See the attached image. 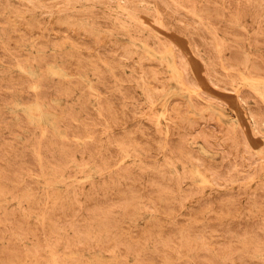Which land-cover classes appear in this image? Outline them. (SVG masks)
<instances>
[{
	"label": "rangeland",
	"instance_id": "1",
	"mask_svg": "<svg viewBox=\"0 0 264 264\" xmlns=\"http://www.w3.org/2000/svg\"><path fill=\"white\" fill-rule=\"evenodd\" d=\"M4 1V2H3ZM9 1H11V2H9ZM31 1V2H30ZM35 1V2H34ZM37 1V2H36ZM46 3H49V4H47L46 5V3L45 2H43V0H0V7H2V8H0V15H1V18H0V45L1 46H4V47H2L1 48V46H0V58H6L4 61L1 59L0 60V62H1V64H0V77L2 78V79H0V80H3V81H1V82H3V83H1L0 82V85H2V86H0L1 87V89H0V91L2 92V90H3V92H2V94H1V92H0V114H1V116H4V117H2V118H0V123H2V124H0L1 126H0V155L2 154V153H4V154H2L1 156H0V169H2V171H0V191L2 190V192H0V219H5V220H0V231L2 232V234H1V232H0V246H3V247H0V255H1V253H2V257L0 256V261H2V263L3 264H33L34 262V264H83V262H84V264H124V262L122 261V260H124V261H126L127 262V264H141V263H143V262H140V261H144V262H146V260H148V262L147 263H145V264H151V263H153V264H160V263H162L163 261V264H171L172 263V261H173V263L172 264H184V262H185V260H186V262H185V264H208V262L210 261V263H215V261H216V263L215 264H227L228 262V264H243L244 262V264H247L248 262L251 264V263H253V260H255V262L253 263V264H257V262H258V264H261V263H263L264 262V250H262V248L264 249V215H261L262 213L261 212H263L264 211V197H262V196H264L263 194H264V98H262V97H264V0H254V1H251V0H230V1H232V2H230L229 0H217V2H216V0L215 1H212V0H170V2H169V0H167V2H166V0L164 1V0H162L163 2H165V3H163L161 0H148V3H147V0H141V1H137L136 0V3H135V0H72V2L70 1V0H53V1H51V0H44ZM59 2V3H57V2ZM61 1V2H60ZM102 1H103V3H102ZM113 1H114V3H113ZM158 1V2H157ZM159 1H161L160 3H162V4H164L163 6H165V4H167L168 2H169V4H167V6H165V7H167V11L164 9L163 10V6H160V3H159ZM228 1V2H227ZM237 1V2H236ZM246 3H245V2ZM9 2V3H8ZM12 2H16L15 4L17 5V4H20V5H17V6H20V7H17L16 5H14V3L11 5V3ZM24 3V4H22V3ZM90 2V3H89ZM101 2V3H100ZM110 2V3H109ZM127 2V3H126ZM140 2V3H139ZM146 2V3H145ZM150 2V3H149ZM185 2V4H187L186 6L183 4ZM190 2V3H189ZM214 2V3H213ZM234 2H235V4H234ZM240 2L242 3V4H240ZM251 2V3H250ZM5 3H8L7 5L8 6H6L5 5ZM30 3V4H29ZM32 3H36V4H38L39 5V7H38V5H36V4H32ZM41 3V4H40ZM63 3V4H62ZM82 3V4H81ZM123 3H125V4H123ZM128 3H129V5H128ZM131 3V4H130ZM152 3V4H151ZM159 3V4H158ZM200 3V4H199ZM227 3V4H226ZM230 3H232V4H230ZM244 3V4H243ZM256 3V4H255ZM43 4V5H42ZM57 4V5H56ZM133 4H135L134 6V10H135V12L133 11ZM149 4H150V6H149ZM161 4V5H162ZM173 5V6H171V5ZM179 4V5H178ZM184 5V7H183V5ZM203 4V5H202ZM210 4V6H208ZM217 4V6H215ZM255 4V5H254ZM24 5V6H23ZM48 5H50V6H48ZM126 5V6H125ZM128 5V6H127ZM132 5V6H131ZM182 5V6H181ZM213 5V6H212ZM227 5H228V7H227ZM232 5V6H231ZM233 5H234V7H233ZM238 5V6H237ZM242 5V6H241ZM263 5V6H262ZM16 6V9L14 8ZM23 6V7H22ZM26 6L27 7H29V11H28V8H27V10H26ZM43 6V7H42ZM57 6V7H56ZM158 6L160 7V8H158ZM169 6V7H168ZM171 6V7H170ZM189 8H188V7ZM233 8V9H230L231 7ZM5 7V8H4ZM25 7V8H24ZM50 7V8H49ZM141 7L143 8L142 10H141ZM163 7V8H162ZM200 7H202V9H200ZM213 7H216V9H215V11L214 12H212L213 10H214V8ZM242 7V8H241ZM6 8H8V9H6ZM18 8H21V9H18ZM130 8V9H129ZM132 8V9H131ZM139 8H140V10L141 11H143V12H139V11H137L136 12V9H138L139 10ZM146 8V9H145ZM171 8H174V9H171ZM176 8H177V10H176ZM179 8V9H178ZM202 10L203 12H201L200 10ZM212 8V9H211ZM228 8V9H227ZM261 8V9H260ZM4 9H6V11L4 10ZM15 9V10H14ZM17 9L18 10H20V12H19V14H18V11H17ZM32 9V10H31ZM144 9H145V11H144ZM169 9H171V13H170V11L168 12V10ZM208 9V10H207ZM211 9V10H210ZM244 9V10H243ZM23 10V11H22ZM59 10H62L61 12H59ZM150 10V11H149ZM3 11H5V14L3 13ZM27 11V12H26ZM64 11V12H63ZM93 12V16H91V14H90V12ZM147 11H149L150 13H149V15L148 14H146L147 13ZM152 11H154V12H152ZM163 11V12H162ZM166 11V12H165ZM176 11H179V12H176ZM182 12V14H180L181 12ZM191 11H193V13L191 12ZM12 13V14H10V13ZM14 12V13H13ZM31 12L32 13H34V15L33 14H31ZM84 12V14L85 13H87V15H83L82 13ZM95 12V13H94ZM100 12V13H99ZM129 12H130V14H129ZM152 12V13H151ZM185 12V13H184ZM200 12H201V14H203V16L204 17H201L202 15L200 14ZM204 12H205V15L207 14V17H205V15H204ZM220 12V13H219ZM258 12V13H257ZM260 12V13H259ZM2 13V14H1ZM9 13V14H8ZM16 13V14H15ZM27 13H29L28 15H27ZM35 13H36V15H35ZM46 13V14H45ZM50 13V14H49ZM58 13V14H57ZM76 13L78 14V13H80V14H78V15H80L79 17L78 16H76V18L74 17L75 15H76ZM102 13V14H101ZM143 13V14H142ZM164 13V14H163ZM170 13V14H169ZM213 14V16H212V14ZM216 13V14H215ZM225 13H227L228 14V16H227V14H225ZM257 13V14H256ZM4 14V15H3ZM15 14V15H14ZM18 14V15H17ZM24 14V15H23ZM46 16H45V15ZM55 14H57V15H55ZM63 14V15H62ZM68 14V15H67ZM74 16H73V15ZM89 14H90V16H89ZM97 14H99V16L97 15ZM151 14H152V16H151ZM164 16H163V15ZM166 14V15H165ZM176 14H178V15H176ZM180 14V15H179ZM183 14H184V18H186V19H184L183 18ZM189 15V16H187V15ZM223 14H225L227 17H229L228 19H226L227 17L225 16V15H223ZM246 14V15H245ZM248 14V15H247ZM17 15V16H16ZM21 15V16H20ZM42 15V16H41ZM69 15H71V16H69ZM96 15H97V17H99V18H97L96 17ZM101 15V16H100ZM134 15V16H133ZM137 15V16H136ZM168 15V16H167ZM171 15H173V18H172V16H171V18H170V16ZM209 15V16H208ZM211 15V16H210ZM219 15V16H218ZM221 15L223 16V17H221ZM4 18H3V17ZM6 16H8V17H6ZM12 16V17H11ZM32 16V17H31ZM58 16V17H57ZM70 18H69V17ZM108 16H110V17H108ZM114 16V17H113ZM178 16H180V17H178ZM191 16V17H190ZM224 16L226 17V18H224ZM14 17V18H13ZM17 17L19 18V19H17ZM37 17H39L38 19H37ZM45 17V18H44ZM60 17H61V19H60ZM64 17H68V18H64ZM84 17V18H83ZM106 17V18H105ZM136 17H139V19L138 18H136ZM175 17H177V18H181L183 21L185 20H188V23H187V21H186V23L185 22H183L181 19L179 20V19H177L176 20V18ZM209 17H211V18H209ZM10 18H12L11 20H10ZM22 18V19H21ZM44 18V19H43ZM50 18V19H49ZM57 18V19H56ZM73 18V19H72ZM75 18V19H74ZM101 18V19H100ZM107 18H109L110 20H108ZM161 20H160V19ZM165 18H166V20H165ZM171 19L172 20V22H170L171 20H169V19ZM193 21V22H190V19ZM204 18V19H203ZM213 18V19H212ZM216 20H215V19ZM218 18H219V20H218ZM3 21H2V20ZM31 19V20H30ZM36 19H37V23H36ZM58 19H60L61 21H63V22H61L60 20H58ZM65 19L66 20H68L67 22H65ZM70 19V20H69ZM80 20V23H79V20ZM96 19H99L98 20V22L100 21V23H98V22H95V20ZM195 19V20H194ZM6 20H10L11 22H10V24L12 23V25H10V24H8L7 22L8 21H6ZM17 20L18 21H20V23H16L17 22ZM23 20V21H22ZM25 20H26V22H25ZM114 20V21H113ZM6 21V22H5ZM39 21H40V23H43V24H41V25H39L40 23H39ZM70 21V22H69ZM72 21V22H71ZM91 21V22H90ZM97 21V20H96ZM122 21H123V23H125V25H127V26H125L124 24L122 25ZM169 21V22H168ZM174 21V22H173ZM178 21H179V23H178ZM196 21L198 22V23H196ZM211 21V22H210ZM212 21H214L213 23H214V25H213V23H212ZM25 24H24V23ZM58 22V23H57ZM76 24V25H73L74 23ZM101 22H105L104 24L102 23V25H101ZM108 22H110L111 23V26L112 27H108V25H110V23H108ZM114 22V23H113ZM143 22H145V23H143ZM181 22V23H180ZM190 22V23H189ZM195 22V23H194ZM217 22V23H216ZM220 23V25L218 26H215L216 24H219ZM227 22V23H226ZM246 22V23H245ZM27 23V24H26ZM56 23V24H55ZM64 25L65 23H67V25L65 24L64 26H62V24ZM68 23L70 24H72V25H70V28L68 27ZM79 23V24H78ZM91 23V24H90ZM93 23L95 24V25H93ZM147 23V24H146ZM166 25H165V24ZM171 23H172V25H171ZM192 23H193V25H192ZM202 23H203V25H204V23H206V25H204L203 27H201V25H202ZM4 26H3V25ZM6 24H8V26L10 27H8V26H6ZM13 24L14 25H16L15 26V28L13 27ZM35 24H36V27L38 28H35ZM47 24V25H46ZM83 24V25H82ZM101 25V26H97V25ZM108 24V25H107ZM117 25L118 26V29H120V30H118V29H116L117 28V26L115 27V25ZM135 24H137V25H135ZM170 24V25H169ZM181 24V25H180ZM201 24V25H200ZM1 25H2V27H1ZM18 25V26H17ZM43 25V26H42ZM46 25V26H45ZM55 25H58V26H55ZM77 25H79V27L77 26ZM93 25V26H92ZM151 25V26H150ZM175 25H177V27L175 26ZM208 25V27H205V26H207ZM222 25H227L226 27H228V28H226V29H229V30H227V31H225L226 29L224 28V26H222ZM249 25V26H248ZM12 26V27H11ZM34 26V27H33ZM50 26V27H49ZM67 26V27H66ZM73 26H74V28H73ZM85 27V28H87V29H85V28H83V27ZM119 26H120V28H119ZM135 26V27H134ZM169 26V27H168ZM173 26L175 29H173V27L171 28V27ZM180 27V29H179V27ZM183 26H185L186 27V31H183V30H185L184 28H183ZM196 26H197V28H196ZM199 26V27H198ZM252 26H253V28H252ZM19 27V28H18ZM25 27V28H24ZM33 27V28H32ZM42 27V28H41ZM53 27H54V29H53ZM59 27V28H58ZM62 27V28H61ZM77 28V30H79L78 31V33H77V30H76V28ZM89 27H91V28H89ZM97 27H99V28H97ZM103 27V28H102ZM104 27H106V28H104ZM130 27V28H129ZM140 27V28H139ZM141 27H142V29H141ZM168 27V28H167ZM183 29H182V28ZM192 27V28H191ZM219 27V28H218ZM232 28V30H231V28ZM248 27V28H247ZM2 28H3V31H2ZM14 28V30L17 28V30H15V32H17V35H15L14 33H13V31L14 30H12V29ZM24 28V29H23ZM31 30H29V29ZM57 28H58V30H60V32H59V34H58V31H57ZM63 28H65V29H63ZM111 28H112V30H111ZM139 28V29H138ZM146 28H147V30L149 29V30H151L152 32H149V31H147L146 30ZM176 28H177V30H176ZM195 28V29H194ZM203 28V30H204V32H203V34H202V32L201 33H199L200 31H202L201 29ZM10 29V30H9ZM22 29V30H21ZM35 29V30H34ZM44 29V30H43ZM46 29L49 31L50 30V32L51 33H49L48 34V31H46ZM71 29V30H70ZM95 29V30H94ZM102 31V32H100V30ZM105 29V30H104ZM106 29H109V30H106ZM187 29H188V31H187ZM195 31H193V30ZM198 29H199V31H198ZM208 29V30H207ZM209 29H211L210 31H209ZM218 29H219V31H221V32H219L218 31ZM224 29V30H223ZM235 29V31H238L237 33L235 32V31H233ZM237 29V30H236ZM4 30H5V32H4ZM22 31L21 32V34H20V31ZM25 30V31H24ZM37 30V31H36ZM65 31V33H66V35L69 37L70 36V38H68L69 40H70V42L68 41V39L66 38V36H64L65 35V33L63 32V31ZM87 30V31H86ZM116 30V31H115ZM122 30V31H121ZM131 30V31H130ZM132 30L134 31L133 33H132ZM136 30V31H135ZM140 30V31H139ZM145 30V31H144ZM231 30V31H230ZM12 32V33H10V32ZM30 31V32H29ZM36 31V32H35ZM39 31V32H38ZM67 31V32H66ZM95 31V32H94ZM111 31V32H110ZM118 31V32H117ZM127 31V32H126ZM129 31H130V33H129ZM144 31V32H143ZM165 31V32H164ZM181 31L182 32H185V33H181ZM190 31H192L193 33L190 35ZM198 31V32H197ZM208 31V32H211L213 35V38H212V40H210V38H211V35H209V33H208V35H205L204 36V34H207L206 32ZM218 31V32H217ZM222 31H223V33H222ZM229 31V32H228ZM233 31V33H232V35H231V33L230 32H232ZM3 32H4V34H3ZM7 32V33H6ZM38 32V33H37ZM43 32H47L45 35L43 34ZM61 32H63L64 33V35H63V33H61ZM99 33L100 35H99V37H98V34L97 33ZM113 32V33H112ZM117 32V33H116ZM135 32H136V34H135ZM143 32V33H142ZM160 32V33H159ZM178 32V33H177ZM190 32V33H189ZM224 32H226V33H224ZM241 32V33H240ZM6 33V34H5ZM19 33V34H18ZM27 33V34H26ZM31 33H33L32 35H31ZM37 33V34H36ZM40 33H41V35H40ZM68 33V34H67ZM71 33V34H70ZM90 33V34H89ZM92 33H95V34H92ZM106 33V34H105ZM142 33V34H141ZM154 33V34H153ZM199 33V34H198ZM210 33V34H211ZM220 33H222V34H220ZM230 33V34H229ZM238 33H240V35L238 34ZM9 34H10V36H9ZM12 34V35H11ZM24 34H25V36H24ZM36 34V35H35ZM60 34H62V35H60ZM82 34V35H81ZM85 36H89L90 35V37H85ZM87 34H89V35H87ZM141 34V35H140ZM151 34V35H150ZM199 36H198V35ZM204 36H202V35ZM229 34V35H228ZM235 34V35H234ZM241 34L243 35V36H241ZM246 34V35H245ZM9 36L10 37V40L9 41H11V42H9V41H6L7 40V38L8 37H6V36ZM26 35L28 36V38L26 37ZM44 35V36H43ZM46 35H47V37H48V39L46 38ZM53 35H54V37H53ZM80 35V36H79ZM109 35H111V36H109ZM135 35V36H134ZM149 35V36H148ZM158 35V36H157ZM186 35H187V37H186ZM194 35V36H193ZM225 35H227V36H225ZM236 35H237V37H236ZM14 36V37H13ZM31 38H30V37ZM33 36L35 37H37V39H36V37H35V39L34 40H32L33 39ZM40 36V37H39ZM53 39V41H55V39H59V40H56L55 42H54V44L56 45V46H54V48H52V45H54L53 44V41H52V39L50 38V37ZM58 36V37H57ZM60 36H62L63 37V39L62 38H60ZM73 38H72V37ZM84 36V37H83ZM92 36V37H91ZM94 36H96V39H95V37ZM101 36V37H100ZM113 36V37H112ZM134 36V37H133ZM145 38H144V37ZM167 36V37H166ZM192 36V37H191ZM198 36V37H197ZM209 37V38H205V37ZM230 36H231V38H232V41H230L231 39H229L230 38ZM6 37V38H5ZM12 37V38H11ZM25 37V38H24ZM42 37H45V38H42ZM76 39H75V38ZM80 37H82V39H80ZM112 37V38H111ZM154 37H156V38H154ZM159 37V38H158ZM200 37L203 39V40H201L200 39ZM227 37H229V38H227ZM239 37H240V40H242V41H240L239 40ZM14 38V39H13ZM27 38V39H26ZM64 38H66L65 40H64ZM97 38H98V41H97ZM115 38H117V39H115ZM140 38H141V40H140ZM146 38H148V41L149 42H146ZM191 38H194V39H191ZM206 40H205V39ZM218 38V39H217ZM235 38H236V41H235ZM244 40H243V39ZM9 39V38H8ZM16 39V40H15ZM22 39H24V40H22ZM26 39V40H25ZM41 39H43L42 41H40ZM47 39V40H46ZM49 39H50V41H49ZM74 39V41L73 42H75L76 41V43H78V44H76V43H74L73 44V42H72V40ZM90 39V40H89ZM93 39V41H91ZM160 39V40H159ZM163 39H164V41L165 42H167L164 46H165V48L164 47H161L160 48V46H163V44H164V41H163ZM190 39V40H189ZM210 41H209V40ZM234 39V40H233ZM259 39V40H258ZM260 39H263V40H260ZM22 40V41H21ZM27 40H29L27 43H26V41ZM47 42H46V41ZM60 40H61V42H60ZM118 40V41H117ZM122 40V41H121ZM156 40V41H155ZM159 42H158V41ZM173 40V41H172ZM192 40V41H191ZM194 40V41H193ZM196 40H197V43H201L200 45L202 46V47H200V45H195V43H196ZM201 40V41H200ZM215 40V41H214ZM217 40H219V41H217ZM240 42H239V41ZM258 40V41H257ZM13 41V42H12ZM15 41V42H14ZM30 41H33V42H30ZM66 41H67V43H66ZM79 41V42H78ZM84 41H85V43H84ZM87 41V42H86ZM95 41V42H94ZM120 41V42H119ZM163 41V42H162ZM171 42V44H173V45H171L169 42ZM206 41H207V43H206ZM209 41V42H208ZM213 41V42H212ZM217 41V42H216ZM245 41V42H244ZM17 42H20V44H18ZM22 42V43H21ZM39 44H38V43ZM41 42V43H40ZM48 42H52V45L50 44V43H48ZM58 42H59V44H58ZM91 44H90V43ZM97 42H98V44H97ZM113 42V43H112ZM114 42H115V44H114ZM120 44H119V43ZM191 42V43H190ZM203 42H205L206 44H204ZM210 42H211V44H210ZM219 42V43H218ZM18 44V46H17V44ZM30 43V44H29ZM35 43H37V44H35ZM43 43V44H42ZM44 43H45V45H49V46H51V47H48V49L46 50V48H45V45H44ZM59 45H57V44ZM60 43H62V45L60 44ZM72 43V44H71ZM80 43V44H79ZM81 43H82V47L84 46V44L86 45V44H88L87 45V47L86 46H84L83 47V49L84 48H86V49H82V47H81ZM84 43V44H83ZM118 45H117V44ZM130 43V44H129ZM169 43V44H168ZM192 45H190V44ZM196 43V44H197ZM221 43V44H220ZM263 43V44H262ZM9 44V45H8ZM63 44L65 45V47L63 46ZM105 44H107L106 46H105ZM111 46H110V45ZM154 44V45H153ZM160 44V45H159ZM162 44V45H161ZM203 44V45H202ZM212 44H214L213 46H212ZM229 44H231L230 45V47H229ZM236 46H235V45ZM260 44L263 46H261L260 47ZM8 45V46H7ZM33 45H34V47H33ZM37 46V49L38 50H35L36 48V46ZM38 45L40 46V45H44L43 46V48H45L44 50H43V48H42V46H41V48H42V50H40L39 48H38ZM63 46V47H61V46ZM70 45H71V47H70ZM73 45H75V46H73ZM78 45V46H77ZM112 45H114V46H112ZM115 45H116V50H118V51H116L115 50ZM122 45V47H120ZM126 45H128L127 47H128V50H129V53L128 52H126V51H128V50H126ZM151 46V47H148V46ZM157 45V46H156ZM195 45V46H194ZM210 46V48L211 49H209V46ZM234 45V46H233ZM7 46V47H6ZM46 46V47H47ZM58 46V47H57ZM93 46H95L94 48H93ZM96 46H98V47H96ZM118 46V47H117ZM137 48H136V47ZM168 46V47H167ZM176 46V47H175ZM208 46V49L206 48ZM212 46V47H211ZM8 47H9V51H8ZM59 47H60V53L61 54H58L59 53ZM108 47H110V48H108ZM111 47H113L114 48V50H113V48H111ZM197 47L198 48H200V49H197ZM214 47V48H213ZM219 47V48H218ZM232 47H238V49L236 50V48L234 49V48H232ZM15 49L14 50V52H12V53H10V51H13V49ZM21 49L19 52H18V49ZM35 48V49H34ZM63 50H62V49ZM67 48V50H64V49H66ZM73 48V49H72ZM76 48V49H75ZM77 48H80V50H77ZM89 48H92V49H89ZM103 48H104V50H103ZM106 48V49H105ZM132 48V49H131ZM153 48V49H152ZM192 48V49H191ZM224 48H225V50H224ZM229 48H231V49H229ZM4 49V50H3ZM12 49V50H11ZM34 49V50H33ZM70 49V51H68ZM72 49V50H71ZM83 50V53L81 54V52H82V50ZM88 49V50H87ZM95 49H98V50H95ZM112 51H110V50ZM123 51H122V50ZM174 49H176L175 50V53H174ZM196 49V50H195ZM207 49V51H204V50H206ZM214 49V50H213ZM234 49V50H233ZM46 50V51H45ZM86 50V51H85ZM91 52H90V51ZM108 50H109V52H108ZM124 50H125V52H124ZM155 50V51H154ZM164 50V51H163ZM184 50V51H183ZM195 50V51H194ZM211 50V51H210ZM227 50V51H226ZM230 50V51H229ZM4 52L3 53V56L1 55L2 53L1 52ZM45 51V52H44ZM62 51H64L63 53H62ZM68 51V52H67ZM97 51V52H96ZM103 51V52H102ZM105 51V52H104ZM160 51H161V53H160ZM163 51V52H162ZM176 51H180V53L179 54H177L178 52H176ZM212 51H213V54H214V52L216 53V54H214V55H210V54H212ZM219 51V52H218ZM22 52V53H21ZM25 52V54L27 53L29 56L31 55V56H33L32 58H33V60L31 59L30 60V58L31 57H29L28 56V58H26V59H24L26 56H27V54L26 55H24L23 53ZM80 52V53H79ZM87 52V53H86ZM99 52V53H98ZM101 52V53H100ZM111 52V54H109ZM116 52V53H115ZM123 53V54H125L126 55V58H124V57H122L123 56V54H120V53ZM130 52H131V54H130ZM194 52V53H193ZM196 52V53H195ZM224 52V53H223ZM234 52H236V53H234ZM22 54L21 55V57H23L22 58V60H21V57H20V55H19V57L20 58H18V56L16 55V54ZM35 53V54H34ZM52 54V56H50L51 54ZM65 53V54H64ZM94 53V55H97V58L98 57H100L101 59L103 58V60L106 58L107 59V55H108V60H95L94 61V59L96 58L95 56V58L93 57V54ZM103 53V54H102ZM104 53H106V54H104ZM108 53V54H107ZM112 53L114 54V55H112ZM127 53V54H126ZM132 53H135V54H132ZM208 53V54H207ZM17 56H15V55ZM33 54V55H32ZM39 54V56H37ZM42 54H44V58H43V55ZM46 54V55H45ZM50 54V55H49ZM54 54H58V56L57 55H54ZM66 54H67V57H66ZM87 54V55H86ZM102 54V56H100V55ZM116 54H119V55H121V56H119V55H116ZM142 54L143 55V57L144 58H146L145 60L146 61H144V58H142L143 60H141V61H143V62H140L139 60L141 59V58H138L137 56H140V55ZM176 54V55H175ZM198 55H200V58H199V56H198V58H197V56ZM223 54L225 55V56H223ZM230 54V55H229ZM10 55V56H9ZM35 55V56H34ZM55 57H54V56ZM83 55V56H82ZM91 55H92V57L93 58H91ZM111 55H112V58H111ZM124 55V56H125ZM128 55H129V57H128ZM133 56V59H132V57H130V56ZM179 55V56H178ZM208 56V57H206V56ZM5 56V57H4ZM61 56H63V57H61ZM64 56H65V58H64ZM69 56V57H68ZM73 56V57H72ZM76 56V57H75ZM83 58H82V57ZM87 56V57H86ZM117 56H119V57H117ZM177 56V57H176ZM183 58H182V57ZM213 57V59H214V62L212 61V57ZM216 56V57H215ZM222 56H223V58H222ZM234 56V57H233ZM13 58V60H15V61H13L12 60V58ZM39 57L42 59V61L44 62V63H41L40 61L41 60H38L39 59ZM59 57V58H58ZM80 57V58H79ZM114 57V58H113ZM115 57H117V58H121V59H115ZM128 57V58H127ZM179 57V58H178ZM180 57L182 58V59H180ZM210 57V58H209ZM218 57V58H217ZM224 57H227L226 58V61H225V59H224ZM229 57H231V58H233V62L234 63H231V61H232V59L231 58H229ZM8 58H11V59H8ZM46 58H48V60L46 59ZM63 59V61H62V59ZM75 59V58H77L76 60H70V59ZM82 58V59H81ZM90 58V59H89ZM96 58V59H97ZM100 58H98V59H100ZM109 58H111L112 60H115V61H113L112 62V60H110L111 62L109 63ZM180 60H178V59ZM185 58V59H184ZM207 58H209V59H207ZM215 58H217V59H219V60H217V59H215ZM235 58V59H234ZM18 59H20V60H18ZM49 59H51V60H49ZM67 59V60H66ZM79 59V60H78ZM81 59V60H80ZM87 59H89V60H87ZM91 59L93 60V61H91ZM126 59V60H125ZM127 59H130V60H128L127 61ZM175 59H177V60H175ZM202 61H201V60ZM224 59V60H223ZM231 59V60H230ZM255 61H254V60ZM12 60V61H11ZM26 60V61H25ZM52 60H54L55 62L57 61V64H55L54 63V61H52ZM59 60V61H58ZM64 60H66L67 61V63L64 61ZM70 60V61H69ZM85 60H87V64H86V66H85V64L84 63H86V62H84L83 63V61ZM118 60V61H117ZM124 60H125V63H124ZM132 60H136L135 62H134V64H132ZM151 60H156L157 62H153V64H154V67L152 66L153 64H151L152 62H151ZM181 60H183V63H181ZM184 60H185V62H184ZM216 60H217V62H218V65H216L217 64V62H216ZM227 60H229V61H227ZM252 60L254 61V64L252 63ZM2 61H3V63H6L7 65H3L2 64ZM20 61V62H19ZM25 61V63L27 62V64H24L23 62ZM32 61V62H31ZM35 61H36V63H38V64H36L35 63ZM38 61V62H37ZM45 61H46V63H45ZM74 61V62H73ZM78 61H80V63H79V65L81 66H78ZM97 61V62H96ZM100 61V62H99ZM105 61H106V63L108 64L109 63V65L111 64V65H113V67H114V69H113V67L110 65V67L109 66H106L107 68H105V65H106V63H105ZM116 61H117V63H116ZM120 61H122V62H120ZM127 61V62H126ZM137 61H138V64H137ZM151 62L150 64L149 63H147L146 64V62ZM174 61V62H173ZM176 61H178V62H176ZM211 62V63H213L214 64V66H213V64H212V66H210L211 65V63H209V62ZM225 63H228V66L226 67V65L227 64H225ZM236 61V62H235ZM259 61V62H258ZM260 61H261V63H260ZM13 62V63H12ZM16 62V63H15ZM19 62V63H18ZM68 62H70V63H68ZM71 62H73L72 64H71ZM77 62V63H76ZM101 62H103L102 64H101ZM163 62V63H162ZM182 64V65H185L186 63H188L187 65H188V68H187V65H185L186 66V68H187V72H186V68H185V66H182L180 63ZM208 62V63H207ZM239 62V64H237ZM240 62H241V64H240ZM257 62V63H256ZM33 63V64H32ZM44 64V65H41V64ZM48 63H50V64H48ZM54 63V64H53ZM66 65H65V64ZM77 65H76V64ZM90 63H92V64H90ZM95 63V64H94ZM98 63V64H97ZM116 63V64H115ZM118 63L120 64L119 66H118ZM126 64V63H130L129 64V66H128V64H126V65H123V64ZM136 63V64H135ZM143 65L142 67H141V64ZM146 65H145V64ZM174 63H176L177 64V66H176V64H174ZM219 63H220V65H219ZM224 63V64H223ZM259 63V64H258ZM22 64V65H21ZM23 64L25 65V67H23ZM29 64V65H28ZM31 64V65H30ZM39 64H40V66H39ZM60 66H59V65ZM61 64H64V65H61ZM70 64H71V66H70ZM83 64V65H82ZM90 64V65H89ZM101 64V65H100ZM123 66H122V65ZM140 64V65H139ZM157 64V65H156ZM159 64V65H158ZM180 64V65H179ZM230 64V65H229ZM234 64V65H233ZM236 64V65H235ZM243 64V65H242ZM13 65V66H12ZM16 65V66H15ZM69 65V66H68ZM75 65H76V68H74L75 67ZM88 65H89V67H88ZM94 65H95V67H94ZM96 65L98 66V67H96ZM115 65V66H114ZM134 65V66H133ZM137 65H139L138 66V68L136 67ZM175 65V66H174ZM208 65L210 66V67H208ZM225 65V66H224ZM252 65V66H251ZM6 66H8V67H6ZM20 66V67H19ZM42 66V67H41ZM46 66V67H45ZM62 66V67H61ZM68 66V67H67ZM72 66H73V68H72ZM101 68H100V67ZM125 66V67H124ZM131 66H133V67H131ZM156 66V67H155ZM158 66V67H157ZM162 66V67H161ZM178 66H181V67H179L178 68ZM216 66V67H215ZM218 66V67H217ZM231 66V67H230ZM232 66H235L238 70H236V68L234 69ZM239 66V67H238ZM241 66V67H240ZM261 66H262V69H261ZM33 67V68H32ZM45 67V68H44ZM71 67V68H70ZM91 67H93V68H91ZM103 67H104V69H103ZM127 67V68H126ZM135 67V68H134ZM142 69H140V68ZM150 69H149V68ZM159 67H161V68H159ZM206 67V68H205ZM214 67L217 69V70H215L214 69ZM246 69H245V68ZM32 68V69H31ZM64 70H63V69ZM69 68V69H68ZM79 68V69H78ZM81 68H85L86 70H85V72H84V70H81L80 71V69ZM98 69L99 71H101V72H103L102 74L100 73V72H98L96 69ZM121 68H122V70H124L123 72H122V70H121ZM129 68V70H127ZM132 68H134V69H132ZM137 68V69H136ZM151 68H155L156 69V71H158L159 69V71L155 74H151L150 72H152V70H155V69H151ZM165 68V69H164ZM185 68V69H184ZM208 68V69H207ZM4 69V70H3ZM7 69V71H5ZM70 70L69 72H71L73 75L71 76V74L69 73V72H67L66 70ZM76 69V70H75ZM89 69H91V70H89ZM92 69H95V71L93 70V74H95V76L92 74ZM109 69H111V70H115L114 72L113 71H111V70H109ZM118 69H119V72H120V74H121V78L120 77H118V75H119V72H116V71H118ZM139 69V70H138ZM144 69V70H143ZM148 69V70H147ZM163 69V70H162ZM181 69H184L183 71L181 70ZM200 69V70H199ZM207 69V70H206ZM220 69V70H219ZM75 72H74V71ZM89 72H88V71ZM121 70V71H120ZM133 70V71H132ZM213 70H214V73H215V75H213ZM219 70V71H218ZM4 71V72H3ZM73 71V72H72ZM79 71V75H77L78 72ZM87 71V72H86ZM104 71H106V72H104ZM111 71V72H110ZM135 71H138V72H135ZM140 71H142V73L140 72ZM143 71H144V73L146 74V72H147V76L149 77H147L144 73H143ZM149 71V72H148ZM164 71H166V72H163ZM217 71V72H216ZM222 71V72H221ZM224 71V72H223ZM251 71H253L252 73H251ZM44 72H45V74L46 75H44ZM83 72V73H82ZM94 72H96V73H94ZM134 72V73H133ZM140 72V75L138 74ZM154 72V71H153ZM152 72V73H153ZM186 72V73H185ZM190 72V73H189ZM202 72V73H201ZM221 72V73H220ZM6 73V74H5ZM82 73V74H81ZM113 75H112V74ZM123 73H124V75H123ZM136 73V74H135ZM150 73V74H149ZM158 73L161 75H158ZM165 73H167V74H165ZM185 73V74H184ZM211 74V75H209V74ZM223 73V74H222ZM231 73L232 74H234L235 75V77L232 75L231 76ZM240 73V74H239ZM253 73H254V75H253ZM259 73V74H258ZM3 74V75H2ZM43 74V75H42ZM85 74H86V77H85ZM99 74V75H98ZM102 76H101V75ZM106 74V75H105ZM110 74V75H109ZM114 74H116L117 75V77H116V75H114ZM128 76H127V75ZM130 74V75H129ZM163 74H164V76H163ZM170 74V75H169ZM186 74H189V76L188 75H186ZM208 74V75H207ZM225 74H226V76H225ZM227 74H230V75H227ZM242 74V75H241ZM255 74L257 75V76H259L260 74H262V75H260V76H263V77H257V76H255ZM8 75V76H7ZM11 75V76H10ZM12 75H13V77H12ZM14 75H16L15 77H19L18 79L19 80H17V78H15L14 77ZM21 75H23L22 77H21ZM28 77H27V76ZM42 76V78H41V76ZM77 75V76H76ZM132 75V76H131ZM140 77H139V76ZM143 75H145V76H143ZM150 75L153 77L152 79L150 78ZM219 75H221V76H219ZM222 75L223 76H225V77H222ZM236 75L238 76L237 78H236ZM6 76V78H4ZM45 78H44V77ZM77 78H76V77ZM88 76V77H87ZM94 76V77H93ZM98 76V77H97ZM99 76H101V77H99ZM110 76V77H109ZM113 76L115 77V78H113ZM122 76L124 77L125 76V78H123L122 79ZM130 76V77H129ZM141 76H143L144 77V79L141 77ZM163 77V78H165V79H163V80H167L166 82L165 81H163L160 77V79H161V81H163L162 83H161V81H160V79L159 78H155V77ZM184 76H188V78L190 79L189 81L187 80V78L186 77H184ZM210 76V77H209ZM215 76V77H214ZM229 78H231V79H229ZM9 77V78H8ZM27 77V78H26ZM145 77L146 78H148V79H145ZM167 77V78H166ZM169 77H171V78H169ZM209 77V78H208ZM219 77V78H218ZM220 77H221V79H220ZM232 77H233V79H232ZM243 77V78H242ZM244 77H254L256 80H257V82H258V84H257V82L256 83H251L252 81H247L246 79H244ZM13 79V81H12V79ZM23 78V79H22ZM31 79V81L29 82L28 80H30ZM44 78V79H43ZM79 78V79H78ZM86 78V79H85ZM101 78H103L102 80H101ZM109 78H112L111 80L109 79ZM118 78H119V81H118ZM140 78V79H139ZM142 78V79H141ZM216 78V79H215ZM235 78V79H234ZM4 79H5V82H4ZM9 81V83H13V82H16V80H17V82H18V84H16V83H13L14 84V87H13V89H11L12 88V86H13V84L11 83V84H9L8 83V81ZM16 79V80H15ZM39 79V81L37 82V80ZM46 79V80H45ZM52 79V80H51ZM75 81H74V80ZM88 79H90V80H88ZM99 79V80H98ZM127 79V80H126ZM136 79H139V81L140 82H138V80H136ZM153 79H154V82H153ZM155 79H156V81H155ZM180 79V80H179ZM184 79L186 80V82L184 81ZM191 79H193V80H191ZM206 79V80H205ZM240 79V80H239ZM241 79H243V80H241ZM263 80L262 82L263 83H261V82H259V81H261V80ZM15 80V81H14ZM34 81V83H33V81ZM40 80L41 81H44V82H40ZM57 80V81H56ZM58 80H60V81H58ZM72 80V81H71ZM101 80V81H100ZM106 80V81H105ZM121 80H122V82L124 81L125 83V85L124 84H121L122 82H121ZM134 80H136V83L138 82V85L134 82ZM143 80V81H142ZM145 80V81H144ZM151 80H152V82H151ZM157 80H159V81H157ZM210 82H209V81ZM220 80H222V81H220ZM227 80H228V83H227ZM28 83H27V82ZM50 81H52V82H50ZM62 81V82H61ZM78 81H79V84H78ZM81 81H83V83L81 82ZM96 81V82H95ZM105 81V83H104V86H102L103 87V89H102V87H100L101 85H99V84H103L102 82H104ZM109 81H111V82H113L114 81V85L113 84H111V82L110 83H106V82H109ZM115 81H117V83L115 82ZM129 82V84L127 83V82ZM147 81H149V82H151V83H149V85H148V82ZM192 81H193V83H192ZM197 82V86H195V82ZM216 83H215V82ZM229 81H230V83L231 84H229ZM247 81V82H246ZM24 82V83H23ZM26 82V83H25ZM37 82V84H35ZM40 82V85L38 84ZM58 82V83H57ZM62 83V85L60 86V84ZM81 82V83H80ZM92 82H95L97 85H96V87H98V88H95V83H92ZM101 82V83H100ZM144 82H146L147 84H145ZM160 83L159 85L157 84V83ZM182 82V83H181ZM190 84H189V83ZM225 82V83H224ZM31 84V85H28V84ZM43 83V84H42ZM47 83V84H46ZM60 83V84H59ZM71 83V84H70ZM72 83H77L78 84V86H77V84H72ZM115 83H116V85H115ZM127 83V84H126ZM131 83V84H130ZM152 83L153 84H155V85H152ZM185 83V84H184ZM195 83V84H194ZM7 84H9V85H7ZM22 84H23V87L24 88H21L22 87ZM33 84V85H32ZM49 84V85H48ZM58 84H59V86H58ZM84 84V85H83ZM117 84H119V86L117 85ZM157 84V85H156ZM165 84V85H164ZM182 84V85H181ZM186 84H189V85H187V87H186ZM192 84H194V87H192L193 85ZM214 84H216V85H214ZM220 84H222V85H220ZM250 84V85H249ZM4 85V86H3ZM12 85V86H11ZM53 86V88H50V87H52ZM55 85V86H54ZM74 85V86H73ZM81 85V86H80ZM122 85V86H121ZM140 85H142L143 87H145V88H143L142 86L140 87ZM160 85H162V86H165L166 87V90H165V87L163 88L162 86H160ZM192 85V86H191ZM218 85H220V87L222 86V88H223V90H221V88L218 86ZM225 85V86H224ZM249 85V86H248ZM254 85V86H253ZM7 86V87H6ZM17 88H16V87ZM21 88V89H19V87ZM27 86H29V87H27ZM42 86H43V88H42ZM50 86V87H49ZM58 86V87H57ZM70 86V87H69ZM84 86H86L85 88L87 89H84ZM94 86V87H93ZM113 86V87H112ZM114 86H118V87H114ZM124 86V87H123ZM127 86H129V87H127ZM146 86H148L149 87V89H148V87H147V89L149 90V92H148V90L147 91H145V90H143V89H146ZM151 86V87H150ZM154 86V87H153ZM160 86V87H159ZM189 86V87H188ZM214 86V87H213ZM218 86V87H217ZM233 86V87H232ZM3 87V88H2ZM33 87V88H32ZM44 87H46V88H44ZM59 87H61L62 89L64 88V89H66V90H64V91H62V92H65V93H62V92H60L61 90L59 89ZM73 87H75L74 89H73ZM79 87H80V89H79ZM83 87V88H82ZM110 87V88H109ZM120 87V88H119ZM132 87V88H131ZM140 87V88H139ZM185 87V88H184ZM196 87V88H195ZM201 87H202V89H201ZM216 87V88H215ZM238 87V88H237ZM8 88V89H7ZM26 88H27V94H29V95H26ZM54 88H56V91H58V90H60V91H58L59 93H60V96H59V94H57L58 92H56L55 90H54ZM57 88H58V90H57ZM72 88V90L73 91H71L70 92V89ZM82 88V89H81ZM108 88V89H107ZM112 88V89H111ZM120 90V92H119V90ZM123 89V91H122V89ZM128 88V89H127ZM130 88V89H129ZM135 89V91H133L134 89ZM142 88V89H141ZM154 88H158L157 90L156 89H154ZM160 88V89H159ZM190 88H192V90L190 89ZM256 88V89H255ZM15 89H16V91L17 92H19V93H17L16 91H15ZM24 89V90H23ZM37 89V90H36ZM48 89V90H47ZM67 89H69V91L67 90ZM78 89V90H77ZM90 89V90H89ZM95 89H96V91H95ZM97 89L99 90V93H97L98 91H97ZM109 89H110V92H108L109 91ZM113 89H114V91H115V89H116V91L114 92L113 91ZM126 89H127V91H126ZM133 89V90H132ZM138 89V90H137ZM151 89V90H150ZM197 89V90H196ZM220 89V90H219ZM227 91H226V90ZM5 90V91H4ZM19 90V91H18ZM36 91V93L34 94V92ZM42 90V92H39V91H41ZM45 90H47V91H45ZM79 90H81V93H80V91ZM83 90H85V91H83ZM89 90V91H88ZM101 90V91H100ZM105 90V91H104ZM106 90H108V91H106ZM129 90V91H128ZM143 90V91H142ZM231 90V91H230ZM9 91L11 92V93H9ZM12 91H14V92H12ZM23 91V92H22ZM24 91H25V93H24ZM34 91V92H33ZM49 91V92H48ZM66 91H68V93L66 92ZM77 91H79V92H77ZM89 93H88V92ZM93 93V95H92V93ZM111 91L113 92V93H111ZM141 91V92H140ZM153 91V92H152ZM161 91L163 92V93H161ZM243 91V92H242ZM246 91L248 92L249 91V93L251 94V95H253V99L255 100V99H258L259 100V102H257L256 104L254 103V102H256V101H254L253 99H252V97H250V94L249 93H246ZM257 91V92H256ZM9 94H8V93ZM33 92V93H32ZM38 92V93H37ZM51 92V94H49ZM84 92V93H83ZM104 92H108V93H105L104 94ZM122 92V93H121ZM134 92V93H133ZM144 92V93H143ZM147 92L150 94L151 92V96L149 97L148 95H147ZM154 92H155V94H154ZM158 92V93H157ZM193 92V93H192ZM202 92V93H201ZM220 92V93H219ZM14 93V94H13ZM23 93H24V95H23ZM33 95H32V94ZM41 93V94H40ZM47 93V94H46ZM55 93V94H54ZM62 93V94H61ZM70 93V94H69ZM72 93V94H71ZM83 93V94H82ZM96 93V94H95ZM102 93V94H101ZM120 93V94H119ZM138 93V94H137ZM143 93V94H142ZM146 93V94H145ZM160 93V94H159ZM198 93L200 94V95H198ZM204 93V94H203ZM235 93H237V94H235ZM241 93L243 94V95H241ZM255 93H257V94H255ZM5 95V97L7 96V95H9V96H11V98L9 97V96H7L6 97V99L4 98V95ZM22 94V95H21ZM36 94H38V95H36ZM65 94V95H64ZM81 94V95H80ZM89 94V95H88ZM90 94H91V97H90ZM98 94V95H97ZM104 94V95H103ZM108 94V95H107ZM116 94V95H115ZM132 94H133V96H132ZM156 95V96H153L154 97V99H153V97H152V95ZM157 94H159V95H157ZM162 94V95H161ZM201 94H203L204 95V97H203V99H202V97L201 96H203V95H201ZM32 95V96H31ZM35 95H36V98L34 99H32V97H35ZM47 95V96H46ZM54 95V96H53ZM56 95V96H55ZM64 97H62V96ZM66 95L68 96V97H66ZM72 95V96H71ZM110 95V96H109ZM114 95V96H113ZM118 95V96H117ZM122 95V96H121ZM125 95V96H124ZM147 95V96H146ZM257 95V96H256ZM26 98H25V97ZM29 96V97H28ZM38 96H39V98H38ZM42 96V97H41ZM57 97V98H53V97ZM58 96L60 97V98H58ZM80 96H81V98H80ZM88 96H89V98H88ZM192 96V97H191ZM197 96V97H196ZM206 96H208V97H210L209 99H214L213 101L212 100H208V98H206ZM243 96H244V98H243ZM245 96H247L248 97V99H246L245 98ZM1 97H3V98H1ZM9 97V98H8ZM17 97V98H16ZM23 97V98H22ZM31 97V98H30ZM45 97V98H44ZM48 97V98H47ZM70 97V98H69ZM79 97V98H78ZM83 97V98H82ZM85 97V98H84ZM100 97H101V99L103 98V100L101 101V99H100ZM106 97V98H105ZM120 98V99H118V98ZM131 97V98H130ZM138 97V98H137ZM147 97V98H146ZM152 97V98H151ZM194 97V98H193ZM20 98H21V100H20ZM42 98H44V100L42 99ZM67 100H66V99ZM69 98V99H68ZM77 98V99H76ZM113 98V99H112ZM117 98V99H116ZM135 98V99H134ZM140 98V100H138ZM150 99V101H149V99ZM1 99H3V100H1ZM22 99H23V103H22ZM27 99V100H26ZM48 101V102H46V100ZM49 99V100H48ZM81 99L82 100H84V101H81ZM106 99V100H105ZM124 99V100H123ZM131 99V100H130ZM136 100V101H138V102H134V100ZM152 99V100H151ZM191 99H193V100H191ZM196 101H195V100ZM205 99H207L206 101H205ZM244 99H245V101H244ZM5 100V101H4ZM6 100L8 101V102H10L9 104H8V102H6ZM32 100V101H31ZM78 100H80V102L78 101ZM98 100H99V102H98ZM112 100H118L119 102H114V101H112ZM126 100H128V101H130L129 103H128V101L126 102ZM132 100H133V102H132ZM181 102H180V101ZM241 100V101H240ZM257 100V101H258ZM13 103H12V102ZM35 101V102H34ZM43 101V102H42ZM73 101V102H72ZM78 101V102H77ZM125 103H123V102ZM142 101V102H141ZM177 101V102H176ZM183 101V102H182ZM193 101H195V102H193ZM202 101H204L205 103H208L207 105L204 103V102H202ZM210 101H212V102H210ZM5 104H3V103ZM31 102V103H30ZM102 102V103H101ZM114 102V103H113ZM132 102V103H131ZM172 102V103H171ZM175 102V103H174ZM199 102H201L200 104L202 105H199ZM238 102V103H237ZM24 103H26V104H24ZM40 103V104H39ZM45 103V104H44ZM47 103H49V104H47ZM66 103V104H65ZM68 103V104H67ZM77 103V105H78V103H79V105L81 106V107H77L75 104ZM85 103V106L83 107V104ZM86 103H88V105L86 104ZM116 103H119L117 106H118V108L117 107H115L116 106ZM121 103V104H120ZM135 103V104H134ZM138 103V104H137ZM150 103V104H149ZM177 103H179L178 104V106L176 107L175 105H177ZM204 103V104H203ZM214 103V104H213ZM216 103V104H215ZM219 103V104H218ZM247 103V104H246ZM3 104V105H2ZM22 104H24V105H22ZM70 104V105H69ZM101 104V105H100ZM115 104V106H113ZM123 104V105H122ZM172 104V106H170ZM180 104H182V106L180 105ZM184 104V105H183ZM195 104V105H194ZM260 104H262V105H260ZM67 105H69V106H71L72 107V111L71 110H69V109H71V107H69V106H67ZM73 105V106H72ZM78 105V106H79ZM98 105L99 106H101L100 107V109H98L99 107H98ZM110 105V106H109ZM122 105L123 107H120V106ZM130 105V107H128ZM134 105H135V108L137 107H139L138 109L136 108V109H134L133 110V108H134ZM142 105V106H141ZM153 105V106H152ZM175 107H174V106ZM180 105V106H179ZM187 105V106H186ZM205 107H204V106ZM219 105V106H218ZM242 105V106H241ZM255 105H257V106H255ZM37 108H36V107ZM49 106H53L52 108L51 107H49ZM64 106V107H63ZM152 106V107H151ZM184 106H186L184 109H185V111H184V109H183V107ZM199 106H200V109H199ZM224 106V107H223ZM253 106H255L256 108H254ZM260 106H261V108H260ZM263 106V107H262ZM68 107H69V109H68ZM103 107V108H102ZM110 107V108H109ZM129 109H131V110H129ZM169 107V108H168ZM179 107V108H178ZM195 107V108H194ZM204 107V108H203ZM252 109H251V108ZM52 110H51V109ZM54 108H55V110H54ZM80 108H82V110L80 109ZM87 108V109H86ZM93 108V109H92ZM114 108H115V110H114ZM125 108H127L128 110H124ZM172 108H174V109H172ZM178 108V109H177ZM198 108V110H200V111H198V110H196ZM260 108V109H259ZM263 108V109H262ZM38 109V110H37ZM68 109V110H67ZM81 111H80V110ZM88 109H90V111L88 110ZM92 109V110H91ZM102 109V110H101ZM116 109H117V111H116ZM121 109L123 112H120L119 110ZM140 109V110H139ZM170 109L172 110V111H170ZM175 109H176V111H175ZM181 109H183V110H181ZM257 109V110H256ZM262 109V110H261ZM46 110H47V112H46ZM50 110V111H49ZM85 110H87V111H85ZM136 110V111H135ZM181 110V112H179ZM255 110V111H254ZM31 111V112H30ZM49 111V112H48ZM53 111V112H52ZM68 111H69V113H68ZM82 111H83V113H82ZM93 113H95V114H92V112ZM100 111H102V113L100 112ZM138 111V112H137ZM173 111H175L174 113H173ZM187 111V112H186ZM4 112V113H3ZM35 112V113H34ZM75 112H77V113H75ZM88 112H91V113H88ZM117 112V113H116ZM121 114H120V113ZM129 112H131V113H129ZM134 112V113H133ZM154 112H158V113H154ZM250 112H253V113H250ZM67 113H68V115H67ZM71 113H73L72 114V116H71ZM80 113V114H79ZM86 113H88V114H90V115H88V114H86ZM120 115H119V114ZM122 113H124V118H123V114ZM168 113V114H167ZM172 113V114H171ZM182 114V115H180V114ZM256 113V114H255ZM260 113V114H259ZM8 114V115H7ZM76 114H78V116L76 115ZM97 114V115H96ZM101 114L102 115H104V116H101ZM136 114V115H135ZM156 114V115H155ZM177 115V116H174L173 117V115ZM22 115V116H21ZM65 115H67V116H65ZM87 116V118H86V116ZM96 115V116H95ZM119 115V116H118ZM122 115V116H121ZM128 115V116H127ZM138 115V116H137ZM165 116V117H163V116ZM186 115H188L187 117H186ZM251 117H250V116ZM256 116V119L254 118V116ZM261 115H263L262 117L259 116ZM0 116V117H1ZM7 116H9L8 118H10L9 119V121H8V119H7ZM19 116H21L20 118H19ZM74 116V117H73ZM118 118H117V117ZM169 116V117H168ZM179 116V118L180 119H178L177 117ZM183 116V119L181 118ZM185 116V117H184ZM257 116L259 117V118H257ZM5 117H6V119H5ZM26 117V118H25ZM40 119H39V118ZM68 118V121L66 120L67 118ZM90 117V118H89ZM97 117H100V118H102V119H99V118H97ZM133 117H135V118H133ZM70 118V119H69ZM95 118H97V119H95ZM107 118V119H106ZM159 118V119H158ZM172 118V119H171ZM253 118V119H252ZM3 119V120H2ZM20 119H22V120H20ZM26 119V120H25ZM95 119V121H93ZM105 119V120H104ZM122 119V120H121ZM124 119V120H123ZM133 119V120H132ZM141 119H142V121H141ZM167 119V120H166ZM174 119V120H173ZM255 119V120H254ZM257 119L259 120V121H257ZM2 120V121H1ZM5 120V121H4ZM6 120H7V122H6ZM29 120V121H28ZM62 121V122H60V121ZM82 120H87V122H85V121H82ZM89 120V121H88ZM91 120H92V123L94 122V125H92V123H91ZM97 120H99V121H97ZM110 120V121H109ZM169 120H171V121H169ZM173 120V121H172ZM183 122V123H181V121ZM184 120V121H183ZM203 120V121H202ZM205 120H206V122L208 123H206L205 122ZM249 120H250V122H249ZM262 122H261V121ZM21 121V122H20ZM27 121V122H26ZM35 121V122H34ZM85 123L86 125H84L83 123ZM105 121V122H104ZM112 121V122H111ZM137 121V122H136ZM141 121V122H140ZM158 121V122H157ZM177 123H176V122ZM189 121H191L193 124H195L197 121H199V122H197V123H199V124H195V125H193L191 122H190V124H189ZM201 121V122H200ZM254 121V122H253ZM32 122V123H31ZM40 122V123H39ZM66 122V123H65ZM75 124H74V123ZM81 122V123H80ZM107 122H109V123H107ZM145 122V123H144ZM172 122H174L175 123V125H178L177 126V129H180L179 131L176 129V126L174 125V123L172 124ZM204 122V123H203ZM216 122V123H215ZM258 122V123H257ZM20 123V124H19ZM63 123V124H62ZM72 125H71V124ZM81 124V126H80V124ZM88 123V124H87ZM97 123V124H96ZM105 125H104V124ZM141 123V124H140ZM149 123V124H148ZM158 123V124H157ZM201 123H203V124H201ZM239 123H240V125H239ZM251 123V124H250ZM253 123V124H252ZM7 124H8V126H7ZM23 124H26V126H28L27 128H26V126H24ZM28 124V125H27ZM39 124H40V126H39ZM56 124H58V125H56ZM67 126H65V125ZM114 124V125H113ZM125 124H127V125H125ZM132 124V125H131ZM143 124V125H142ZM171 124V125H170ZM181 124V125H180ZM184 126H183V125ZM186 124V125H185ZM232 124V125H231ZM238 124V125H237ZM64 125V126H63ZM69 125V126H68ZM71 125V126H70ZM76 125H77V127H76ZM79 125V126H78ZM82 125H84L83 127H82ZM90 125L92 126V127H94V128H92L91 127V129L89 128L90 127ZM96 125H98L99 127H96ZM110 125V126H109ZM117 125H119V126H117ZM158 125V126H157ZM188 125H189V127H190V129H192V133L194 134H192L193 136H194V138H192V135H191V132H189L188 130H190V129H188L189 127H188ZM195 127V129H194V127ZM207 125V126H206ZM10 126V127H9ZM24 126V127H23ZM59 126V127H58ZM74 126V127H73ZM113 126V127H112ZM120 126H123L122 128L120 127ZM138 126V127H137ZM140 126V127H139ZM142 126V127H141ZM149 126V127H148ZM152 126V127H151ZM183 126V128H181ZM238 126H240V127H242L241 129H239L240 127H238ZM257 126V127H256ZM22 127V128H21ZM41 127V128H40ZM71 127L74 129V130H72L71 129ZM81 127V128H80ZM107 127V128H106ZM114 128V129H112V128ZM121 129H120V128ZM172 127H175V129L173 130V128ZM179 127V128H178ZM185 127H186V129H188L187 131H185ZM251 127H253V128H251ZM30 128V129H29ZM33 128V129H32ZM35 128V129H34ZM47 128V129H46ZM70 128V129H69ZM75 128H77V129H75ZM98 128V129H97ZM136 128V129H135ZM138 128H139V130H138ZM151 130H150V129ZM172 128V129H171ZM220 128H221V130H220ZM256 128V129H255ZM258 128V129H257ZM11 129V130H10ZM13 129V130H12ZM41 129V131H39ZM64 129H66V130H64ZM80 129V130H79ZM81 129L83 130V131H81ZM85 129H86V131H85ZM90 129V130H89ZM97 129V130H96ZM116 129V130H115ZM153 129H155V130H153ZM184 129V130H183ZM193 129H194V131H193ZM203 129V130H202ZM205 129V130H204ZM228 129V130H227ZM240 130V131H238V130ZM17 130V131H16ZM28 130V131H27ZM37 130V131H36ZM44 130V131H43ZM49 130H50V132H49ZM68 130V131H67ZM77 131V132H73L74 134L72 135V132L71 131ZM89 130V132L91 133H93L94 134V132H95V134L93 135L92 133V135L90 134V133H88L87 131ZM92 130V131H91ZM121 132H120V131ZM126 131V134H125V131ZM130 130V131H129ZM138 130V131H137ZM150 130V131H149ZM176 130V131H175ZM183 130V131H182ZM220 130V131H219ZM237 130V131H236ZM244 132H243V131ZM259 130V131H258ZM13 131H14V133H13ZM30 131V132H29ZM34 131V132H33ZM70 131V132H69ZM79 131V132H78ZM100 133H99V132ZM102 131V132H101ZM107 131V132H106ZM124 131V133H122ZM144 132V133H142V132ZM149 131V132H148ZM174 131V132H173ZM191 131V130H190ZM203 131V132H202ZM221 131H223V132H221ZM20 132V133H19ZM42 132V134H40ZM67 132V133H66ZM97 132V133H96ZM175 132H177V133H175ZM181 132H182V135H183V138H182V135H181ZM204 134V132H206L204 135H201L202 133ZM230 132H231V134H230ZM238 132V133H237ZM11 133H13L12 135H11ZM31 133V134H30ZM49 133H51L50 135H49ZM79 133H81V134H79ZM115 133V134H114ZM123 135H122V134ZM129 133H132V135L134 136H132L131 134H129ZM138 133V134H137ZM140 133H142V134H140ZM156 134V135H158L157 137H156V135H154V134ZM166 133V134H165ZM173 135H172V134ZM175 133V134H174ZM180 133V134H179ZM187 134V136L189 137V138H186L187 136H186V134ZM190 135H189V134ZM212 133V134H211ZM242 133V134H241ZM245 133V134H244ZM248 133V134H247ZM258 133V134H257ZM34 134V135H33ZM53 134V135H52ZM68 134V135H67ZM77 134H79V136L77 135ZM86 134V135H85ZM98 134V135H97ZM128 134L129 135H131V137L132 138H130V136H128ZM168 134V135H167ZM185 134V135H184ZM198 134V135H197ZM200 134V135H199ZM220 134V135H219ZM238 136H237V135ZM25 135V136H24ZM28 135V136H27ZM43 135V136H42ZM52 135V136H51ZM77 135V136H76ZM83 135H85V136H83ZM112 135V136H111ZM135 135H136V137H135ZM140 135H141V137H140ZM153 135V137H151ZM166 135V136H165ZM171 135H172V138H171ZM197 135V136H196ZM207 135H208V137H207ZM209 135H211V136H209ZM2 136H3V138H2ZM9 136H11V142H10V137ZM13 136V137H12ZM32 136H34V137H32ZM40 136V137H39ZM54 136V137H53ZM67 136H68V138H67ZM82 138H81V137ZM118 136V137H117ZM126 136H128L129 137V140H127V137ZM143 136V137H142ZM145 136V137H144ZM160 136H161V138H160ZM174 136V137H173ZM180 136H181V138H180ZM201 136V137H200ZM221 136V137H220ZM263 136V137H262ZM6 138V142H4V140H5V138ZM9 137V138H8ZM38 137H39V139H38ZM63 137V138H62ZM84 137V138H83ZM99 139H98V138ZM101 137V138H100ZM110 137V138H109ZM115 137H116V139H115ZM120 137V138H119ZM123 137V138H122ZM126 138V140H127V142H126V140H124L125 138ZM142 138L141 139V141H140V138ZM148 137H149V139H148ZM155 137V138H154ZM165 137V138H164ZM184 137H185V139H184ZM192 139H194V140H192ZM199 137V138H198ZM219 137V138H218ZM225 137V138H224ZM235 137V138H234ZM240 138V141H239V138ZM244 137L245 138V140L244 139H242V138ZM247 137V138H246ZM27 140H26V139ZM31 138V139H30ZM35 138V139H34ZM37 138V139H36ZM54 139V138H56L55 139V141L54 140H51V139ZM61 138V139H60ZM109 138V139H108ZM118 138V139H117ZM172 140V142H171V140ZM196 138V139H195ZM200 138H201V140H200ZM204 138L206 139V140H204ZM208 138V139H207ZM212 139V140H209V139ZM223 138H224V140H223ZM14 139H15V141H14ZM29 139V140H28ZM87 139V140H86ZM94 139H97V140H95L94 142H93V140ZM112 139H113V142H112ZM135 139V140H134ZM159 139H160V141H159ZM175 139V140H174ZM188 140V141H185V140ZM198 139V140H197ZM217 139H218V143L216 142L217 141ZM226 139V140H225ZM242 139V140H241ZM7 140H9V141H7ZM16 140H18V142H16ZM34 140V141H33ZM36 140V141H35ZM46 140V141H45ZM70 140H71V142H70ZM76 140V141H75ZM100 140V141H99ZM102 140V141H101ZM121 140V141H120ZM123 140V141H122ZM135 142V144H134V142ZM164 140V141H163ZM170 140V141H169ZM174 140V141H173ZM197 140V141H196ZM200 140V141H199ZM223 142H222V141ZM13 141V142H12ZM29 141V142H28ZM48 141H49V143H48ZM58 141V142H57ZM73 141V142H72ZM99 141V142H98ZM109 141V142H108ZM152 141V142H151ZM155 141H156V143H155ZM194 141V142H193ZM208 141H210L208 144H207V142ZM215 141V142H214ZM16 142V143H15ZM19 142L21 143V145L19 144ZM43 142V143H42ZM56 142V143H55ZM66 142H68L69 143V146H67L66 145ZM112 142V143H111ZM116 142L117 143H119L118 145L116 144ZM121 142V143H120ZM126 144V147H123L124 146V143ZM129 142H131L130 144H134V145H131L132 146V148H131V146L129 147L128 146V143ZM139 142H141V143H139ZM145 142V143H144ZM163 142V143H162ZM184 142V143H183ZM226 143V145H225V143ZM242 142H244V143H242ZM12 143V144H11ZM45 143V144H44ZM47 143V144H46ZM59 143H61V144H59ZM63 143V144H62ZM64 143H65V145H64ZM70 143L72 144V145H70ZM75 143V144H74ZM91 144V147L90 146H88V144ZM100 143V144H99ZM123 143V144H122ZM138 143V144H137ZM152 143V144H151ZM158 143V144H157ZM160 143V144H159ZM170 143H171V145H170ZM175 143V144H174ZM188 144V145H186V147H185V144ZM192 143H194V145L192 144ZM212 143V144H211ZM215 145H214V144ZM216 143H217V146H216ZM238 143V144H237ZM1 144H2V146H1ZM17 144H19V145H17ZM43 144H44V146H43ZM56 144L58 145V147L56 146ZM85 144V145H84ZM87 144V145H86ZM89 144V145H90ZM94 144H95V146H97V147H99L98 145H100L101 147H100V149L99 148H97V147H95L94 146ZM103 146H102V145ZM110 144H112V145H110ZM139 145V144H142V146H144V147H140L141 145H139V148H138V146L137 145ZM162 144V145H161ZM197 144H199L198 146H197ZM212 146H211V145ZM220 144V145H219ZM7 145V146H6ZM38 145V147H36ZM47 145V146H46ZM57 147H55V146ZM65 146L64 147V149H63V147L62 148H59V146ZM119 145H121V147L119 146ZM135 145H136V149H135ZM147 145V146H146ZM154 145H155V147H156V145L158 146V148L159 149H157L156 150V148L154 147ZM184 145V146H183ZM210 145V146H209ZM4 146L6 147V149H3L4 148ZM13 147V149L15 150V151H17V152H15L11 147ZM27 148H26V147ZM49 146H51V149H50V147ZM53 146V147H52ZM60 146V147H61ZM72 146V147H71ZM74 146V147H73ZM84 146H86L85 148H84ZM88 146V147H87ZM94 146V147H93ZM127 146H128V148H127ZM153 146V147H152ZM162 146V147H161ZM170 148H169V147ZM220 147V149H219V147ZM226 146V147H225ZM3 147V148H2ZM9 147V148H8ZM25 147V148H24ZM31 147V148H30ZM44 147V148H43ZM78 147V148H77ZM83 147V148H82ZM111 147V148H110ZM152 147V148H151ZM183 147V148H182ZM188 147V148H187ZM199 147V148H198ZM18 148V149H17ZM50 150H49V149ZM53 148V149H52ZM90 149V151H88V149ZM108 148V149H107ZM118 148V149H117ZM126 148H127V150H126ZM129 148H131V149H129ZM134 148V149H133ZM142 148V149H141ZM144 148V149H143ZM153 148H155V150L153 149ZM160 148H162V150H160ZM170 150H168V149ZM206 148V149H205ZM213 148V149H212ZM216 148V149H215ZM221 148H222V150H221ZM225 148H226V150L227 149H230V150H225ZM11 149V150H10ZM27 149V150H26ZM38 149V151H36ZM56 149V150H55ZM69 149H71L72 151L74 150V152H72L73 154H74V156H73V154L70 152V150ZM85 149V150H84ZM107 149V150H106ZM139 149H141V150H139ZM152 149H153V151H152ZM164 149V150H163ZM167 149V150H166ZM186 149H188V151L186 152ZM193 150L194 151V153H193V151H190V150ZM198 149V150H197ZM200 149V150H199ZM202 149H203V151H202ZM208 149V150H207ZM213 151L214 149H215V151L216 152H212L211 150ZM6 150V151H5ZM45 150H47V152L45 151ZM53 150V151H52ZM54 150H55V152H54ZM65 150V151H64ZM81 150H83V151H81ZM94 150H95V152H94ZM118 150V151H117ZM132 150H133V153H135V154H141V155H139L138 154V156L140 157V158H138V156L136 157L135 156V154H133L132 153ZM137 150V151H136ZM159 150V151H158ZM166 150V151H165ZM174 150V151H173ZM182 150V151H181ZM225 150V151H224ZM234 150V151H233ZM247 152H246V151ZM263 150V151H262ZM9 151H11V152H9ZM22 151V152H21ZM25 151L28 153V155H27V153L25 154ZM30 151V152H29ZM44 151V152H43ZM48 151H49V155L47 154L48 153ZM64 151V152H63ZM81 151V152H80ZM100 151H101V153H100ZM107 151V152H106ZM142 151L145 153H142ZM159 153H158V152ZM161 151V152H160ZM185 151V152H184ZM199 151V152H198ZM224 151V152H223ZM231 151H232V153H231ZM14 152V153H13ZM24 152V153H23ZM42 152V153H41ZM52 152H54V153H52ZM70 154H69V153ZM79 152V153H78ZM99 152V153H98ZM104 152L106 153V154H104ZM129 152H131V153H129ZM150 152H152V153H150ZM180 152V153H179ZM192 153V155H191V153ZM197 152V153H196ZM206 152V153H205ZM221 152H222V155H221ZM239 152H241V153H239ZM256 152H258V153H256ZM7 153H10V154H7ZM17 153V154H16ZM20 153V154H19ZM30 153V154H29ZM53 155H52V154ZM58 153H59V156H58ZM61 153H62V155H61ZM90 155H89V154ZM94 153V155H92ZM96 153H98L97 155H96ZM108 153V154H107ZM147 153H149L148 155H147ZM153 153H156V155L155 154H153ZM158 153V154H157ZM177 153V154H176ZM179 153V154H178ZM183 154V156H182V154ZM186 153H188V155L186 154ZM200 154V156H201V158H198L197 159V157H200V156H197V155H199ZM202 153V154H201ZM225 153V154H224ZM243 153V154H242ZM247 153V154H246ZM15 154V155H14ZM43 156V158H45V159H43L42 158V156ZM44 154V155H43ZM50 154L52 155V156H50ZM102 154V155H101ZM169 154H170V156H169ZM193 157V160H192V157L190 156V155ZM207 154V155H206ZM223 154H224V156H223ZM226 154H227V156L229 157H227L226 156ZM229 154V155H228ZM232 154V155H231ZM247 156H246V155ZM250 154V155H249ZM252 154V155H251ZM4 155L5 156H7V157H4ZM16 157H14V156ZM21 155H23V156H21ZM32 155V156H31ZM47 155V156H46ZM72 155V156H71ZM82 155V156H81ZM89 155V156H88ZM92 155V156H91ZM128 155V156H127ZM147 155V156H146ZM159 155V156H158ZM196 155V156H195ZM240 155V156H239ZM241 155L243 156V157H241ZM18 156H19V158H18ZM26 157V159H24L25 157ZM28 156V157H27ZM36 158H35V157ZM39 156V157H38ZM45 156V157H44ZM55 156V158H53L52 159V157H54ZM66 156H67V158L68 157H70V159H67L66 158ZM96 156V157H95ZM102 156V157H101ZM117 156V158L115 159V157ZM156 156V157H155ZM175 156H177V158L175 157ZM203 156V157H202ZM205 156H207V157H205ZM226 156V157H225ZM236 156V157H235ZM250 158H249V157ZM8 157H9V159H8ZM31 157H33V159L31 158ZM48 157V158H47ZM51 157V158H50ZM72 157V158H71ZM95 157V158H94ZM100 157V158H99ZM135 157V158H134ZM146 157V158H145ZM149 157H150V160L149 161H147L148 159H149ZM167 157H169V158H167ZM178 157H179V159H178ZM181 157V158H180ZM184 158V160L182 161L183 162V164H184V166H183V164H182V162H180L179 160L180 159H183ZM189 157V158H188ZM191 157V158H190ZM221 157V158H220ZM223 157V158H222ZM248 159V161H247V159ZM252 157V158H251ZM7 158V159H6ZM12 158V159H11ZM27 158H29V159H31L32 160V162H33V165L32 164H29V163H32V162H30V160H28ZM35 158V159H34ZM59 160H58V159ZM62 158V159H61ZM65 158V159H64ZM81 158H82V160H81ZM112 158V159H111ZM138 158V159H137ZM155 158H157V159H155ZM167 158V159H166ZM205 158V159H204ZM227 158H228V160H229V162L231 161V163H229L228 162V160H227ZM240 158H243V159H240ZM15 159V160H14ZM16 159L18 160V159H20V160H18V161H16ZM40 159V160H39ZM48 159V160H47ZM54 161V159L56 160L57 159V161H52V160ZM60 159L62 160V161H60ZM109 159H111V161L109 160ZM144 159V160H143ZM186 159H188V161L186 160ZM191 159V160H190ZM195 159H196V161H195ZM200 159L202 160L201 162H200ZM222 159V160H221ZM225 159H226V161H225ZM237 159V160H236ZM239 159V160H238ZM250 159V160H249ZM2 160V161H1ZM8 160V161H7ZM22 160H24L23 161V163H22ZM27 160H28V162H27ZM75 160V161H74ZM94 160H95V162H96V164H95V162H94ZM100 160H101V162H100ZM146 160V161H145ZM152 160H154V161H152ZM168 160V161H167ZM176 160H178V161H176ZM186 160V161H185ZM203 160H204V162H203ZM208 160V161H207ZM224 160V161H223ZM241 160V161H240ZM261 160V161H260ZM12 163H11V162ZM26 161V162H25ZM35 161V162H34ZM64 161H65V163H64ZM97 161H99V163L97 162ZM107 161H110L109 163L111 164H109L108 162H107V164H106V162ZM113 161V162H112ZM198 161V162H197ZM219 161H220V163H219ZM250 161V162H249ZM252 161V162H251ZM253 161H255V162H253ZM10 162V163H9ZM16 162V163H15ZM18 162V163H17ZM37 162V163H36ZM40 162H42V163H44L43 165H42V163H40ZM49 162V163H48ZM60 165H58L57 163ZM63 164L62 166H61V164ZM76 162V163H75ZM79 162H81L80 164H79ZM104 162V163H103ZM116 162V163H115ZM121 162V163H120ZM143 162V163H142ZM146 162H149V163H147L146 164ZM156 162V164L154 165V163ZM157 162L159 163V164H157ZM162 162V163H161ZM166 162H167V164H166ZM169 162H170V164H169ZM178 162V163H177ZM185 162V163H184ZM197 162V163H196ZM211 162V163H210ZM215 162V163H214ZM224 162H226V163H224ZM228 162V163H227ZM233 162V163H232ZM242 164H241V163ZM14 163L15 164H17V165H14ZM19 163H21L22 164V167H21V164H19ZM24 163H25V165H26V163H28L26 166L24 165ZM52 163V164H51ZM54 163V164H53ZM78 163V164H77ZM101 163V164H100ZM190 163V164H189ZM199 163V164H198ZM218 163V164H217ZM222 163V164H221ZM235 163V164H234ZM237 163V164H236ZM243 163H246V164H243ZM252 163V164H251ZM7 164H9L8 166L9 167H11V166H13V167H15V169L14 168H12V170L8 167V166H6ZM11 164H13V165H11ZM19 164V165H18ZM34 164H36V168H37V170H36V168L34 169ZM51 166H50V165ZM91 164V165H90ZM99 164V165H98ZM116 164V165H115ZM138 164H140V165H138ZM163 164H164V166H163ZM171 164H175L174 165V167H173V165H171ZM182 164V165H181ZM185 164L187 165V167L185 166ZM202 164V165H201ZM210 164H212V165H210ZM215 164V165H214ZM221 164V165H220ZM223 164H224V166H223ZM241 164V165H240ZM247 164L249 165L247 168H246V166H247ZM254 164V165H253ZM26 167H24V166ZM29 165H30V167H29ZM52 165H54V166H56V168L55 167H53ZM64 165H68V166H64ZM80 165H81V167H80ZM106 165V166H105ZM141 165H143V166H141ZM148 165V166H147ZM191 165V166H190ZM205 165V166H204ZM217 165V167H215ZM221 167H220V166ZM232 165V166H231ZM236 165V166H235ZM246 165V166H245ZM251 165V166H250ZM1 166H4L3 168L1 167ZM18 166H20V168L18 167ZM28 166V167H27ZM57 166L59 167V169L57 168ZM98 166H99V168H98ZM105 166V167H104ZM115 166V167H114ZM122 166H123V168H127V169H122ZM126 166V167H125ZM137 166H139V167H137ZM141 166V167H140ZM146 166H147V168H146ZM149 166L151 167V168H149ZM160 166L162 167V168H160ZM203 166H204V168H203ZM211 166V168H209ZM230 166H231V168H232V170H231V168H230ZM235 166V167H234ZM238 166V167H237ZM240 166V167H239ZM242 166V167H241ZM244 166V167H243ZM8 168V170H7V168ZM46 167V168H45ZM61 167H66V168H62L61 169ZM99 169H97V168ZM108 167H109V170H108ZM121 167V168H120ZM145 167V168H144ZM155 167V168H154ZM156 167H158V168H156ZM164 167V168H163ZM185 167V168H184ZM213 167V168H212ZM33 169V171H32V169ZM45 168V169H44ZM68 168H69V170H71V171H69L68 170ZM71 168V169H70ZM96 168V169H95ZM104 168V169H103ZM106 168V169H105ZM110 168H112V169H110ZM147 169V171H145L144 169ZM183 168V169H182ZM205 168L206 169H208L207 170V172L205 173ZM222 168H223V170H222ZM228 168H229V172H227V170H228ZM240 168H241V170H240ZM21 170L22 172H24V173H22V172H20V170L18 171V173L16 172L17 170ZM22 169H24V170H22ZM28 171H27V170ZM39 169V170H38ZM42 169V170H41ZM57 169V170H56ZM60 169H61V172H59L60 171ZM85 169V170H84ZM115 169H116V172H115ZM143 169V170H142ZM151 169V170H150ZM161 169V170H160ZM185 169H187V170H185ZM203 169V170H202ZM209 169H211L210 171H209ZM220 169V170H219ZM224 169H226V170H224ZM5 170V171H4ZM10 170H11V177H10V175L8 174L9 172H10ZM13 170H15V171H13ZM26 170V171H25ZM30 170H31V174L33 175H31V174H29V172H30ZM44 170H46V171H44ZM100 170H102V171H100ZM104 170V171H103ZM123 170V171H122ZM190 172H189V171ZM197 170V171H196ZM233 170H235V171H233ZM254 170V171H253ZM36 171V172H35ZM54 171V172H53ZM58 173H57V172ZM94 171V172H93ZM106 171V172H105ZM120 171H122V172H120ZM126 171V172H125ZM137 171L139 172V173H141V174H139V173H137ZM210 173H209V172ZM221 171V172H220ZM230 171H233V173H235V174H233L232 172H230ZM237 171H239V172H237ZM240 171H242V172H240ZM248 172L249 173V175H252V174H254V175H252V176H250L249 178L247 177L248 176V174H245L244 172ZM258 171V172H257ZM2 172H4V174L2 173ZM7 172V173H6ZM20 172V173H19ZM56 172V173H55ZM69 172H71V173H69ZM100 172V173H99ZM117 172H119V173H121L120 175L121 176H119V173L117 174ZM130 172H131V174H132V176H134V175H136V176H134L133 178H132V176H130L129 177V175H130ZM144 172V174H142ZM186 172V173H185ZM195 172H196V175L197 176H195ZM198 172V173H197ZM213 172V173H212ZM222 173V174H220V173ZM246 172V173H247ZM12 173H15V175L16 174H18V175H16V177L14 176V174H12ZM29 174V176H28V174ZM37 173V174H36ZM60 173H62L61 175H60ZM110 173H112L111 175H113V173H114V175L112 176L113 178H115V179H113L112 177H110L111 175H110ZM117 174V178H116V174ZM124 173V174H123ZM126 173H128V174H126ZM151 173H152V175H151ZM155 173V174H154ZM169 173V174H168ZM184 173V174H183ZM204 175L203 177H202V174ZM212 173V174H211ZM215 173H216V175H215ZM226 173V174H225ZM229 173V174H228ZM236 173H237V177L235 176L236 175ZM242 173V174H241ZM255 173H258V174H255ZM19 174H20V176H19ZM22 174V175H21ZM108 174V175H107ZM138 174V175H137ZM159 176H158V175ZM180 174V175H179ZM194 176H193V175ZM209 174H211V176L209 175ZM218 174V175H217ZM5 175V176H4ZM36 175H37V177H36ZM39 175V176H38ZM69 175V176H68ZM72 177H71V176ZM77 175V176H76ZM126 175V176H125ZM142 175V176H141ZM147 175V176H146ZM149 175H151V176H149ZM155 177H157V178H155ZM161 175V176H160ZM163 175V176H162ZM190 175V176H189ZM199 175V176H198ZM233 175V176H232ZM240 175H243V176H241L240 177ZM7 176V177H6ZM8 176H9V178H8ZM14 176V177H13ZM21 176H22V178H21ZM45 176V177H44ZM122 176H123V178H122ZM137 176H139V179H141V180H139L138 179V177ZM140 176H141V178H140ZM153 176V177H152ZM166 176H167V178L168 177H170V178H168V180L169 179H172V180H169V182L170 181H175L173 184L171 183H169V182H166V181H164V180H167V178H166ZM189 176V177H188ZM200 176H201V178H200ZM216 176V177H215ZM217 176H219L218 177V181H217ZM232 176V177H231ZM235 176V177H234ZM3 177H5V178H3ZM29 177V178H28ZM118 177H121V179L119 178L118 179ZM126 177V178H125ZM136 177H137V179H136ZM162 177H164V178H162ZM173 177V178H172ZM179 177V178H178ZM187 177V178H186ZM198 177V178H197ZM214 177V178H213ZM244 177V178H243ZM248 179H247V178ZM2 178V179H1ZM14 178V179H13ZM70 178V179H69ZM104 178V179H103ZM106 178H107V180L108 181H110V182H108L107 180H106ZM109 178V179H108ZM177 178V179H176ZM186 178V179H185ZM209 178H211V181H209L210 179ZM222 178H224L223 180H221ZM228 180H227V179ZM230 178V179H229ZM233 178H235L234 180H233ZM5 181H4V180ZM8 179V180H7ZM16 179V180H15ZM20 179V180H19ZM29 179V181H26V180H28ZM32 179V180H31ZM110 179H112V180H110ZM116 179H118V180H116ZM126 179V180H125ZM132 179H133V181H132ZM134 179H135V182H134ZM142 179H144V180H142ZM152 179V180H151ZM157 179V180H156ZM163 179V181H162V184H161V180ZM175 179V180H174ZM189 179V180H188ZM191 179V180H190ZM205 179V180H204ZM216 179V180H215ZM220 179V180H219ZM225 179L228 181V183L225 181ZM7 180V181H6ZM12 180V181H11ZM21 182H19V181ZM23 182H22V181ZM62 180V181H61ZM80 180V181H79ZM103 182H102V181ZM114 180V181H113ZM128 180V181H127ZM130 180V181H129ZM150 180V181H149ZM155 180V181H154ZM160 180V181H159ZM167 180V181H168ZM177 180H178V182H177ZM213 180V181H212ZM229 180H230V183H229ZM231 180H233V183H232V181ZM238 180H240V181H238ZM247 180V181H246ZM249 180V181H248ZM260 180V181H259ZM261 180H262V183H261ZM10 181H11V183H10ZM32 181V182H31ZM34 181V182H33ZM62 183H61V182ZM94 181V182H93ZM106 182V184H105V182ZM113 183H112V182ZM118 181V182H117ZM124 181V182H123ZM139 181H140V183H139ZM181 183H180V182ZM206 181V182H205ZM222 181V182H221ZM242 181V182H241ZM245 181V182H244ZM17 184H16V183ZM28 182V183H27ZM64 182V183H63ZM93 182V183H92ZM126 182V183H125ZM128 182V183H127ZM131 182V183H130ZM135 184H133V183ZM137 182V183H136ZM151 184H150V183ZM158 182V183H157ZM166 182V183H165ZM183 182H185V184L183 183ZM215 184H214V183ZM223 182H225V183H223ZM235 182H237V183H235ZM2 183H4V185L2 184ZM15 183V184H14ZM25 183H27V184H29V185H27V184H25ZM31 183H33V184H31ZM94 183H95V185L97 186H95L94 185ZM112 183V185L110 186V184ZM169 183V184H168ZM183 183V184H182ZM220 183V184H219ZM14 184V185H13ZM23 184H25L26 186H23ZM32 186H31V185ZM37 186V188H36V186ZM46 184V185H45ZM103 184V185H102ZM124 184V185H123ZM131 184V185H130ZM134 186H133V185ZM141 184V185H140ZM154 185V187H152L153 185ZM159 184H161V185H159ZM165 184H167V185H165ZM181 184V185H180ZM201 184V185H200ZM214 184V185H213ZM218 184H219V186H221L219 189H218ZM222 184V185H221ZM227 184H228V186H227ZM232 184V185H231ZM1 185H3L4 186V190L2 189L3 188V186H1ZM91 185L92 186H94L93 188L91 187ZM107 185H109V187L107 186ZM125 185H127V186H129V188H127V186H125ZM155 185H157L156 187H155ZM159 185V186H158ZM173 185V186H172ZM177 186V188H176V186ZM190 185H191V187H190ZM199 185V186H198ZM216 185H217V187H216ZM231 185V186H230ZM33 186H35V187H33ZM65 186V187H64ZM103 188V186H104V188L107 190H105L104 189V191H103V189L101 188V187ZM118 186V187H117ZM119 186H122V187H119ZM123 186H125V187H123ZM132 186V187H131ZM138 186V187H137ZM161 186H163V187H161ZM165 186V187H164ZM182 186V187H181ZM201 186V187H200ZM226 186V187H225ZM250 186V187H249ZM256 186V187H255ZM6 187H7V189H6ZM17 187H18V189H17ZM24 187H26V188H24ZM27 187H28V190L29 189H31V190H27ZM32 187V188H31ZM75 187V188H74ZM90 187V188H89ZM96 187V188H95ZM98 187H100V188H98ZM113 187V188H112ZM134 187H136V189L135 190H137V188H138V190H137V193H134L135 191H134ZM141 187V188H140ZM149 187H150V189H149ZM225 187V188H224ZM247 187H248V189H247ZM21 188H23V189H21ZM108 188V189H107ZM115 188V189H114ZM120 188V189H119ZM140 188V189H139ZM143 188V189H142ZM153 188V189H152ZM159 188H161V189H159ZM181 188V189H180ZM186 188V189H185ZM194 188H196L195 190H194ZM209 188H211V189H209ZM221 188H222V190H221ZM13 189V190H12ZM17 189V190H16ZM20 189V191H18ZM37 190V193H36V190ZM94 189L96 190V191H94ZM122 189H124L125 191H123ZM126 189H127V193H126ZM133 189V190H132ZM149 189V190H148ZM157 191H156V190ZM164 189V190H163ZM168 189H170V190H168ZM174 189V190H173ZM190 189V190H189ZM192 189V190H191ZM197 189H199V190H197ZM6 190V191H5ZM11 190V191H10ZM100 190V191H99ZM109 190V191H108ZM111 190H113V191H111ZM130 190H132V192H129ZM139 190H141V191H139ZM152 192H151V191ZM159 190V191H158ZM160 190H161V193H162V195H161V193H160ZM163 190V191H162ZM165 190H168V192H166ZM173 190V193L172 194H170L171 192L170 191H172ZM177 191V194L175 193L176 191ZM184 190V191H183ZM194 190V191H193ZM233 190V191H232ZM243 190H245V191H243ZM249 190V191H248ZM261 191V192H259V191ZM17 191V192H16ZM26 191V192H25ZM33 191H35V193L33 192ZM55 191V192H54ZM69 191V192H68ZM73 191V192H72ZM78 191V192H77ZM106 191V192H105ZM120 193H122V191H123V194H119V192ZM145 191V192H144ZM165 191V192H164ZM186 191V193H183V192H185ZM189 191H191V192H189ZM196 191V192H195ZM233 193H232V192ZM237 191H238V194H237ZM22 192V193H21ZM28 192H31L30 194H32V196L28 193ZM66 192V193H65ZM72 192V193H71ZM91 192V193H90ZM95 192H96V194H95ZM105 192V193H104ZM108 192V193H107ZM110 192H111V194L112 195H110V198L108 197L107 199H108V203H106L107 201V199L106 200H104V199H102V198H105V196H109L108 194H110ZM116 194H114V193ZM117 192V193H116ZM148 192V193H147ZM154 192H155V194L157 193V192H159V193H157L158 195H160V196H158V197H160V198H157V194L156 195H154ZM170 192V193H169ZM187 192L190 194V196L187 194ZM197 193V194H191V193ZM200 192H201V195H200ZM216 192V193H215ZM218 192V193H217ZM231 192V193H230ZM235 192V193H234ZM241 192V193H240ZM245 193V195L244 194H242V193ZM12 193V194H11ZM22 195H21V194ZM26 194V195H24V194ZM57 195H55V194ZM75 193V194H74ZM78 193H79V195H78ZM88 193V194H87ZM90 193V194H89ZM101 193V194H100ZM102 193L104 194L103 196H102ZM130 193H134L133 195L134 196H131V194ZM140 194V196H139V194ZM144 193V194H143ZM168 193V194H167ZM219 193L221 194V195H219ZM228 193H230L229 194V196H228ZM253 193V195L252 196H250L251 194ZM255 193V194H254ZM257 193V194H256ZM262 193V195H260ZM10 194V195H9ZM15 196H14V195ZM20 194V195H19ZM27 194H29V195H27ZM55 196H54V195ZM87 194V195H86ZM91 194H93V195H91ZM98 194V195H97ZM106 194V195H105ZM117 194H118V197H117V199L116 200H114L113 198L115 197L116 198V196H117ZM124 194H125V196H124ZM128 196H127V195ZM136 194H138L137 195V198H138V200H137V198H136ZM145 194H148L150 197H148V195H145ZM165 194V195H164ZM176 194V195H175ZM180 195V196H177V195ZM184 194H187V195H184ZM223 194H225V196H223ZM232 194V195H231ZM233 194H235L234 196H235V198L236 199H233ZM242 194V195H241ZM43 195V196H42ZM91 195V196H90ZM120 195V196H119ZM142 195H143V197H142ZM168 195H170V196H168ZM172 195V196H171ZM197 195V196H196ZM217 195V196H216ZM231 195V196H230ZM247 195V196H246ZM249 195V196H248ZM261 196L260 198L258 197L257 198V196ZM2 196V197H1ZM19 196H21V197H19ZM26 196H28V197H26ZM35 196V197H34ZM73 196V197H72ZM90 196V197H89ZM93 196H96V200H97V202H100V204L99 203H96V200H95V197H93ZM99 198H98V197ZM102 196V198H100ZM113 196V198H111ZM125 197V198H127V197H130V198H127V200H125V198H124V200H122V199H120V197L121 198H123V197ZM147 197V198H145V197ZM188 198H187V197ZM192 196V197H191ZM194 196V197H193ZM210 196H211V198H210ZM215 196H216V198H215ZM241 198H240V197ZM14 197H16V198H14ZM38 197V198H37ZM42 197V198H41ZM88 198V199H86V198ZM134 199H133V198ZM156 197V198H155ZM166 197H168V198H166ZM174 197V199L172 200V198ZM177 197V198H176ZM184 197V198H183ZM186 197V198H185ZM208 199H207V198ZM226 197V198H225ZM229 197V199H227ZM239 197V198H238ZM248 197V198H247ZM22 198V199H21ZM36 198V199H35ZM48 200H47V199ZM74 198V199H73ZM133 200H132V199ZM148 198H150L149 200L153 203H151L149 200H148ZM162 198V199H161ZM164 198V199H163ZM176 198V199H175ZM191 198V199H190ZM203 198H206V199H203ZM213 198H215V199H213ZM219 198V199H218ZM223 198V199H222ZM238 198V199H237ZM253 198H255V200L253 199ZM262 198V199H261ZM14 199H16V200H14ZM24 199H26L27 200V202H25L26 200H24ZM29 199V200H28ZM54 199V200H53ZM58 200L57 202L58 203H56V201L55 200ZM68 199V200H67ZM102 199V200H101ZM111 199H113L112 201H111ZM120 201H119V200ZM131 199V200H130ZM143 199V200H142ZM157 199H159V200H161V205L158 203V202H160L159 200H157ZM168 199V200H167ZM170 199H171V202L172 203H167V202H170ZM178 199V200H177ZM181 199V200H180ZM184 200V202H183V200ZM200 199V200H199ZM205 201V200H208V201H203V200ZM221 199H222V201L223 202H225L224 204H223V202L221 201ZM230 199H231V201H230ZM243 199V200H242ZM35 200V201H34ZM76 200V201H75ZM77 200H78V202H77ZM80 200V201H79ZM87 201V202H84L83 203V201ZM89 200H95V206H94V204H93V202L94 201H89ZM99 200V201H98ZM106 201V202H104V201ZM157 200V201H156ZM218 200V201H217ZM226 200V201H225ZM229 200V201H228ZM235 200V201H234ZM252 200H254V201H252ZM29 201H31V202H29ZM42 201V202H41ZM54 203H53V202ZM111 201V204L109 203ZM114 201V202H113ZM118 201V202H117ZM122 201H125L124 203L122 202ZM140 201V202H139ZM147 201V202H146ZM164 201H165V204H167V206H165L164 205ZM179 203H178V202ZM198 201V202H197ZM200 201H202V202H200ZM210 201V202H209ZM213 201H215V202H217V203H215V204H217L218 206H216L215 204H214V202ZM232 201H234V202H239V203H237V205H236V203L234 204V202H232ZM252 203H251V202ZM263 201V202H262ZM29 202V206L27 205V203ZM60 202H61V204H60ZM76 202V203H75ZM90 202L92 203V204H90ZM116 202V203H115ZM134 202V203H133ZM135 202H136V204H135ZM197 204V203H199L198 205L200 206H198V205H194L195 203ZM222 202V203H221ZM227 202V203H226ZM232 202V203H231ZM247 202V204H245V203ZM249 202H250V204H249ZM257 202V203H256ZM259 202V203H258ZM36 203H38L37 205L39 206V208H38V206L36 205ZM51 203V204H50ZM63 203V204H62ZM73 205H72V204ZM90 205H89V204ZM120 203V205H118ZM122 203V204H121ZM125 203H126V205L127 206H129V207H127L126 205H125ZM139 203H141V204H139ZM145 203V204H144ZM146 203L147 204H150V205H146ZM182 203V204H181ZM191 203H193V204H191ZM201 203V204H200ZM208 203H209V206H208ZM219 203V204H218ZM229 203V204H228ZM241 203V204H240ZM256 203V204H255ZM21 204V205H20ZM56 204V205H55ZM72 206V209L74 208V211L73 210H70L71 209V207L69 206ZM85 204V206L83 207V205ZM100 206H98V205ZM107 204L109 205V206H107ZM115 204V205H114ZM124 204V205H123ZM129 204H133V205H131V208H130V205ZM139 204V205H138ZM155 204V205H154ZM158 204H159V206H158ZM170 206H169V205ZM174 204H176V205H174ZM178 204H180V206H182L183 208H179L180 206L178 205ZM189 204H190V206H189ZM211 204H213V205H211ZM226 204H228V206H229V208H228V206H226ZM234 204V205H233ZM244 204L246 205V206H244ZM251 204H252V208H250L251 207ZM260 204V205H259ZM262 204V205H261ZM55 205V206H54ZM61 205V206H60ZM87 205V206H86ZM97 205V206H96ZM101 205H103V206H101ZM107 206V208L105 207V206ZM122 205V206H121ZM134 205H137V207H139L140 205L142 206H140L139 207V209H140V211L138 210V208H137V210H136V208L135 207H133ZM145 205V206H144ZM157 205V206H156ZM172 205H174V206H172ZM185 205V206H184ZM192 205V206H191ZM241 205V206H240ZM247 205H248V207H247ZM257 205V206H256ZM49 206V207H48ZM78 206V207H77ZM113 206V207H112ZM115 206H119V208L118 207H116V208H114ZM123 206H125L126 207V209L123 207ZM146 206H148V207H146ZM175 206H176V208H175ZM189 207V209H188V207ZM194 206V207H193ZM214 206H216V208L214 207ZM232 208H231V207ZM244 206V207H243ZM261 206V207H260ZM3 207V208H2ZM29 207H30V209H29ZM35 207V208H34ZM75 207L77 208L76 210H75ZM90 207H92V208H90ZM109 207H111L110 209H108ZM144 207V208H143ZM156 207H158V208H156ZM162 208L161 210H159V208ZM196 207V208H195ZM210 208V209H208V208ZM214 207V208H213ZM226 207V208H225ZM235 207H237V208H235ZM4 208L6 209V211L4 210ZM48 208V209H47ZM50 208V209H49ZM61 208V209H60ZM81 208V209H80ZM86 208V210H84ZM93 208H94V210H95V208H96V211H98L96 214H97V218H95L96 216V214L94 213V210H93ZM97 208L99 209V210H97ZM104 210H103V209ZM115 209V211L113 210V209ZM121 208H122V210H121ZM124 208V209H123ZM146 208H147V210H146ZM154 208H156V209H154ZM165 208H167V209H165ZM169 208H171V210L169 209ZM191 208V209H190ZM198 208V209H197ZM205 208H207V209H205ZM222 208V209H221ZM224 208V209H223ZM228 208V209H227ZM231 208V209H230ZM234 208V209H233ZM241 208V209H240ZM244 208H246L245 210H244ZM252 210V211H250V209ZM257 208V209H256ZM260 208H262V209H260ZM11 209H12V212H11ZM38 209H40V212H39V210L37 211ZM41 209H43V210H41ZM53 209H54V211H53ZM78 209L80 210V212L78 211ZM91 209V210H90ZM130 210V211H128V210ZM136 210V211H138V212H136V211H134V210ZM150 209H152V210H150ZM156 210V212L154 211V210ZM169 209V210H168ZM172 209L174 210V212H172ZM187 209L189 210V211H187ZM204 209H205V212L207 213H204ZM214 209V210H213ZM226 209V210H225ZM236 209H240L241 211H239L238 212V210H236ZM10 210V211H9ZM36 212H35V211ZM47 210V211H46ZM59 210V211H58ZM67 210H69V211H67ZM89 210V211H88ZM100 210L101 211H103V214H104V216L105 215H107V216H105V219H104V216L101 214V212H100ZM114 211V213H116V214H114V213H112L113 211ZM123 210H124V213H123ZM132 210L134 211L133 213H132ZM143 210H144V212H143ZM157 210H159V211H157ZM164 211V213H163V211ZM176 210V211H175ZM203 210V211H202ZM207 210V211H206ZM218 210H222L221 212L220 211H218ZM224 210V211H223ZM244 210V211H243ZM259 210V211H258ZM262 210V211H261ZM34 211V212H33ZM55 211H57V212H55ZM61 211V212H60ZM64 211V212H63ZM67 211V212H66ZM77 211H78V213H77ZM92 211V212H91ZM108 211H110L109 213H107ZM153 212V214L151 213V212ZM161 211V212H160ZM170 211V215L168 214L167 216L168 217H166V215H165V213L167 214L168 212ZM181 213H180V212ZM194 211V212H193ZM211 211V212H210ZM212 211H214V213L212 212ZM231 211H232V215L230 214L231 213ZM237 211V212H236ZM10 212V213H9ZM14 212V213H13ZM32 212V213H31ZM38 212V213H37ZM53 212V213H52ZM55 212V213H54ZM71 213V215L69 214V213ZM85 212V213H84ZM88 212H89V215H88ZM119 212H121V213H119ZM126 212H128V213H126ZM130 212H131V214H130ZM176 212V214H174ZM190 214H189V213ZM215 212H217L216 213V215H215ZM223 212V213H222ZM233 212H236V213H238V215H236L235 216V214L236 213H234V216H233ZM240 212H241V215H240ZM244 213V215H242L243 213ZM257 212H258V214H259V212H260V214H259V216H258V214H257ZM12 213V214H11ZM29 213V214H28ZM54 215V219L52 218V214ZM74 213V214H73ZM87 213V214H86ZM110 213L111 214H113V215H111V216H108V214L110 215ZM157 213V214H156ZM219 213V214H218ZM226 213V214H225ZM248 213V214H247ZM13 214H14V217H13ZM40 214V215H39ZM50 214V215H49ZM55 214H57V215H55ZM64 214H66V215H64ZM69 214V215H68ZM78 214L80 215L79 217H78ZM90 214H93L92 216H93V218H91V215ZM95 214V215H94ZM100 214V215H99ZM117 214H119V216L117 215ZM121 214H122V217H121ZM125 214H127V215H130L129 217V221H128V216L127 215H125ZM136 214H138V215H136ZM139 214H140V217H139ZM160 214V215H159ZM174 214V215H173ZM181 214V215H180ZM204 214V215H203ZM210 214H214L215 215V217H214V215L213 216H211ZM263 214H264V212H263ZM15 215H17V217H15ZM39 215V216H38ZM47 215V216H46ZM59 215H60V219L61 218H63V220L65 219V221H62V219L60 220V219H57V220H60V221H55V219H56V217L57 218H59ZM81 215H82V218H80L81 217ZM83 215L85 216L86 215V217H83ZM87 215H88V217H87ZM114 215H115V217H114ZM125 215V216H124ZM176 215V217H177V219L174 217ZM180 215V216H179ZM209 215V216H208ZM221 216V218H222V216H224V215H226L225 216V219H227L226 221H225V219L224 218H222V221H221V218L219 217V216ZM229 215V216H228ZM254 215V216H253ZM256 215V216H255ZM260 215H261V217H260ZM12 217V219H10V217ZM20 216V217H19ZM69 216H71V217H69ZM126 216H127V218H126ZM133 216V217H132ZM135 216V217H134ZM152 216V217H151ZM162 216V217H161ZM181 216H183L184 217V219L183 218H179V217H181ZM197 216V217H196ZM202 216V218H200ZM238 216V217H237ZM241 217V219H240V217ZM247 218H246V217ZM250 216H253V217H258V218H253L252 217V219H254V220H252L251 219V217ZM263 216V217H262ZM2 217V218H1ZM41 219H40V218ZM45 217H46V219H45ZM49 217H50V220H48L49 219ZM64 217H66L67 218V221H66V218H64ZM69 217V218H68ZM75 217V218H74ZM100 217H102V218H100ZM121 219H119V218ZM125 217V218H124ZM159 217V218H158ZM160 217H161V219H160ZM171 217H172V219H171ZM188 217V218H187ZM228 217V218H227ZM230 217V218H229ZM233 217L235 218V217H237V219L235 218L234 220H233ZM250 217V218H249ZM7 218V219H6ZM10 219V221L12 220V222H10L9 221V219ZM14 218V219H13ZM16 218V219H15ZM19 218V219H18ZM48 218V219H47ZM75 220H74V219ZM85 218V219H84ZM87 218V219H86ZM108 220H107V219ZM109 218H111L110 220H113V222L112 221H110L109 220ZM117 219V221H116V219ZM131 218H132V222L130 221L131 220ZM151 218V219H150ZM165 218V219H164ZM194 219L193 220V222H192V220H190V219ZM205 218V219H204ZM207 218V219H206ZM209 218H211V219H209ZM245 218H246V220H245ZM25 219V220H24ZM71 219H73V220H71ZM77 219V220H76ZM115 219V220H114ZM125 219V220H124ZM127 219V220H126ZM157 219H158V221H159V219H160V221H159V223L160 224H155V223H157L158 221H157ZM163 219V220H162ZM170 219H171V221H170ZM215 219H217V220H215ZM220 219V220H219ZM238 219H240V220H238ZM247 219H251V222L249 221V220H247ZM260 219V220H259ZM16 220L19 222V220H21V224L22 223H24V222H22V221H25V225L24 224H22L23 225V228L21 229V228H19L18 229V226L19 227H22L21 225H18V224H20V223H15L16 222ZM46 220V221H45ZM47 220H48V223H47ZM82 220V221H81ZM86 220V221H85ZM91 220H94V221H96V223L94 222V221H91ZM101 220L103 221V224H105V226H106V224L108 223V221H109V223H110V225L108 226V228H106L103 224L101 225V228H103L102 230H101V228H100V223H102L101 222ZM105 220H106V222H105ZM119 220V221H118ZM168 220V221H167ZM186 220V221H185ZM197 220V221H196ZM199 220V221H198ZM200 220H201V222H200ZM208 220V221H207ZM210 220V221H209ZM230 220H232V221H230ZM238 220V221H237ZM257 220V221H256ZM258 220H259V222H258ZM10 222V223H8V222ZM15 221V222H14ZM34 221L35 222H37V223H39V224H37L36 226L37 227H39V228H36V226L34 225V224H36V223H34ZM52 221H54V222H52ZM75 221V223H73ZM80 221V222H79ZM97 221H99V223L97 222ZM124 221V222H123ZM165 221V222H164ZM167 221V222H166ZM216 221V223H214ZM228 221H230V222H228ZM243 221V222H242ZM246 223H245V222ZM247 221H248V223L249 224H247ZM3 224H2V223ZM5 222H6V224H5ZM34 224H33V223ZM59 222V223H58ZM62 222V223H61ZM67 222V224L65 225V223ZM73 224H72V223ZM83 222V223H82ZM86 222V223H85ZM116 224H115V223ZM119 222H121V223H119ZM122 222H123V224H122ZM162 222H164V224H163V227L161 228V226H162ZM196 222H197V224H196ZM232 222L233 223H235V224H232ZM236 222H237V224H236ZM240 222V223H239ZM253 222V223H252ZM256 222H258V223H256ZM261 222V223H260ZM12 223L14 224V226H13V228H11L12 227ZM33 225H32V224ZM51 223V224H50ZM53 223V224H52ZM57 223V225H56V228H55V224ZM71 223V226L69 225ZM79 223V226L77 225ZM90 223L92 224V225H90ZM95 223V224H94ZM108 223V224H109ZM130 223V224H129ZM167 223V224H166ZM189 225H188V224ZM190 223H192V224H190ZM195 223V224H194ZM200 223V224H199ZM201 223H202V225H201ZM203 223H205V224H203ZM210 223V224H209ZM229 223L230 224V226H229V224L227 225V224ZM64 224V225H63ZM81 224V225H80ZM82 224H84V225H82ZM113 225V227H112V225ZM115 224V225H114ZM124 224H125V227H124ZM126 224H127V226H126ZM129 224V225H128ZM147 224V225H146ZM151 224V225H150ZM172 224H175V225H172ZM181 224V225H180ZM206 224H208V227L206 226ZM239 224V225H238ZM242 224V225H241ZM254 224H257V225H254ZM259 224V225H258ZM49 225H53L52 226V228H50V229H52V231H51V233L49 232ZM60 225V226H59ZM75 225V226H77V227H73V226ZM90 225V226H89ZM117 225V226H116ZM144 225H146V227H150L149 229L147 228V230L145 229V227L142 226ZM153 225V226H152ZM156 225H157V227H156ZM161 225V226H160ZM171 225V226H170ZM188 226V227H186V226ZM192 227H191V226ZM194 225V226H193ZM201 225V226H200ZM236 225H238V226H236ZM247 226V228H246V226ZM249 225V226H248ZM250 225L253 227V228H255L256 226L257 227H260V229H258L257 227V233L255 234V236L257 237V234L259 233L258 231H260L261 233H259V235H258V237L256 238L255 236H254V233L256 232V230L254 231H251V229H252V227H250ZM26 226V227H25ZM35 226V227H34ZM50 226V227H51ZM58 226H59V228L61 229H58ZM70 226V227H69ZM80 226H82V227H80ZM88 227L89 226V229H86V227ZM95 226V227H94ZM98 226H99V228H98ZM102 226H104V227H102ZM120 226V227H119ZM159 226V227H158ZM165 226V227H164ZM169 226V227H168ZM173 226V227H172ZM177 226V227H176ZM191 228H190V227ZM198 226V227H197ZM203 226V227H202ZM223 226V227H222ZM225 226L229 229H225ZM229 226V227H228ZM236 229V227H237V229H239V230H235L233 227ZM241 226V227H240ZM243 226H244V228H246V229H244L243 228ZM255 226V227H254ZM262 226V227H261ZM16 227H17V229H16ZM25 227V228H24ZM29 227H31V228H29ZM34 227V228H33ZM48 227V228H47ZM53 227H54V229H53ZM64 228V230H63V228ZM68 227V228H67ZM83 227H85V230H84V228ZM92 229H91V228ZM97 227V228H96ZM112 229H111V228ZM116 227V228H115ZM140 227H142L143 229L142 230H140L141 228ZM155 227V229H157V230H155V229H153V231H150L151 233H150V235H146V234H149V230H152V228H154ZM167 227V228H166ZM175 227V228H174ZM183 227H186V228H183ZM197 227V228H196ZM220 227V228H219ZM230 227H231V229H230ZM249 227V228H248ZM5 228V229H4ZM29 228V229H28ZM35 228L37 229V233H36V230H35ZM42 230H41V229ZM72 228V229H71ZM77 228V229H76ZM78 228H80V230H81V228H82V230H81V232H80V230L78 229ZM94 228H95V230H94ZM106 228V229H105ZM112 230H110V229ZM126 228H128L127 229V231L128 232H126ZM133 228V229H132ZM136 228V229H135ZM158 228H159V230H158ZM178 228V229H177ZM183 228V229H182ZM187 228H188V230H187ZM205 228V229H204ZM14 229H16L15 231H14ZM26 230V232L24 231V230ZM38 229H40V231L38 230ZM66 229V230H65ZM98 229L99 230H101V231H103L104 229L105 230H107V231H103V233L102 232H100V231H98ZM120 229H122V230H120ZM160 229H162V230H160ZM168 229H170V230H168ZM184 230V232H188V233H184L183 234V232L182 231H180V230ZM192 231H191V230ZM196 229V230H195ZM200 229V230H199ZM203 229V230H202ZM214 229V230H213ZM241 229V230H240ZM17 230H19V231H17ZM29 230V231H28ZM33 230V231H32ZM57 230H59V231H57ZM93 230V231H92ZM118 230V231H117ZM125 230V231H124ZM136 230V231H135ZM166 230H167V232H166ZM207 230V231H206ZM225 230H227V232L228 233H226L225 232ZM244 230H246V231H243ZM248 230H249V233H248ZM21 231H23L24 233H22ZM31 231V232H30ZM35 231V233H33ZM63 231H65V232H63ZM75 233L76 232V234H73V232ZM77 231H79V233L77 234ZM86 231H87V233H86ZM89 231V232H88ZM111 231V232H110ZM123 231V232H122ZM130 231V232H129ZM135 231V232H134ZM158 231V232H157ZM161 231H163L164 232V234H163V232H161ZM176 231H177V234H176ZM180 233H179V232ZM205 231V232H204ZM211 231V232H210ZM222 233H221V232ZM229 231H231V232H229ZM241 231V232H240ZM251 231V232H250ZM262 231H263V233H262ZM8 232H10V233H8ZM16 232V233H15ZM41 233V234H39V233ZM50 234H49V233ZM57 235H55L57 238H55V236H54V233ZM57 232V233H56ZM58 232H59V234H58ZM91 232V233H90ZM93 232L95 233V234H93ZM96 232H97V234H96ZM108 232V233H107ZM126 232V233H125ZM142 232V233H141ZM145 232H147V233H145ZM152 232H154L153 234H152ZM159 232H161L160 234H162V235H160L159 234ZM190 232V233H189ZM199 232V233H198ZM215 232H217V235H216V233ZM235 232V233H234ZM236 232H237V234H239V233H241V237L239 236V235H236ZM253 232V233H252ZM6 233V234H5ZM9 235H8V234ZM33 233V234H32ZM46 233H48V234H46ZM68 233V234H67ZM102 233V234H101ZM116 233H117V238H115L116 237ZM119 233H121V234H119ZM123 233L125 234V235H123ZM134 233V235H133V237L131 236V234H133ZM135 233H137V235L140 237H138ZM144 233V234H143ZM173 233V234H172ZM179 233V234H178ZM204 233H205V235H204ZM207 233H208V235H207ZM214 234V235H211V234ZM220 233V234H219ZM223 233H225L224 235H223ZM18 234H20V236L18 235ZM22 234H24L23 236V238H22ZM38 234V235H37ZM52 234V235H51ZM81 234H83V235H81ZM87 236V237H85V235ZM105 234H106V236H105ZM118 234H119V236L121 237L122 235V238H120L119 236H118ZM157 235V234H159V235H157V236H155V235ZM171 234V235H170ZM174 234H175V236H174ZM183 234V235H182ZM189 234V235H188ZM198 234V235H197ZM222 234V235H221ZM227 234V235H226ZM230 236H229V235ZM233 234V235H232ZM246 234V235H245ZM262 234H263V236H262ZM3 235H4V237H3ZM12 237H11V236ZM35 235V237H33ZM38 237H40V239H38V240H40V241H37L36 240V238H38ZM50 235V236H49ZM77 235V236H76ZM78 235H80V236H78ZM89 235H91V236H89ZM111 236V237H108V236ZM143 235V236H142ZM156 237V240L154 239V240H152V241H157L156 243H154V242H151V240L150 239H152L154 236ZM179 235V236H178ZM204 235V236H203ZM218 235H219V237H218ZM237 237H236V236ZM248 235H249V237H248ZM252 235V236H251ZM261 235V236H260ZM43 236V237H42ZM49 237V240H48V238H46V237ZM54 236V237H53ZM60 238H59V237ZM69 236H74V240H75V242H72L71 243V241H73V239L71 238V237H69ZM84 238H83V237ZM93 236V237H92ZM95 236V237H94ZM130 236L132 237V238H130ZM142 236V237H141ZM148 236V237H147ZM149 236H152L151 238L149 237ZM159 236V237H158ZM167 236H169L168 238H167ZM183 236H185V237H183ZM210 236V237H209ZM213 236V237H212ZM232 236V237H231ZM234 236L236 237V238H234ZM245 236V237H244ZM21 237V238H20ZM33 237V238H32ZM66 237V238H65ZM103 237H105V238H103ZM119 237V238H118ZM135 237H137L136 238V240H134L135 239ZM144 237V238H143ZM146 237V238H145ZM154 237V238H155ZM158 237V238H157ZM183 237V238H182ZM188 237V238H187ZM213 238V240H212V238ZM225 237V238H224ZM247 237H248V239H247ZM255 239H254V238ZM4 238V239H3ZM8 238V239H7ZM59 238V239H58ZM72 240H71V239ZM77 238V239H76ZM82 238V239H81ZM86 238V239H85ZM111 238H115L116 240H113V239H111ZM126 238H127V240H126ZM162 238V239H161ZM191 238H193V239H191ZM204 238V239H203ZM211 238V239H210ZM218 238V239H217ZM221 238V239H220ZM234 238V239H236V240H232V239ZM239 238V239H238ZM246 238V239H245ZM251 238H253L252 240H251ZM2 239H3V241H2ZM5 239H7L6 241H5ZM10 239H11V241H10ZM20 239V240H19ZM68 239H70L69 241H68ZM80 239V240H79ZM85 240V243L83 242L84 240ZM108 239V240H107ZM110 239V240H109ZM119 239H122L121 240V242L120 241H118ZM141 240V242H140V240ZM158 239V240H157ZM161 241H160V240ZM165 239H168V240H170V241H168V240H166V241H168V242H166L165 241ZM194 239H195V241H194ZM241 239V240H240ZM250 239V240H249ZM260 240L259 241V243L261 242V244H259V243H257L258 242V240ZM14 240V241H13ZM23 240V241H22ZM31 240L32 241H34V243L33 242H31ZM35 240H36V242H35ZM52 240V241H51ZM56 240L57 241V245H55L54 243L56 242H54V241ZM58 240H60L59 242H58ZM90 240V241H89ZM124 240H125V242L127 243V244H124ZM129 240V241H128ZM139 242H138V241ZM144 240V241H143ZM162 240H164L163 242V244H162ZM173 240V241H172ZM179 240H181V241H183V242H181V241H179ZM187 242H186V241ZM193 240V241H192ZM203 240H205L206 242H207V240L210 242L211 241V243H209V242H205L206 243V245H204L205 243L204 242H201V241H203ZM226 240V241H225ZM230 240V241H229ZM257 240V242H254V241H256ZM11 243H10V242ZM16 241V242H15ZM48 241H50V242H48ZM80 241V242H82V243H78V242ZM93 241V242H92ZM114 243H113V242ZM128 241V242H127ZM136 241V242H135ZM145 241H146V243L147 244H145ZM148 241V242H147ZM190 243H189V242ZM192 241V242H191ZM228 241H229V243H228ZM232 241V242H231ZM239 243H238V242ZM244 241V242H243ZM245 241H246V244H251V245H249L248 247H250V246H252V247H250V248H248L247 247V245L245 244ZM249 241V242H248ZM250 241H252V242H250ZM21 242V243H20ZM39 242H42L41 244H43L42 246H41V244L39 243ZM69 242V243H68ZM77 242V243H76ZM91 242V243H90ZM103 242H105V243H103ZM107 242V243H106ZM112 242V243H111ZM122 242H123V244H122ZM143 242V243H142ZM171 242V243H170ZM172 242H174V247H172L173 246V243ZM180 242V243H179ZM199 242H201V244H199ZM50 243V244H49ZM59 243V244H58ZM66 243H67V245H66ZM86 243L88 244V245H86ZM90 243V244H89ZM94 243V244H93ZM98 243V244H97ZM128 243H130V244H128ZM134 243H136L135 245H134ZM140 244V245H138V244ZM186 243V244H185ZM189 243V244H188ZM195 243H196V245H195ZM204 243V244H203ZM236 243V245L235 246H237V247H235V248H233L234 247V244ZM240 244V247L238 246V244ZM241 243L243 244V245H241ZM257 243V246H255V244ZM15 244V245H14ZM17 244V245H16ZM20 246H19V245ZM32 244V245H31ZM37 244H39V245H37ZM68 244H70V245H68ZM91 244H92V246H91ZM101 244H102V247H101ZM105 244L107 245H111V246H108L107 245V247H103V246H105ZM119 244V245H118ZM144 244H145V248H143L144 247ZM166 244V247H164L163 245H165ZM167 244H171V246L170 245H167ZM176 244V245H175ZM179 244V245H178ZM182 244V245H181ZM208 244V245H207ZM219 244V246H217ZM228 244H230V246L228 245ZM233 246H232V245ZM254 244V245H253ZM36 245V246H35ZM52 245H53V247H52ZM73 245H75V247L77 248L76 250H75V248L74 247H72ZM82 247H81V246ZM95 245H96V247H95ZM97 245H99V246H97ZM114 245V246H113ZM133 245V246H132ZM157 245V246H156ZM187 246L188 247V245L190 246V245H192V246H190V249L189 248H187V247H185L186 248V250L184 249V246ZM202 246V248H201V246ZM210 245V247L211 246H213V247H209L208 248V246ZM227 245H228V247H230V248H228L227 247ZM258 245H259V247H258ZM14 246V247H13ZM18 246H19V248H18ZM29 248H28V247ZM44 246V247H43ZM70 247V249H66V247L67 248H69ZM79 246V247H78ZM87 246V247H86ZM113 246V247H112ZM120 246V248H118ZM128 248H127V247ZM136 246H138V249H137V247ZM142 246V247H141ZM160 246V247H159ZM162 246L165 248V249H163L162 248ZM170 246V247H169ZM178 246V247H177ZM182 246V247H181ZM194 246V247H193ZM197 246V247H196ZM200 246V247H199ZM214 246H215V248H214ZM244 246V247H243ZM253 246H255V247H253ZM263 246V247H262ZM20 247H22V249L24 250V251H26V252H24L22 249H20ZM51 247V248H50ZM86 247V248H85ZM88 247H90V249L88 248ZM99 247H101V248H99ZM110 247H112V249L110 248ZM123 248V250H122V248ZM157 247V248H156ZM161 248V249H159V248ZM167 247H169V248H167ZM175 247H176V249L178 250H176L175 249ZM198 248L200 251H201V254H200V252H198L199 250L197 249H193V248ZM205 249H204V248ZM239 247V248H238ZM257 247V248H256ZM4 250H3V249ZM17 248V249H16ZM27 248V249H26ZM31 248L33 249V254L31 253V251H29V250H31ZM43 248H44V250H43ZM53 248V249H52ZM63 248V249H62ZM85 248V249H84ZM93 248V250L91 251V249ZM107 248V249H106ZM114 248V249H113ZM118 248V249H117ZM169 250H167V249ZM172 248V249H171ZM191 248L195 251H193V250H191ZM201 248V249H200ZM214 248V250H212ZM225 248V249H224ZM228 248V249H227ZM242 248V250H243V252H247L248 253V255H246L245 253H243L242 254V250H240ZM248 248V249H247ZM2 249V250H1ZM7 249H8V251H7ZM19 249V250H18ZM51 249V250H50ZM55 249V250H54ZM80 249V250H79ZM88 249V250H87ZM100 249H101V251H100ZM111 249V250H110ZM128 249H130L129 251V253H128ZM134 249L136 250V251H134ZM141 249V250H140ZM155 249V250H154ZM176 250V251H174V250ZM181 249V250H180ZM186 251H184V250ZM189 249V250H188ZM203 249V250H202ZM207 249H209V251L207 250ZM233 250L232 252L234 253V256L232 257V252H231V250ZM235 249V250H234ZM251 249H254V251L253 250H251ZM256 249H257V252H256ZM262 251H261V250ZM11 250V251H10ZM14 250H15V252H14ZM66 250V251H65ZM70 250V251H69ZM90 250V251H89ZM119 250V251H118ZM124 250H125V252H124ZM140 252H139V251ZM148 251L149 253H151L152 255H153V258H152V255L150 254L149 255V253L148 252H146V251ZM161 250H163V251H161ZM164 250H166V251H164ZM171 250V251H170ZM182 250H183V252H182ZM222 250V251H221ZM227 250H229V251H227ZM236 250H238V251H236ZM253 252V253H251L250 254V252ZM260 250V251H259ZM9 251H10V253H9ZM16 251L18 252V253H20V256H19V254H17L16 253ZM21 251V252H20ZM35 251V252H34ZM45 251V252H44ZM103 251V252H102ZM105 251V252H104ZM113 252V254L111 253V252ZM120 251H123V252H120ZM157 251V252H156ZM170 252V253H168V252ZM174 251V252H173ZM191 251V252H190ZM203 251V252H202ZM206 251H208V252H206ZM216 251V252H215ZM221 251V252H220ZM225 251V252H224ZM236 251V252H235ZM259 251V252H258ZM5 254H4V253ZM13 252V253H12ZM40 252H42V253H40ZM52 252V253H51ZM108 252H110V254L108 253ZM137 252H138V255H137ZM160 252H162V253H160ZM165 252V253H164ZM176 252V253H175ZM179 252V253H178ZM180 252H182V253H180ZM185 252V253H184ZM209 252H211L212 254H218V256L219 255H221V256H219V257H217L215 254L214 255H212L211 253H209ZM223 252V253H222ZM228 252H230V253H227ZM16 253V254H15ZM34 253H36L35 255L36 256H34ZM45 253V254H44ZM54 253V254H53ZM79 253V254H78ZM108 253V255H106ZM126 255H125V254ZM127 253H128V256H127ZM139 253H140V255H139ZM146 253H148V255L146 254ZM158 253H160V254H158ZM166 253H167V255L169 256H166ZM178 253V254H177ZM187 253V254H186ZM197 253V254H196ZM205 253H207V254H205ZM242 254V256L240 255V254ZM4 254V255H3ZM9 254V255H8ZM15 254V255H14ZM25 254V258H24V256L22 257V255H24ZM29 256H28V255ZM120 254H121V256H120ZM136 254V255H135ZM144 254L146 255V256H144ZM162 254V255H161ZM165 254V255H164ZM171 254V255H170ZM172 254H173V256H172ZM175 254V255H174ZM176 254L178 255V257L176 256ZM184 254H186V255H184ZM200 254V255H199ZM225 254V255H224ZM12 255H14V256H12ZM17 255V257H15ZM31 255L33 256V257H31ZM73 255V256H72ZM76 255V256H75ZM155 255H157V256H155ZM184 255V256H183ZM197 255L199 256V257H197ZM202 255V256H201ZM226 255H227V257H226ZM237 255H238V257H239V259L237 258ZM240 255V256H239ZM12 257V259H11V257ZM42 256V257H41ZM53 256V257H52ZM56 256V257H55ZM141 256V257H140ZM144 256V257H143ZM158 256H160V257H158ZM162 256V257H161ZM171 256V257H170ZM201 256V257H200ZM204 256H205V258H204ZM208 256H212L213 257V261L211 260L212 258H210V257H208ZM231 256V257H230ZM8 258V257H10V258H8L7 260H6V258ZM14 257H15V259H14ZM28 257H30L29 259H27ZM45 257V258H44ZM55 257V258H54ZM60 257V258H59ZM125 257V258H124ZM139 257V259L138 260H140V258H142L140 261H138L137 260V258ZM165 258V260H161V258ZM173 257H175V259L173 258ZM197 258L198 259V261H197V259L195 260V262H194V259L195 258ZM225 257H226V259H225ZM229 257H230V259H229ZM244 259V261H243V259ZM252 257V258H251ZM4 258V259H3ZM20 258V259H19ZM34 258V259H33ZM40 259V260H38V261H36V259ZM43 258V259H42ZM76 258V259H75ZM87 258V259H86ZM148 258V259H147ZM160 258V259H159ZM163 258V259H164ZM168 258V259H167ZM171 260H170V259ZM173 258V259H172ZM191 258H192V260H191ZM200 258L201 259H203L204 258V261L203 260H201L200 261ZM231 258H232V260H231ZM235 258H237V259H235ZM254 258V259H253ZM2 259V260H1ZM75 261H74V260ZM205 259H207V261L205 260ZM218 260V262H217V260ZM225 259V260H224ZM235 259V260H234ZM247 259V260H246ZM251 259V260H250ZM263 259V260H262ZM24 260H25V262H24ZM30 260H34V262L33 261H30ZM60 260V261H59ZM62 260V261H61ZM82 260V261H81ZM152 260V261H151ZM229 260V261H228ZM238 260V261H237ZM4 261V262H3ZM6 261H8V262H6ZM13 261V262H12ZM19 261V262H18ZM49 261V262H48ZM138 261V263H135V262H137ZM149 261H150V263H149ZM166 261V262H165ZM170 261V262H169ZM175 261V262H174ZM240 261H242V262H240ZM248 261V262H247ZM24 262V263H23ZM33 262V263H32ZM37 262V263H36ZM40 262V263H39ZM75 262V263H74ZM82 262V263H81ZM119 262V263H118ZM123 262V263H122ZM140 262V263H139ZM181 262H183V263H181ZM199 262V263H198ZM237 262V263H236ZM1 263V262H0ZM1 263V264H2ZM209 263V264H210ZM213 263V264H214ZM126 264V263H125ZM144 264V263H143ZM264 264V263H263Z\"/></svg>",
	"mask_w": 264,
	"mask_h": 264
},
{
	"label": "bare ground",
	"instance_id": "2",
	"mask_svg": "<svg viewBox=\"0 0 264 264\" xmlns=\"http://www.w3.org/2000/svg\"><path fill=\"white\" fill-rule=\"evenodd\" d=\"M1 1H2V0H1ZM46 1H47V0H46ZM51 1H53V0H51ZM70 1L72 2V0H70ZM77 1H78V0H77ZM137 1H141V0H137ZM144 1H145V0H144ZM161 1H162V0H161ZM161 1H159V3H160ZM164 1H165V0H164ZM195 1H196V0H195ZM209 1H210V0H209ZM212 1H215V0H212ZM225 1H226V0H225ZM229 1H230V0H229ZM251 1H254V0H251ZM3 2H4V1H3ZM9 2H11V1H9ZM9 2H8V3H9ZM30 2H31V1H30ZM34 2H35V1H34ZM36 2H37V1H36ZM43 2H45V1L43 0ZM56 2H57V1H56ZM60 2H61V1H60ZM141 2H142V1H141ZM157 2H158V1H157ZM162 2H163V1H162ZM166 2H167V0H166ZM169 2H170V0H169ZM169 2H168L167 4H169ZM216 2H217V0H216ZM227 2H228V1H227ZM230 2H232V1H230ZM236 2H237V1H236ZM244 2H245V1H244ZM1 3H2V2H1ZM1 3H0V4H1ZM8 3H5V5L8 6V5H7ZM13 3H14V5H16V4H15L16 2H12L11 5H12ZM21 3H22V2H21ZM45 3H46V2H45ZM57 3H59V2H57ZM89 3H90V2H89ZM100 3H101V2H100ZM102 3H103V1H102ZM109 3H110V2H109ZM113 3H114V1H113ZM126 3H127V2H126ZM135 3H136V0H135ZM139 3H140V2H139ZM145 3H146V2H145ZM147 3H148V0H147ZM149 3H150V2H149ZM159 3H158V4H159ZM163 3H165V2H163ZM189 3H190V2H189ZM213 3H214V2H213ZM217 3H218V2H217ZM245 3H246V2H245ZM250 3H251V2H250ZM2 4H3V3H2ZM22 4H24V3H22ZM29 4H30V3H29ZM32 4H36V3H32ZM40 4H41V3H40ZM47 4H49V3H46V5H47ZM62 4H63V3H62ZM81 4H82V3H81ZM123 4H125V3H123ZM130 4H131V3H130ZM151 4H152V3H151ZM161 4H162V3H160V6H163V5H164V4H162V5H161ZM167 4H165V6H167ZM183 4H184L185 6L187 5V4H185V2H184ZM183 4H182V5H183ZM199 4H200V3H199ZM226 4H227V3H226ZM230 4H232V3H230ZM234 4H235V2H234ZM240 4H242V3L240 2ZM243 4H244V3H243ZM255 4H256V3H255ZM255 4H254V5H255ZM17 5H20V4H17ZM17 5H16V6H17ZM36 5H38V4H36ZM42 5H43V4H42ZM56 5H57V4H56ZM128 5H129V3H128ZM128 5H127V6H128ZM134 5H135V4H133V7H132V8H133V11L135 12L134 7H135L136 5H135V6H134ZM170 5H171V4H170ZM178 5H179V4H178ZM182 5H181V6H182ZM184 5H183V7H184ZM202 5H203V4H202ZM16 6L14 7L15 9H16ZM20 6H21V5H20ZM20 6H17V7H20ZM23 6H24V5H23ZM23 6H22V7H23ZM48 6H50V5H48ZM125 6H126V5H125ZM131 6H132V5H131ZM149 6H150V4H149ZM165 6H163L164 8H163V7H162V8H163V10L166 8L165 10L167 11V7H165ZM171 6H173V5H171ZM171 6H170V7H171ZM208 6H210V4H209ZM212 6H213V5H212ZM215 6H217V4H216ZM231 6H232V5H231ZM231 6H230V7H231ZM237 6H238V5H237ZM241 6H242V5H241ZM262 6H263V5H262ZM38 7H39V5H38ZM42 7H43V6H42ZM56 7H57V6H56ZM168 7H169V6H168ZM173 7H174V6H173ZM187 7H188V6H187ZM227 7H228V5H227ZM233 7H234V5H233ZM0 8H2V7H0ZM4 8H5V7H4ZM24 8H25V7H24ZM27 8H28V11H29V7L26 6V10H27ZM49 8H50V7H49ZM132 8H131V9H132ZM158 8H160V7L158 6ZM188 8H189V7H188ZM213 8H214V10H213L212 12L215 11L216 7H213ZM241 8H242V7H241ZM6 9H8V8H6ZM6 9H4V10L6 11ZM15 9H14V10H15ZM18 9H21V8H18ZM18 9H17V11H18V14H19L20 10H18ZM129 9H130V8H129ZM142 9H143V8L141 7V10H142ZM145 9H146V8H145ZM145 9H144V11H145ZM171 9H174V8H171ZM171 9H169L168 12L170 11V13H171V12H172ZM178 9H179V8H178ZM198 9H199V8H198ZM200 9H202V7H200ZM200 9H199V10H200ZM211 9H212V8H211ZM211 9H210V10H211ZM227 9H228V8H227ZM230 9H233V8L231 7ZM260 9H261V8H260ZM31 10H32V9H31ZM141 10H140V8H139V10L136 9V12H137V11L140 12ZM176 10H177V8H176ZM207 10H208V9H207ZM243 10H244V9H243ZM5 11H3L4 14H5ZM22 11H23V10H22ZM61 11H62V10H59V12H61ZM149 11H150V10H149ZM149 11H147L146 14L149 15V13H150ZM166 11H165V12H166ZM200 11L203 12L202 10H200ZM26 12H27V11H26ZM63 12H64V11H63ZM89 12H90V11H89ZM141 12H143V11H141ZM145 12H146V11H145ZM152 12H154V11H152ZM152 12H151V13H152ZM162 12H163V11H162ZM176 12H179V11H176ZM180 12H181V11H180ZM191 12L193 13V11H191ZM201 12H200V14H201ZM215 12H216V11H215ZM9 13H10V12H9ZM9 13H8V14H9ZM13 13H14V12H13ZM20 13H21V12H20ZM91 13H92V14H91ZM94 13H95V12H94ZM99 13H100V12H99ZM170 13H169V14H170ZM184 13H185V12H184ZM219 13H220V12H219ZM257 13H258V12H257ZM257 13H256V14H257ZM259 13H260V12H259ZM1 14H2V13H1ZM4 14H3V15H4ZM10 14H12V13H10ZM15 14H16V13H15ZM15 14H14V15H15ZM18 14H17V15H18ZM28 14H29V13H27V15H28ZM31 14L34 15V13H32V12H31ZM45 14H46V13H45ZM45 14H44V15H45ZM49 14H50V13H49ZM57 14H58V13H57ZM57 14H55V15H57ZM78 14H80V13H78ZM78 14L76 13L75 16H74L73 14H72V15L76 18V16H78V17L80 16V15H78ZM82 14H83V15H87V13L84 14V12H83ZM90 14H91V16H93V12H90ZM90 14H89V16H90ZM101 14H102V13H101ZM129 14H130V12H129ZM142 14H143V13H142ZM163 14H164V13H163ZM163 14H162V15H163ZM180 14H182V12H181ZM180 14H179V15H180ZM211 14H212V13H211ZM215 14H216V13H215ZM225 14H227V13H225ZM225 14H223V15H225ZM5 15H6V14H5ZM12 15H13V14H12ZM17 15H16V16H17ZM23 15H24V14H23ZM35 15H36V13H35ZM62 15H63V14H62ZM67 15H68V14H67ZM97 15L99 16V14H97ZM97 15H96V17H97ZM165 15H166V14H165ZM176 15H178V14H176ZM186 15H187V14H186ZM201 15H202L201 17H204L203 14H201ZM204 15H205V12H204ZM245 15H246V14H245ZM247 15H248V14H247ZM20 16H21V15H20ZM41 16H42V15H41ZM45 16H46V15H45ZM69 16H71V15H69ZM69 16H68V17H69ZM100 16H101V15H100ZM133 16H134V15H133ZM136 16H137V15H136ZM151 16H152V14H151ZM163 16H164V15H163ZM167 16H168V15H167ZM169 16H170V15H169ZM171 16H172V18H173V15H171ZM171 16H170V18H171ZM187 16H189V15H187ZM208 16H209V15H208ZM210 16H211V15H210ZM212 16H213V14H212ZM214 16H215V15H214ZM214 16H213V17H214ZM218 16H219V15H218ZM225 16H226V15H225ZM225 16H224V18H226V17L228 16V14H227L226 17H225ZM2 17H3V16H2ZM6 17H8V16H6ZM11 17H12V16H11ZM31 17H32V16H31ZM57 17H58V16H57ZM68 17H64V18H68ZM71 17H72V16H71ZM80 17H81V16H80ZM80 17H79V18H80ZM108 17H110V16H108ZM113 17H114V16H113ZM152 17H153V16H152ZM178 17H180V16H178ZM190 17H191V16H190ZM205 17H207V14L205 15ZM221 17H223V16L221 15ZM0 18H1V15H0ZM3 18H4V17H3ZM13 18H14V17H13ZM38 18H39V17H37V19H38ZM44 18H45V17H44ZM44 18H43V19H44ZM69 18H70V17H69ZM75 18H74V19H75ZM83 18H84V17H83ZM97 18H99V17H97ZM105 18H106V17H105ZM136 18L139 19V17H136ZM175 18H176V20L179 19V18H177V17H175ZM183 18H184V14H183ZM186 18H187V17H186ZM186 18H184V19H186ZM209 18H211V17H209ZM228 18H229V17H227L226 19H228ZM11 19H12V18H10V20H11ZM17 19H19V18L17 17ZM21 19H22V18H21ZM37 19H36V23L38 22ZM49 19H50V18H49ZM56 19H57V18H56ZM60 19H61V17H60ZM60 19H58V20H60ZM72 19H73V18H72ZM100 19H101V18H100ZM107 19L110 20L109 18H107ZM159 19H160V18H159ZM161 19H162V18H161ZM161 19H160V20H161ZM168 19H169V18H168ZM180 19H181V18H180ZM180 19H179V20H180ZM189 19H190V18H189ZM203 19H204V18H203ZM212 19H213V18H212ZM214 19H215V18H214ZM216 19H217V18H216ZM216 19H215V20H216ZM1 20H2V19H1ZM10 20H9V21L6 20V21H8V22H7L8 24H10V22H11ZM30 20H31V19H30ZM61 20H62V19H61ZM61 20H60V21H61ZM69 20H70V19H69ZM78 20H79V19H78ZM96 20H97V21H96ZM96 20H95V22H98L99 19H96ZM165 20H166V18H165ZM169 20H171V19H169ZM181 20H182V19H181ZM194 20H195V19H194ZM218 20H219V18H218ZM2 21H3V20H2ZM6 21H5V22H6ZM22 21H23V20H22ZM67 21H68V20L65 19V22H67ZM110 21H111V20H110ZM113 21H114V20H113ZM182 21H183V20H182ZM186 21H187V23H188V20H186ZM186 21L184 20L183 22L186 23ZM25 22H26V20H25ZM61 22H63V21H61ZM69 22H70V21H69ZM71 22H72V21H71ZM90 22H91V21H90ZM168 22H169V21H168ZM170 22H172V20H171ZM173 22H174V21H173ZM190 22H193V21L190 19ZM190 22H189V23H190ZM210 22H211V21H210ZM213 22H214V21H212V23H213ZM16 23H20V21L17 20ZM23 23H24V22H23ZM39 23H40V21H39ZM57 23H58V22H57ZM73 23H74V22H73ZM75 23H76V22H75ZM75 23H74L73 25H76ZM79 23H80V20H79ZM79 23H78V24H79ZM98 23H100V21H99ZM102 23H103V22H101V25H102ZM104 23H105V22H104ZM104 23H103V24H104ZM108 23H110V22H108ZM113 23H114V22H113ZM143 23H145V22H143ZM178 23H179V21H178ZM180 23H181V22H180ZM194 23H195V22H194ZM196 23H198V22L196 21ZM214 23H215V22H214ZM214 23H213V25H214ZM216 23H217V22H216ZM218 23H219V22H218ZM226 23H227V22H226ZM245 23H246V22H245ZM8 24H6V26H8ZM24 24H25V23H24ZM26 24H27V23H26ZM41 24H43V23H40L39 25H41ZM55 24H56V23H55ZM61 24H62V23H61ZM65 24L67 25V23H65ZM65 24H64V25H65ZM90 24H91V23H90ZM105 24H106V23H105ZM123 24L125 25V23H123V21H122V25H123ZM146 24H147V23H146ZM164 24H165V23H164ZM2 25H3V24H2ZM2 25H1V27H2ZM10 25H12V23H11ZM46 25H47V24H46ZM46 25H45V26H46ZM64 25L62 24V26H64ZM70 25H72V24H71V23H70V24L68 23V27H69V28H70ZM82 25H83V24H82ZM93 25H95V24L93 23ZM93 25H92V26H93ZM96 25H97V24H96ZM101 25H97V26H101ZM107 25H108V24H107ZM114 25H115V24H114ZM135 25H137V24H135ZM165 25H166V24H165ZM169 25H170V24H169ZM171 25H172V23H171ZM180 25H181V24H180ZM192 25H193V23H192ZM200 25H201V24H200ZM204 25H206V23H204ZM204 25H203V23H202L201 27H203ZM217 25L219 26L220 23H219V24H216L215 26H217ZM3 26H4V25H3ZM15 26H16V25L13 24V27H14V28H15ZM17 26H18V25H17ZM42 26H43V25H42ZM55 26H58V25H55ZM77 26L79 27V25H77ZM109 26L112 27V26H111V23H110V25H108V27H109ZM116 26H117V25H115V27H116ZM125 26H127V25H125ZM150 26H151V25H150ZM175 26L177 27V25H175ZM222 26H224V28H225L227 25H222ZM248 26H249V25H248ZM8 27H9V26H8ZM11 27H12V26H11ZM33 27H34V26H33ZM33 27H32V28H33ZM49 27H50V26H49ZM66 27H67V26H66ZM78 27H77V28H78ZM82 27H83V26H82ZM85 27H86V26H85ZM85 27H83V28H85ZM134 27H135V26H134ZM168 27H169V26H168ZM168 27H167V28H168ZM170 27H171V26H170ZM172 27H173V26H172ZM172 27H171V28H172ZM178 27H179V26H178ZM184 27H185V26H183V28H184ZM198 27H199V26H198ZM205 27H208V25L205 26ZM9 28H10V27H9ZM14 28H13V29L11 28V29L14 30ZM18 28H19V27H18ZM24 28H25V27H24ZM24 28H23V29H24ZM35 28H37V27H36V24H35ZM41 28H42V27H41ZM58 28H59V27H58ZM58 28H57V31H58V34H59L60 30H58ZM61 28H62V27H61ZM73 28H74V26H73ZM75 28H76V27H75ZM77 28H76V30H77ZM89 28H91V27H89ZM97 28H99V27H97ZM102 28H103V27H102ZM104 28H106V27H104ZM119 28H120V26H119ZM129 28H130V27H129ZM139 28H140V27H139ZM139 28H138V29H139ZM181 28H182V27H181ZM183 28H182V29H183ZM191 28H192V27H191ZM196 28H197V26H196ZM208 28H209V27H208ZM218 28H219V27H218ZM226 28H228V27H226ZM226 28H225V29H226ZM230 28H231V27H230ZM247 28H248V27H247ZM252 28H253V26H252ZM28 29H29V28H28ZM37 29H38V28H37ZM53 29H54V27H53ZM63 29H65V28H63ZM85 29H87V28H85ZM116 29H118V26H117ZM141 29H142V27H141ZM173 29H175V28L173 27ZM179 29H180V27H179ZM184 29H185V30H183V31H186V27H185ZM194 29H195V28H194ZM9 30H10V29H9ZM15 30H17V28H16ZM15 30L13 31V33L15 32ZM21 30H22V29H21ZM29 30H30V29H29ZM34 30H35V29H34ZM43 30H44V29H43ZM54 30H55V29H54ZM70 30H71V29H70ZM87 30H88V29H87ZM87 30H86V31H87ZM89 30H90V29H89ZM89 30H88V31H89ZM94 30H95V29H94ZM99 30H100V29H99ZM104 30H105V29H104ZM106 30H109V29H106ZM111 30H112V28H111ZM118 30H120V29H118ZM146 30H147V28H146ZM176 30H177V28H176ZM180 30H181V29H180ZM192 30H193V29H192ZM201 30H202V31H200L199 33L202 32V34H203V32H204L203 28H202ZM207 30H208V29H207ZM210 30H211V29H209V31H210ZM223 30H224V29H223ZM227 30H229V29H226L225 31H227ZM231 30H232V28H231ZM231 30H230V31H231ZM236 30H237V29H236ZM2 31H3V28H2ZM19 31H20V30H19ZM24 31H25V30H24ZM30 31H31V30H30ZM30 31H29V32H30ZM36 31H37V30H36ZM36 31H35V32H36ZM46 31H48V30L46 29ZM62 31H63V30H62ZM78 31H79V30H77V33H78ZM115 31H116V30H115ZM121 31H122V30H121ZM130 31H131V30H130ZM130 31H129V33H130ZM135 31H136V30H135ZM139 31H140V30H139ZM144 31H145V30H144ZM144 31H143V32H144ZM147 31L152 32V31L149 30V29H148ZM177 31H178V30H177ZM187 31H188V29H187ZM193 31H194V30H193ZM198 31H199V29H198ZM198 31H197V32H198ZM218 31H219V29H218ZM218 31H217V32H218ZM233 31H235V29H234ZM233 31L230 32L231 35H232ZM238 31H239V30H238ZM238 31H235V32L237 33ZM4 32H5V30H4ZM4 32H3V34H4ZM9 32H10V31H9ZM21 32H22V31H20V34H21ZM38 32H39V31H38ZM38 32H37V33H38ZM63 32L65 33V31H63ZM63 32H61V33H63ZM66 32H67V31H66ZM89 32H90V31H89ZM94 32H95V31H94ZM100 32H102V31L100 30ZM100 32H99V33H100ZM110 32H111V31H110ZM117 32H118V31H117ZM117 32H116V33H117ZM126 32H127V31H126ZM133 32H134V31L132 30V33H133ZM143 32H142V33H143ZM164 32H165V31H164ZM190 32H191V33H190ZM190 32H189V33H190V35H191L193 32H192V31H190ZM194 32H195V31H194ZM205 32H206V31H205ZM219 32H221V31H219ZM228 32H229V31H228ZM6 33H7V32H6ZM6 33H5V34H6ZM10 33H12V32H10ZM15 33H16V34H15ZM15 33H14V34L17 35V32H15ZM22 33H23V32H22ZM37 33H36V34H37ZM46 33H47V32H43L44 35H45ZM49 33H51L50 30L48 31V34H49ZM64 33H63V35H64ZM90 33H91V32H90ZM90 33H89V34H90ZM96 33H97V32H96ZM99 33H97V34H98V37H99V35H100ZM112 33H113V32H112ZM142 33H141V34H142ZM159 33H160V32H159ZM177 33H178V32H177ZM181 33L183 34V33H185V32H182V31H181ZM199 33H198V34H199ZM206 33H207V34H204V36H205V35H208V33H209V35H211L210 40H212V38H213L212 35H213L214 33L212 34L211 32H208V31H207ZM210 33H211V34H210ZM222 33H223V31H222ZM222 33H220V34H222ZM224 33H226V32H224ZM230 33H229V34H230ZM240 33H241V32H240ZM240 33H238V34L240 35ZM18 34H19V33H18ZM26 34H27V33H26ZM32 34H33V33H31V35H32ZM36 34H35V35H36ZM67 34H68V33H67ZM70 34H71V33H70ZM89 34H87V35H89ZM92 34H95V33H92ZM105 34H106V33H105ZM135 34H136V32H135ZM141 34H140V35H141ZM153 34H154V33H153ZM198 34H197V35H198ZM202 34H201V35H202ZM229 34H228V35H229ZM11 35H12V34H11ZM40 35H41V33H40ZM44 35H43V36H44ZM60 35H62V34H60ZM81 35H82V34H81ZM83 35H84V34H83ZM95 35H96V34H95ZM150 35H151V34H150ZM183 35H184V34H183ZM234 35H235V34H234ZM243 35H244V34H243ZM243 35L241 34V36H243ZM245 35H246V34H245ZM9 36H10V34H9ZM9 36H8V35L6 36V37L9 38V39L7 38L6 41H9V40H10V37H9ZM24 36H25V34H24ZM64 36H66L67 39L70 38V36L68 37V36L66 35V33H65ZM79 36H80V35H79ZM84 36H85V35H84ZM84 36H83V37H84ZM109 36H111V35H109ZM134 36H135V35H134ZM134 36H133V37H134ZM148 36H149V35H148ZM157 36H158V35H157ZM184 36H185V35H184ZM193 36H194V35H193ZM198 36H199V35H198ZM198 36H197V37H198ZM202 36H203V35H202ZM204 36H203V37H204ZM225 36H227V35H225ZM6 37H5V38H6ZM13 37H14V36H13ZM26 37L28 38L27 35H26ZM29 37H30V36H29ZM31 37H32V36H31ZM31 37H30V38H31ZM35 37H36V36H35ZM35 37L33 36V39H32V40H34ZM37 37H38V36H37ZM37 37H36V39H37ZM39 37H40V36H39ZM49 37H50V36H49ZM53 37H54V35H53ZM57 37H58V36H57ZM71 37H72V36H71ZM85 37H90V35H89V36H85ZM91 37H92V36H91ZM94 37H95V39H96V36H94ZM100 37H101V36H100ZM112 37H113V36H112ZM112 37H111V38H112ZM143 37H144V36H143ZM166 37H167V36H166ZM186 37H187V35H186ZM191 37H192V36H191ZM236 37H237V35H236ZM11 38H12V37H11ZM24 38H25V37H24ZM27 38H26V39H27ZM42 38H45V37H42ZM46 38L48 39L47 35H46ZM50 38H51V37H50ZM60 38L63 39L62 36H60ZM66 38H64V40H65ZM72 38H73V37H72ZM74 38H75V37H74ZM144 38H145V37H144ZM154 38H156V37H154ZM158 38H159V37H158ZM205 38L207 39V38H209V37L207 36V37H205ZM205 38H204V39H205ZM227 38H229V37H227ZM13 39H14V38H13ZM26 39H25V40H26ZM47 39H46V40H47ZM51 39H52V38H51ZM70 39H71V38H70ZM75 39H76V38H75ZM80 39H82V37H80ZM115 39H117V38H115ZM146 39H147L146 42H149V41H148V38H146ZM191 39H194V38H191ZM200 39L203 40L201 37H200ZM206 39H205V40H206ZM217 39H218V38H217ZM229 39H231L230 41H232L231 36H230ZM242 39H243V38H242ZM15 40H16V39H15ZM22 40H24V39H22ZM22 40H21V41H22ZM39 40H40V39H39ZM42 40H43V39H41L40 41H42ZM46 40H45V41H46ZM56 40H59V39L57 38V39H55V41H56ZM89 40H90V39H89ZM140 40H141V38H140ZM159 40H160V39H159ZM189 40H190V39H189ZM194 40H195V39H194ZM194 40H193V41H194ZM201 40H200V41H201ZM208 40H209V39H208ZM210 40H209V41H210ZM233 40H234V39H233ZM239 40H240V37H239ZM239 40H238V41H239ZM243 40H244V39H243ZM258 40H259V39H258ZM258 40H257V41H258ZM260 40H263V39H260ZM28 41H29V40H27L26 43H27ZM49 41H50V39H49ZM52 41H53V39H52ZM55 41H53V44H54ZM68 41L70 42L69 39H68ZM73 41H74V39L72 40V42H73ZM91 41H93V39H92ZM97 41H98V38H97ZM117 41H118V40H117ZM121 41H122V40H121ZM155 41H156V40H155ZM157 41H158V40H157ZM163 41H164V39H163ZM163 41H162V42H163ZM172 41H173V40H172ZM191 41H192V40H191ZM209 41H208V42H209ZM214 41H215V40H214ZM217 41H219V40H217ZM217 41H216V42H217ZM235 41H236V38H235ZM240 41H242V40H240ZM240 41H239V42H240ZM263 41H264V40H263ZM9 42H11V41H9ZM12 42H13V41H12ZM14 42H15V41H14ZM30 42H33V41H30ZM46 42H47V41H46ZM60 42H61V40H60ZM78 42H79V41H78ZM86 42H87V41H86ZM94 42H95V41H94ZM119 42H120V41H119ZM119 42H118V43H119ZM158 42H159V41H158ZM168 42H169V41H168ZM212 42H213V41H212ZM244 42H245V41H244ZM17 43L20 44V42H17ZM17 43H16V44H17ZM21 43H22V42H21ZM37 43H38V42H37ZM37 43H35V44H37ZM40 43H41V42H40ZM48 43H50V44L52 45V42H48ZM66 43H67V41H66ZM74 43H76V41L73 42V44H74ZM84 43H85V41H84ZM84 43H83V44H84ZM89 43H90V42H89ZM89 43H88V44H89ZM91 43H92V42H91ZM91 43H90V44H91ZM112 43H113V42H112ZM166 43H167V42L164 41L163 46H160V48H161V47H164V48H165L164 45H165ZM169 43L171 44V42H169ZM169 43H168V44H169ZM190 43H191V42H190ZM190 43H189V44H190ZM196 43H197V40H196ZM196 43H195V45H200V44H201V43H197V44H196ZM203 43L206 44L207 41H206V43H205V42H203ZM218 43H219V42H218ZM18 44H17V46H18ZM29 44H30V43H29ZM38 44H39V43H38ZM42 44H43V43H42ZM56 44H57V43H56ZM58 44H59V42H58ZM58 44H57V45H58ZM60 44L62 45V43H60ZM71 44H72V43H71ZM76 44H78V43H76ZM79 44H80V43H79ZM88 44H86V45L84 44V46L87 47ZM97 44H98V42H97ZM114 44H115V42H114ZM116 44H117V43H116ZM119 44H120V43H119ZM129 44H130V43H129ZM210 44H211V42H210ZM220 44H221V43H220ZM262 44H263V43H262ZM8 45H9V44H8ZM8 45H7V46H8ZM44 45H45V43H44ZM44 45H40V46L38 45V48H39V47L41 48V46H42V48H43ZM61 45H60V46H61ZM65 45H66V44H65ZM65 45L63 44L64 47H65ZM106 45H107V44H105V46H106ZM109 45H110V44H109ZM117 45H118V44H117ZM153 45H154V44H153ZM159 45H160V44H159ZM161 45H162V44H161ZM171 45H173V44H171ZM190 45H191V44H190ZM195 45H194V46H195ZM202 45H203V44H202ZM213 45H214V44H212V46H213ZM230 45H231V44H229V47H230ZM234 45H235V44H234ZM234 45H233V46H234ZM0 46H1V45H0ZM7 46H6V47H7ZM35 46H36V45H35ZM46 46H47V45H45L46 50L48 49V47H51V46H49V45H48L47 47H46ZM54 46H56V45H55V44L52 45V48H54ZM58 46H59V45H58ZM58 46H57V47H58ZM63 46H61V47H63ZM73 46H75V45H73ZM77 46H78V45H77ZM84 46H83V47H84ZM110 46H111V45H110ZM112 46H114V45H112ZM127 46H128V45H126V47H127ZM156 46H157V45H156ZM191 46H192V45H191ZM208 46H209V45H208ZM208 46L206 47L207 49H208ZM212 46H211V47H212ZM235 46H236V45H235ZM261 46H262V45L260 44V47H261ZM263 46H264V45H263ZM263 46H262V47H263ZM2 47H4V46H1V48H2ZM33 47H34V45H33ZM70 47H71V45H70ZM81 47H82V43H81ZM83 47H82V49H83ZM94 47H95V46H93V48H94ZM96 47H98V46H96ZM117 47H118V46H117ZM120 47H122V45H121ZM135 47H136V46H135ZM148 47H151V46L149 45ZM167 47H168V46H167ZM175 47H176V46H175ZM200 47H202V46L200 45ZM35 48H36V49H35ZM35 48H34L35 50H38V49H37V46H36ZM40 48H39V49H40ZM42 48H41L40 50H42ZM45 48H43V50H44ZM108 48H110V47H108ZM111 48H113V47H111ZM136 48H137V47H136ZM213 48H214V47H213ZM218 48H219V47H218ZM232 48L235 49L236 47H232ZM12 49H13V48H12ZM12 49H11V50H12ZM34 49H33V50H34ZM54 49H55V48H54ZM61 49H62V48H61ZM72 49H73V48H72ZM72 49H71V50H72ZM75 49H76V48H75ZM82 49H81V50H82ZM84 49H86V48H84ZM84 49H83V50H84ZM89 49H92V48H89ZM105 49H106V48H105ZM131 49H132V48H131ZM152 49H153V48H152ZM165 49H166V48H165ZM191 49H192V48H191ZM197 49H200V48L197 47ZM207 49L204 50V51H207ZM209 49H211L210 46H209ZM209 49H208V50H209ZM229 49H231V48H229ZM234 49H233V50H234ZM237 49H238V47L236 48V50H237ZM3 50H4V49H3ZM14 50H15V49H13V51H10V53L14 52ZM20 50H21V49L19 48V49H18V52H19ZM46 50H45V51H46ZM62 50H63V49H62ZM64 50H67V48L64 49ZM77 50H80V48H77ZM83 50H82L81 54L83 53ZM87 50H88V49H87ZM95 50H98V49H95ZM103 50H104V48H103ZM109 50H110V49H109ZM109 50H108V52H109ZM113 50H114V48H113ZM115 50H116V45H115ZM115 50H114V51H115ZM118 50H119V49H118ZM118 50H116V51H118ZM121 50H122V49H121ZM126 50H128V47L126 48ZM175 50H176V49L173 50L174 53H175ZM195 50H196V49H195ZM195 50H194V51H195ZM213 50H214V49H213ZM224 50H225V48H224ZM8 51H9V47H8ZM21 51H22V50H21ZM45 51H44V52H45ZM60 51H61V50H60V47H59V53H58V54H61ZM68 51H70V49H69ZM68 51H67V52H68ZM85 51H86V50H85ZM89 51H90V50H89ZM110 51H111V50H110ZM122 51H123V50H122ZM154 51H155V50H154ZM163 51H164V50H163ZM163 51H162V52H163ZM183 51H184V50H183ZM210 51H211V50H210ZM226 51H227V50H226ZM229 51H230V50H229ZM22 52H23V51H22ZM22 52H21V53H22ZM63 52H64V51H62V53H63ZM90 52H91V51H90ZM96 52H97V51H96ZM102 52H103V51H102ZM104 52H105V51H104ZM111 52H112V51H111ZM111 52H110L109 54H111ZM124 52H125V50H124ZM124 52H123V53H124ZM126 52L129 53V50L126 51ZM176 52H178L177 54L180 53V51H176ZM218 52H219V51H218ZM1 53H2L1 55L3 56V53H4V52L2 51ZM79 53H80V52H79ZM86 53H87V52H86ZM98 53H99V52H98ZM100 53H101V52H100ZM115 53H116V52H115ZM115 53H114V54H115ZM123 53L121 52L120 54H123ZM160 53H161V51H160ZM193 53H194V52H193ZM195 53H196V52H195ZM223 53H224V52H223ZM234 53H236V52H234ZM4 54H5V53H4ZM23 54L26 55L27 53L25 54V52H24ZM34 54H35V53H34ZM50 54H51V53H50ZM50 54H49V55H50ZM58 54H54V55H57V56H58ZM64 54H65V53H64ZM102 54H103V53H102ZM102 54H101V55L99 54V55L102 56ZM104 54H106V53H104ZM107 54H108V53H107ZM109 54H108V55H109ZM114 54L112 53V55H114ZM126 54H127V53H126ZM130 54H131V52H130ZM132 54H135V53H132ZM207 54H208V53H207ZM214 54H216V53L214 52ZM214 54H213V51H212V54H210V55H214ZM5 55H6V54H5ZM14 55H15V54H14ZM16 55L18 56V58H20L22 54L19 53V54H16ZM16 55H15V56H16ZM19 55H20V57H19ZM32 55H33V54H32ZM42 55H43V58H44V54H42ZM45 55H46V54H45ZM54 55H53V56H54ZM86 55H87V54H86ZM92 55H93V57L95 56V57L97 58V55H94V53H93ZM92 55H91V58H93ZM108 55L106 56L107 59L105 58L106 60H108ZM112 55H111V58H112ZM116 55H119V54H116ZM124 55H125V54H123L122 57L126 58V55H125V56H124ZM139 55H140V54H139ZM175 55H176V54H175ZM195 55H196V54H195ZM229 55H230V54H229ZM9 56H10V55H9ZM17 56H16V57H17ZM28 56H29V55L27 54V56H26L24 59L28 58ZM34 56H35V55H34ZM37 56H39V54H38ZM50 56H52V54H51ZM82 56H83V55H82ZM82 56H81V57H82ZM103 56H104V55H103ZM103 56H102V57H103ZM119 56H121V55H119ZM119 56H117V57H119ZM178 56H179V55H178ZM196 56H197V55H196ZM198 56H199V58H200V55H198ZM198 56H197V58H198ZM205 56H206V55H205ZM223 56H225V55L223 54ZM223 56H222V58H223ZM4 57H5V56H4ZM29 57H31L30 60H31V59L33 60V58H32L33 56L30 55ZM54 57H55V56H54ZM61 57H63V56H61ZM66 57H67V54H66ZM68 57H69V56H68ZM72 57H73V56H72ZM75 57H76V56H75ZM86 57H87V56H86ZM95 57H94V58H95ZM117 57H115V59H121V58H117ZM128 57H129V55H128ZM128 57H127V58H128ZM130 57H132V59H133V56H132V55H131ZM137 57H138V58H141V57L144 58L142 54H141L140 56H137ZM176 57H177V56H176ZM181 57H182V56H181ZM181 57H180V59L183 58V57H182V58H181ZM206 57H208V56H206ZM211 57H212V56H211ZM215 57H216V56H215ZM233 57H234V56H233ZM6 58H7V57H6ZM6 58H5V59H6ZM11 58H12V57H11ZM11 58H8V59H11ZM22 58H23V57H21V60H22ZM43 58H42V59H43ZM58 58H59V57H58ZM64 58H65V56H64ZM79 58H80V57H79ZM82 58H83V57H82ZM82 58H81V59H82ZM96 58L94 59V61H95V60H101V61L103 60V58L101 59L100 57H98V58H100V59H98V58L96 59ZM111 58H109V63L111 62L110 60H112ZM113 58H114V57H113ZM142 58L139 60L140 62H143V61H141V60H143ZM178 58H179V57H178ZM178 58H177V59H178ZM209 58H210V57H209ZM209 58H207V59H209ZM217 58H218V57H217ZM217 58H215V59H217ZM226 58H227V57H224L225 61H226ZM229 58H231V57H229ZM1 59H2V58H0V60H1ZM3 59H4V58H3ZM3 59H2V60H3ZM5 59H4V60H5ZM24 59H23V60H24ZM42 59L39 57L38 60H41L40 62H41V63H44V62H43L44 60L42 61ZM46 59L48 60V58H46ZM61 59H62V58H61ZM76 59H77V58H75V59L73 58V59H70V60H76ZM81 59H80V60H81ZM89 59H90V58H89ZM89 59H87V60H89ZM105 59H104V60H105ZM145 59H146V58H144V61H146ZM177 59H175V60H177ZM184 59H185V58H184ZM224 59H223V60H224ZM231 59H232L231 63H234V62H233V58H231ZM231 59H230V60H231ZM234 59H235V58H234ZM4 60H3V61H4ZM12 60H13V58H12ZM12 60H11V61H12ZM15 60H16V59H15ZM15 60H13V61H15ZM18 60H20V59H18ZM23 60H22V61H23ZM49 60H51V59H49ZM66 60H67V59H66ZM66 60H64V61L67 63ZM70 60H69V61H70ZM78 60H79V59H78ZM87 60H86V61H85V60H84V61L82 60L83 63L86 62V63H84L85 66H86V64L88 63ZM104 60H103V61H104ZM125 60H126V59H125ZM125 60H124V63H125ZM128 60H130V59H127V61H128ZM178 60H179V59H178ZM200 60H201V59H200ZM217 60H219V59H217ZM217 60H216V62H217ZM253 60H254V59H253ZM253 60H252V63L254 64V61H255V60H254V61H253ZM3 61H2V64H3L4 66L7 65L6 63H3ZM16 61H17V60H16ZM25 61H26V60H25ZM25 61H24L23 63H24V64H27V62L25 63ZM33 61H34V60H33ZM52 61H54V60H52ZM58 61H59V60H58ZM62 61H63V59H62ZM91 61H93V60L91 59ZM113 61H115V60H112V62H113ZM117 61H118V60H117ZM117 61H116V63H117ZM127 61H126V62H127ZM135 61H136V60H132V64H134ZM152 61H153V62H157L156 60H151V62H152ZM179 61H180V60H179ZM201 61H202V60H201ZM212 61L214 62L213 57H212ZM227 61H229V60H227ZM263 61H264V60H263ZM19 62H20V61H19ZM19 62H18V63H19ZM31 62H32V61H31ZM37 62H38V61H37ZM73 62H74V61H73ZM73 62H71V64H72ZM96 62H97V61H96ZM99 62H100V61H99ZM120 62H122V61H120ZM128 62H129V61H128ZM151 62L148 61V62H146V64H147V63L150 64ZM153 62H152L151 64H153ZM173 62H174V61H173ZM176 62H178V61H176ZM184 62H185V60H184ZM208 62H209V61H208ZM208 62H207V63H208ZM223 62H224V61H223ZM235 62H236V61H235ZM258 62H259V61H258ZM12 63H13V62H12ZM15 63H16V62H15ZM35 63H36V61H35ZM41 63H40V64H41ZM45 63H46V61H45ZM54 63L57 64V61H56V62L54 61ZM54 63H53V64H54ZM68 63H70V62H68ZM76 63H77V62H76ZM76 63H75V64H76ZM79 63H80V61H78V66H80ZM102 63H103V62H101V64H102ZM105 63H106V61H105ZM109 63H108V64L106 63L105 68H107L106 66H109V67H110V65H111L112 63H111L110 65H109ZM116 63H115V64H116ZM162 63H163V62H162ZM179 63H180V62H179ZM181 63H183V60H181ZM181 63H180V64H181ZM209 63H211V62H209ZM224 63H225V62H224ZM224 63H223V64H224ZM256 63H257V62H256ZM260 63H261V61H260ZM0 64H1V62H0ZM24 64H23V67H25ZM32 64H33V63H32ZM36 64H38V63H36ZM40 64H39V66H40ZM48 64H50V63H48ZM64 64H65V63H64ZM64 64H61V65H64ZM71 64H70V66H71ZM80 64H81V63H80ZM90 64H92V63H90ZM90 64H89V65H90ZM94 64H95V63H94ZM97 64H98V63H97ZM101 64H100V65H101ZM122 64H123V63H122ZM122 64H121V65H122ZM126 64H128V66H129L130 63H126ZM126 64H123V65H126ZM135 64H136V63H135ZM137 64H138V61H137ZM140 64H141V63H140ZM140 64H139V65H140ZM144 64H145V63H144ZM146 64H145V65H146ZM151 64H150V65H151ZM174 64H176V63H174ZM180 64H179V65H180ZM183 64H184V63H183ZM187 64H188V63H186L185 65H187ZM212 64H213V63H211L210 66H212ZM225 64H227V65H226V67H227V66H228V63H225ZM237 64H239V62H238ZM240 64H241V62H240ZM258 64H259V63H258ZM261 64H262V63H261ZM21 65H22V64H21ZM28 65H29V64H28ZM30 65H31V64H30ZM41 65H44V64H41ZM58 65H59V64H58ZM65 65H66V64H65ZM76 65H77V64H76ZM76 65H75L74 68H76ZM82 65H83V64H82ZM89 65H88V67H89ZM92 65H93V64H92ZM119 65H120V64L118 63V66H119ZM123 65H122V66H123ZM130 65H131V64H130ZM139 65H137L136 67L138 68ZM156 65H157V64H156ZM158 65H159V64H158ZM181 65H182V64H181ZM185 65H182V66H185ZM188 65H189V64H188ZM188 65H187V68H188ZM216 65H218V62H217ZM219 65H220V63H219ZM229 65H230V64H229ZM233 65H234V64H233ZM235 65H236V64H235ZM242 65H243V64H242ZM263 65H264V64H263ZM12 66H13V65H12ZM15 66H16V65H15ZM59 66H60V65H59ZM68 66H69V65H68ZM68 66H67V67H68ZM111 66L113 67V65H111ZM114 66H115V65H114ZM133 66H134V65H133ZM133 66H131V67H133ZM142 66H143V65L141 64V67H142ZM152 66L154 67V64H153ZM174 66H175V65H174ZM176 66H177V64H176ZM210 66L208 65V67H210ZM213 66H214V64H213ZM213 66H212V67H213ZM224 66H225V65H224ZM251 66H252V65H251ZM6 67H8V66H6ZM19 67H20V66H19ZM41 67H42V66H41ZM45 67H46V66H45ZM45 67H44V68H45ZM61 67H62V66H61ZM80 67H81V66H80ZM94 67H95V65H94ZM96 67H98V66L96 65ZM99 67H100V66H99ZM124 67H125V66H124ZM155 67H156V66H155ZM157 67H158V66H157ZM161 67H162V66H161ZM161 67H159V68H161ZM179 67H181V66H178V68H179ZM215 67H216V66H215ZM215 67H214V69L217 70ZM217 67H218V66H217ZM230 67H231V66H230ZM232 67L234 68L235 66H232ZM238 67H239V66H238ZM240 67H241V66H240ZM32 68H33V67H32ZM32 68H31V69H32ZM70 68H71V67H70ZM72 68H73V66H72ZM91 68H93V67H91ZM100 68H101V67H100ZM126 68H127V67H126ZM134 68H135V67H134ZM134 68H132V69H134ZM137 68H136V69H137ZM139 68H140V67H139ZM148 68H149V67H148ZM185 68H186V66H185ZM185 68H184V69H185ZM187 68L185 69L186 72L188 71ZM205 68H206V67H205ZM235 68H236V67H235ZM235 68H234V69H235ZM244 68H245V67H244ZM62 69H63V68H62ZM68 69H69V68H68ZM76 69H77V68H76ZM76 69H75V70H76ZM78 69H79V68H78ZM95 69H96V68H95ZM95 69H92V74H93V70L95 71ZM103 69H104V67H103ZM113 69H114V67H113ZM140 69H141V68H140ZM149 69H150V68H149ZM151 69H155V68H151ZM164 69H165V68H164ZM184 69H181V70L183 71ZM207 69H208V68H207ZM207 69H206V70H207ZM245 69H246V68H245ZM261 69H262V66H261ZM3 70H4V69H3ZM63 70H64V69H63ZM65 70H66V69H65ZM70 70H71V69H70ZM70 70H69V71H70ZM81 70H84V72H85L86 69H85V68H84V69L81 68L80 71H81ZM89 70H91V69H89ZM96 70H97L98 72H100L101 74L103 73V72L99 71L98 69H96ZM109 70H111V69H109ZM121 70H122V68H121ZM121 70H120V71H121ZM127 70H129V68H128ZM138 70H139V69H138ZM141 70H142V69H141ZM143 70H144V69H143ZM147 70H148V69H147ZM159 70H160V69H159ZM159 70H158V71H159ZM162 70H163V69H162ZM185 70H184V71H185ZM199 70H200V69H199ZM219 70H220V69H219ZM219 70H218V71H219ZM236 70H238V69L236 68ZM5 71H7V69H6ZM8 71H9V70H8ZM8 71H7V72H8ZM66 71L69 72L68 70H66ZM73 71H74V70H73ZM73 71H72V72H73ZM87 71H88V70H87ZM87 71H86V72H87ZM111 71L114 72L115 70H111ZM111 71H110V72H111ZM123 71H124V70H122V72H123ZM129 71H130V70H129ZM132 71H133V70H132ZM153 71H154V72H153ZM158 71H156V69H155V70H152L153 73H152V72H150V73L153 75L155 72L157 73ZM184 71H183V72H184ZM0 72H1V71H0ZM3 72H4V71H3ZM74 72H75V71H74ZM88 72H89V71H88ZM104 72H106V71H104ZM116 72H119V69H118V71H116ZM135 72H138V71H135ZM140 72L142 73V71H140ZM140 72L138 73L139 75H140ZM148 72H149V71H148ZM162 72H163V71H162ZM164 72H166V71H164ZM164 72H163V73H164ZM186 72H185V73H186ZM216 72H217V71H216ZM221 72H222V71H221ZM221 72H220V73H221ZM223 72H224V71H223ZM252 72H253V71H251V73H252ZM69 73L71 74V76L73 75L71 72H69ZM77 73H78L77 75H79V71H78ZM82 73H83V72H82ZM82 73H81V74H82ZM94 73H96V72H94ZM133 73H134V72H133ZM143 73H144V71H143ZM150 73H149V74H150ZM156 73H155V74H156ZM185 73H184V74H185ZM189 73H190V72H189ZM201 73H202V72H201ZM5 74H6V73H5ZM96 74H97V73H96ZM101 74H100V75H101ZM111 74H112V73H111ZM121 74H122V73H121ZM121 74H120V72H119L118 77L121 78ZM135 74H136V73H135ZM144 74H145V73H144ZM165 74H167V73H165ZM208 74H209V73H208ZM208 74H207V75H208ZM222 74H223V73H222ZM239 74H240V73H239ZM258 74H259V73H258ZM0 75H1V74H0ZM2 75H3V74H2ZM42 75H43V74H42ZM44 75H46L45 72H44ZM74 75H75V74H74ZM74 75H73V76H74ZM77 75H76V76H77ZM93 75L95 76V74H93ZM98 75H99V74H98ZM105 75H106V74H105ZM109 75H110V74H109ZM112 75H113V74H112ZM114 75H116V74H114ZM123 75H124V73H123ZM126 75H127V74H126ZM129 75H130V74H129ZM139 75H138V76H139ZM145 75L147 76V72H146ZM145 75H143V76H145ZM158 75H160V74L158 73ZM169 75H170V74H169ZM186 75L189 76V74H186ZM209 75H211V74H209ZM213 75H215L214 70H213ZM227 75H230V74H227ZM232 75L235 77V75L231 73V76H232ZM241 75H242V74H241ZM253 75H254V73H253ZM260 75H262V74H260ZM260 75H259V76H260ZM7 76H8V75H7ZM10 76H11V75H10ZM15 76H16V75H14V77H15ZM22 76H23V75H21V77H22ZM26 76H27V75H26ZM40 76H41V75H40ZM76 76H75V77H76ZM94 76H93V77H94ZM101 76H102V75H101ZM101 76H99V77H101ZM127 76H128V75H127ZM131 76H132V75H131ZM143 76H141V77L144 79ZM148 76H149V75H148ZM148 76H147V77H148ZM160 76H161V75H160ZM160 76H159V77H160ZM163 76H164V74H163ZM188 76H184V77H186L187 80L189 81L190 79L188 78ZM219 76H221V75H219ZM225 76H226V74H225ZM225 76L222 75V77H225ZM255 76H257V75L255 74ZM259 76H257V77H259ZM12 77H13V75H12ZM19 77H20V76H19ZM19 77H18V78H19ZM23 77H24V76H23ZM27 77H28V76H27ZM27 77H26V78H27ZM43 77H44V76H43ZM45 77H46V76H45ZM45 77H44V78H45ZM85 77H86V74H85ZM87 77H88V76H87ZM97 77H98V76H97ZM109 77H110V76H109ZM116 77H117V75H116ZM129 77H130V76H129ZM139 77H140V76H139ZM159 77L156 76L155 78L157 79V78H159ZM189 77H190V76H189ZM209 77H210V76H209ZM209 77H208V78H209ZM214 77H215V76H214ZM227 77H228V76H227ZM237 77H238V76L236 75V78H237ZM260 77H263V76H260ZM4 78H6V76H5ZM8 78H9V77H8ZM15 78H17V77H15ZM18 78H17V80H19ZM41 78H42V76H41ZM44 78H43V79H44ZM76 78H77V77H76ZM113 78H115V77L113 76ZM123 78H125V76H124V77L122 76V79H123ZM142 78H141V79H142ZM148 78H149V77H148ZM148 78L145 77V79H148ZM150 78L152 79L153 77L150 75ZM160 78H161V77H160ZM160 78H159V79H160ZM166 78H167V77H166ZM169 78H171V77H169ZM218 78H219V77H218ZM228 78H229V77H228ZM242 78H243V77H242ZM0 79H2V78L0 77ZM11 79H12V78H11ZM22 79H23V78H22ZM29 79H30V78H29ZM78 79H79V78H78ZM85 79H86V78H85ZM102 79H103V78H101V80H102ZM109 79L111 80L112 78H109ZM139 79H140V78H139ZM139 79H136V80H138V82H140ZM156 79H155V81H156ZM161 79L163 80V79H165V78L162 77ZM161 79H160V81H161ZM215 79H216V78H215ZM220 79H221V77H220ZM229 79H231V78H229ZM232 79H233V77H232ZM234 79H235V78H234ZM244 79H246L247 81H252L251 83H256V82H257V80H256L254 77H244ZM6 80H7V79H6ZM15 80H16V79H15ZM15 80H14V81H15ZM17 80H16V82H17ZM45 80H46V79H45ZM51 80H52V79H51ZM73 80H74V79H73ZM88 80H90V79H88ZM98 80H99V79H98ZM101 80H100V81H101ZM103 80H104V79H103ZM123 80H124V79H123ZM126 80H127V79H126ZM136 80H134L135 83H136ZM179 80H180V79H179ZM191 80H193V79H191ZM205 80H206V79H205ZM239 80H240V79H239ZM241 80H243V79H241ZM260 80H261V79H260ZM1 81H3V80H0V82H1ZM7 81H8V80H7ZM12 81H13V79H12ZM28 81L30 82L31 79L28 80ZM32 81H33V80H32ZM38 81H39V79L37 80V82H38ZM56 81H57V80H56ZM58 81H60V80H58ZM71 81H72V80H71ZM74 81H75V80H74ZM105 81H106V80H105ZM105 81L102 82L103 84H99V85H101L100 87L104 86ZM118 81H119V78H118ZM142 81H143V80H142ZM144 81H145V80H144ZM157 81H159V80H157ZM160 81H159V82H160ZM163 81H165V80H163ZM163 81H161V83H162ZM166 81H167V80H166ZM166 81H165V82H166ZM184 81L186 82L185 79H184ZM208 81H209V80H208ZM210 81H211V80H210ZM210 81H209V82H210ZM220 81H222V80H220ZM243 81H244V80H243ZM247 81H246V82H247ZM262 81H263V80H261V81H259V82L263 83ZM4 82H5V79H4ZM16 82H13V83H16ZM26 82H27V81H26ZM26 82H25V83H26ZM37 82H36L35 84H37ZM40 82H44V81H41V80H40ZM40 82L38 83L39 85H40ZM50 82H52V81H50ZM61 82H62V81H61ZM61 82H60V83H61ZM81 82L83 83V81H81ZM81 82H80V83H81ZM95 82H96V81H95ZM95 82H92V83H95ZM110 82H111V81L106 82V83H110ZM115 82L117 83V81H115ZM119 82H120V81H119ZM121 82H122V80H121ZM126 82H127V81H126ZM129 82H130V81H129ZM129 82H127V83L129 84ZM138 82L136 83L137 85H138ZM147 82H148V85H149V83H151L152 80H151V82H149V81H147ZM153 82H154V79H153ZM194 82H195V81H194ZM214 82H215V81H214ZM244 82H245V81H244ZM1 83H3V82H1ZM8 83H9V81H8ZM11 83H12V82H11ZM11 83H9V84H11ZM13 83H12V84H13ZM23 83H24V82H23ZM27 83H28V82H27ZM33 83H34V81H33ZM52 83H53V82H52ZM54 83H55V82H54ZM54 83H53V84H54ZM57 83H58V82H57ZM60 83H59V84H60ZM100 83H101V82H100ZM116 83H115V85H116ZM124 83H125V82L123 81L121 84H124ZM127 83H126V84H127ZM144 83L147 84L146 82H144ZM154 83H155V82H154ZM156 83H157V82H156ZM163 83H164V82H163ZM181 83H182V82H181ZM186 83H187V82H186ZM188 83H189V82H188ZM192 83H193V81H192ZM195 83H196V84H195ZM195 83H194L195 86H197V82H195ZM215 83H216V82H215ZM224 83H225V82H224ZM227 83H228V80H227ZM9 84H7V85H9ZM16 84H18V82H17ZM42 84H43V83H42ZM46 84H47V83H46ZM55 84H56V83H55ZM59 84H58V86H59ZM70 84H71V83H70ZM72 84H74V83H72ZM75 84H77V83H75ZM75 84H74V85H75ZM78 84H79V81H78ZM78 84H77V86H78ZM111 84L114 85V81L111 82ZM130 84H131V83H130ZM157 84L159 85L160 83H157ZM157 84H156V85H157ZM184 84H185V83H184ZM189 84H190V83H189ZM189 84H186V87H187V85H189ZM194 84H192L193 86H192V85H191V86L194 87ZM229 84H231L230 81H229ZM257 84H258V82H257ZM263 84H264V83H263ZM28 85H31V84L29 83ZM32 85H33V84H32ZM48 85H49V84H48ZM61 85H62V83L60 84V86H61ZM74 85H73V86H74ZM83 85H84V84H83ZM96 85H97V84L95 83V88H98V87H96ZM117 85L119 86V84H117ZM124 85H125V84H124ZM152 85H155V84L152 83ZM164 85H165V84H164ZM181 85H182V84H181ZM214 85H216V84H214ZM220 85H222V84H220ZM220 85H218V86L220 87ZM249 85H250V84H249ZM249 85H248V86H249ZM258 85H259V84H258ZM0 86H2V85H0ZM3 86H4V85H3ZM11 86H12V85H11ZM51 86H52V85H51ZM54 86H55V85H54ZM58 86H57V87H58ZM80 86H81V85H80ZM118 86H114V87H118ZM121 86H122V85H121ZM141 86H142V85H140V87H141ZM160 86H162V85H160ZM160 86H159V87H160ZM189 86H190V85H189ZM189 86H188V87H189ZM218 86H217V87H218ZM222 86H223V85H222ZM222 86L220 87L221 90H223ZM224 86H225V85H224ZM253 86H254V85H253ZM6 87H7V86H6ZM13 87H14V84H13V86H12L11 89H13ZM15 87H16V86H15ZM18 87H19V86H18ZM24 87H25V86H24ZM24 87H23V84H22V87H21V88H24ZM27 87H29V86H27ZM49 87H50V86H49ZM69 87H70V86H69ZM85 87H86V86H84V89H86ZM93 87H94V86H93ZM112 87H113V86H112ZM123 87H124V86H123ZM127 87H129V86H127ZM140 87H139V88H140ZM142 87H143V86H142ZM147 87H148V86H146V89H143V90L147 91V90L149 89V87H148V89H147ZM150 87H151V86H150ZM153 87H154V86H153ZM162 87L164 88L165 86H162ZM213 87H214V86H213ZM232 87H233V86H232ZM2 88H3V87H2ZM16 88H17V87H16ZM21 88L19 87V89H21ZM32 88H33V87H32ZM42 88H43V86H42ZM44 88H46V87H44ZM50 88H53V86L50 87ZM60 88H61V87H59V89H60ZM74 88H75V87H73V89H74ZM82 88H83V87H82ZM82 88H81V89H82ZM109 88H110V87H109ZM119 88H120V87H119ZM131 88H132V87H131ZM143 88H145V87H143ZM184 88H185V87H184ZM195 88H196V87H195ZM215 88H216V87H215ZM237 88H238V87H237ZM0 89H1V87H0ZM7 89H8V88H7ZM61 89H62V88H61ZM61 89H60V90H61ZM63 89H64V88H63ZM63 89L60 91V90H58V88H57V90L60 91V92L66 90V89H64V90H63ZM69 89H70V88H69ZM69 89H67V90L69 91ZM79 89H80V87H79ZM102 89H103V87H102ZM107 89H108V88H107ZM111 89H112V88H111ZM117 89H118V88H117ZM121 89H122V88H121ZM123 89H124V88H123ZM123 89H122V91H123ZM127 89H128V88H127ZM127 89H126V91H127ZM129 89H130V88H129ZM133 89H134V88H133ZM133 89H132V90H133ZM141 89H142V88H141ZM154 89H156V88H154ZM157 89H158V88H157ZM157 89H156V90H157ZM159 89H160V88H159ZM190 89L192 90V88H190ZM201 89H202V87H201ZM255 89H256V88H255ZM23 90H24V89H23ZM36 90H37V89H36ZM47 90H48V89H47ZM47 90H45V91H47ZM54 90L56 91V88H54ZM77 90H78V89H77ZM86 90H87V89H86ZM89 90H90V89H89ZM89 90H88V91H89ZM118 90H119V89H118ZM137 90H138V89H137ZM143 90H142V91H143ZM150 90H151V89H150ZM165 90H166V87H165ZM196 90H197V89H196ZM219 90H220V89H219ZM225 90H226V89H225ZM4 91H5V90H4ZM15 91H16V89H15ZM18 91H19V90H18ZM34 91H35V90H34ZM34 91H33V92H34ZM58 91H56V92H58ZM68 91H66V92L68 93ZM71 91H73L72 88L70 89V92H71ZM79 91H80V93H81V90H79ZM79 91H77V92H79ZM83 91H85V90H83ZM88 91H87V92H88ZM95 91H96V89H95ZM97 91H98L97 93H99V90H98V89H97ZM100 91H101V90H100ZM104 91H105V90H104ZM106 91H108V90H106ZM113 91H114V89H113ZM115 91H116V89H115ZM115 91H114V92H115ZM128 91H129V90H128ZM133 91H135V89H134ZM226 91H227V90H226ZM230 91H231V90H230ZM0 92H1V91H0ZM2 92H3V90H2ZM2 92H1V94H2ZM12 92H14V91H12ZM16 92H17V91H16ZM22 92H23V91H22ZM33 92H32V93H33ZM39 92H42V90L39 91ZM48 92H49V91H48ZM90 92H91V91H90ZM108 92H110V89H109ZM108 92H104V94H105V93H108ZM119 92H120V90H119ZM135 92H136V91H135ZM140 92H141V91H140ZM148 92H149V90H148ZM148 92H147V95L150 97V96H151V93H152L153 91H152L150 94H149ZM242 92H243V91H242ZM256 92H257V91H256ZM3 93H4V92H3ZM7 93H8V92H7ZM9 93H11V92L9 91ZM9 93H8V94H9ZM14 93H15V92H14ZM14 93H13V94H14ZM17 93H19V92H17ZM24 93H25V91H24ZM24 93H23V95H24ZM27 93H28V92H27V88H26V95H29V94H27ZM32 93H31V94H32ZM35 93H36V91L34 92V94H35ZM37 93H38V92H37ZM62 93H65V92H62ZM62 93H61V94H62ZM83 93H84V92H83ZM83 93H82V94H83ZM88 93H89V92H88ZM91 93H92V92H91ZM93 93H94V92H93ZM93 93H92V95H93ZM111 93H113V92L111 91ZM121 93H122V92H121ZM133 93H134V92H133ZM143 93H144V92H143ZM143 93H142V94H143ZM157 93H158V92H157ZM161 93H163V92L161 91ZM192 93H193V92H192ZM201 93H202V92H201ZM219 93H220V92H219ZM246 93H249V91H248V92L246 91ZM40 94H41V93H40ZM46 94H47V93H46ZM49 94H51V92H50ZM54 94H55V93H54ZM57 94H59V96H60V93H59V92H58ZM65 94H66V93H65ZM65 94H64V95H65ZM69 94H70V93H69ZM71 94H72V93H71ZM95 94H96V93H95ZM101 94H102V93H101ZM104 94H103V95H104ZM119 94H120V93H119ZM137 94H138V93H137ZM145 94H146V93H145ZM154 94H155V92H154ZM154 94L152 95V97H153V96H156V95H154ZM159 94H160V93H159ZM159 94H157V95H159ZM203 94H204V93H203ZM203 94H201V95H203ZM235 94H237V93H235ZM249 94H250V93H249ZM255 94H257V93H255ZM3 95H4V94H3ZM21 95H22V94H21ZM32 95H33V94H32ZM32 95H31V96H32ZM36 95H38V94H36ZM36 95H35V97H32V99H33V98L35 99V98H36ZM51 95H52V94H51ZM80 95H81V94H80ZM88 95H89V94H88ZM97 95H98V94H97ZM107 95H108V94H107ZM115 95H116V94H115ZM147 95H146V96H147ZM161 95H162V94H161ZM198 95H200V94L198 93ZM241 95H243V94L241 93ZM7 96H9V95H7ZM7 96H6V97H7ZM46 96H47V95H46ZM53 96H54V95H53ZM53 96H52V97H53ZM55 96H56V95H55ZM59 96H58V98H60ZM61 96H62V95H61ZM71 96H72V95H71ZM109 96H110V95H109ZM113 96H114V95H113ZM117 96H118V95H117ZM121 96H122V95H121ZM124 96H125V95H124ZM132 96H133V94H132ZM159 96H160V95H159ZM256 96H257V95H256ZM6 97H5V95H4V98H5V99H6ZM9 97L11 98V96H9ZM9 97H8V98H9ZM24 97H25V96H24ZM28 97H29V96H28ZM41 97H42V96H41ZM62 97H63V96H62ZM64 97H65V96H64ZM64 97H63V98H64ZM66 97H68V96L66 95ZM90 97H91V94H90ZM152 97H151V98H152ZM191 97H192V96H191ZM196 97H197V96H196ZM201 97H202V99H203L204 95L201 96ZM210 97H211V96H210ZM210 97L206 96V98H208V100H212V99H209ZM246 97H247V96H245V98H246ZM250 97H252V99H253V95L250 94ZM1 98H3V97H1ZM16 98H17V97H16ZM22 98H23V97H22ZM25 98H26V97H25ZM30 98H31V97H30ZM38 98H39V96H38ZM44 98H45V97H44ZM44 98H42V99L44 100ZM47 98H48V97H47ZM53 98H57V97H53ZM69 98H70V97H69ZM69 98H68V99H69ZM78 98H79V97H78ZM80 98H81V96H80ZM82 98H83V97H82ZM84 98H85V97H84ZM88 98H89V96H88ZM105 98H106V97H105ZM117 98H118V97H117ZM117 98H116V99H117ZM130 98H131V97H130ZM137 98H138V97H137ZM146 98H147V97H146ZM193 98H194V97H193ZM211 98H212V97H211ZM243 98H244V96H243ZM262 98H264V97H262ZM65 99H66V98H65ZM76 99H77V98H76ZM89 99H90V98H89ZM100 99H101V97H100ZM112 99H113V98H112ZM118 99H120V98H118ZM134 99H135V98H134ZM134 99H133V100H134ZM148 99H149V98H148ZM153 99H154V97H153ZM246 99H248V97H247ZM1 100H3V99H1ZM20 100H21V98H20ZM26 100H27V99H26ZM45 100H46V99H45ZM48 100H49V99H48ZM66 100H67V99H66ZM84 100H85V99H84ZM84 100L81 99V101H84ZM102 100H103V98L101 99V101H102ZM105 100H106V99H105ZM123 100H124V99H123ZM130 100H131V99H130ZM133 100H132V102H133ZM138 100H140V98H139ZM151 100H152V99H151ZM191 100H193V99H191ZM194 100H195V99H194ZM196 100H197V99H196ZM196 100H195V101H196ZM206 100H207V99H205V101H206ZM208 100H207V101H208ZM213 100H214V99H213ZM213 100H212V101H213ZM253 100H254V99H253ZM257 100H258V99H255V100H254V101H256V102H254L255 104H256L257 102H259V100H258V101H257ZM4 101H5V100H4ZM31 101H32V100H31ZM78 101L80 102V100H78ZM78 101H77V102H78ZM112 101H114V100H112ZM115 101H116V100H115ZM115 101H114V102H115ZM127 101H128V100H126V102H127ZM135 101H136V100H134V102H135ZM149 101H150V99H149ZM179 101H180V100H179ZM195 101H193V102H195ZM212 101H210V102H212ZM214 101H215V100H214ZM240 101H241V100H240ZM244 101H245V99H244ZM6 102H8V101L6 100ZM11 102H12V101H11ZM34 102H35V101H34ZM42 102H43V101H42ZM46 102H48V101L46 100ZM72 102H73V101H72ZM84 102H85V101H84ZM98 102H99V100H98ZM114 102H113V103H114ZM116 102H119V101L117 100ZM122 102H123V101H122ZM126 102H125V103H126ZM129 102H130V101H128V103H129ZM132 102H131V103H132ZM136 102H138V101H136ZM141 102H142V101H141ZM176 102H177V101H176ZM180 102H181V101H180ZM182 102H183V101H182ZM202 102H204V101H202ZM2 103H3V102H2ZM9 103H10V102H8V104H9ZM12 103H13V102H12ZM22 103H23V99H22ZM30 103H31V102H30ZM101 103H102V102H101ZM123 103H124V102H123ZM125 103H124V104H125ZM138 103H139V102H138ZM138 103H137V104H138ZM171 103H172V102H171ZM174 103H175V102H174ZM195 103H196V102H195ZM200 103H201V102H199V105H201ZM204 103H205V102H204ZM204 103H203V104H204ZM237 103H238V102H237ZM259 103H260V102H259ZM3 104H4V103H3ZM3 104H2V105H3ZM5 104H6V103H5ZM5 104H4V105H5ZM24 104H26V103H24ZM24 104H22V105H24ZM39 104H40V103H39ZM44 104H45V103H44ZM47 104H49V103H47ZM65 104H66V103H65ZM67 104H68V103H67ZM86 104L88 105V103H86ZM118 104H119V103H116V106H115V104H114L113 106H115V107L118 108V106H117ZM120 104H121V103H120ZM134 104H135V103H134ZM139 104H140V103H139ZM149 104H150V103H149ZM178 104H179V103H177V105H175V106L177 107ZM205 104L207 105L208 103H205ZM213 104H214V103H213ZM215 104H216V103H215ZM218 104H219V103H218ZM246 104H247V103H246ZM9 105H10V104H9ZM49 105H50V104H49ZM69 105H70V104H69ZM69 105H67V106H69ZM75 105H76L77 107H81V106L79 105V103H78L79 106L77 105V103H76ZM100 105H101V104H100ZM122 105H123V104H122ZM122 105H121V106L119 105V106H120V107H123ZM180 105L182 106V104H180ZM180 105H179V106H180ZM183 105H184V104H183ZM194 105H195V104H194ZM206 105H205V106H206ZM260 105H262V104H260ZM72 106H73V105H72ZM84 106H85V103L83 104V107H84ZM109 106H110V105H109ZM141 106H142V105H141ZM152 106H153V105H152ZM152 106H151V107H152ZM170 106H172V104H171ZM173 106H174V105H173ZM175 106H174V107H175ZM186 106H187V105H186ZM186 106H184L183 109H184ZM201 106H202V105H201ZM203 106H204V105H203ZM205 106H204V107H205ZM207 106H208V105H207ZM218 106H219V105H218ZM241 106H242V105H241ZM255 106H257V105H255ZM255 106H253V107L256 108ZM35 107H36V106H35ZM49 107L52 108L53 106H49ZM63 107H64V106H63ZM69 107H71V106H69ZM69 107H68V109H69ZM85 107H86V106H85ZM98 107H99L98 109H100L101 106L98 105ZM128 107H130V105H129ZM128 107H127V108H128ZM204 107H203V108H204ZM223 107H224V106H223ZM262 107H263V106H262ZM36 108H37V107H36ZM51 108H50V109H51ZM102 108H103V107H102ZM109 108H110V107H109ZM127 108H125V109L128 110L129 108H128V109H127ZM136 108H137V107H136ZM136 108H135V105H134L133 110L136 109ZM138 108H139V107H138ZM138 108H137V109H138ZM168 108H169V107H168ZM178 108H179V107H178ZM178 108H177V109H178ZM194 108H195V107H194ZM250 108H251V107H250ZM260 108H261V106H260ZM260 108H259V109H260ZM68 109H67V110H68ZM80 109L82 110V108H80ZM80 109H79V110H80ZM86 109H87V108H86ZM92 109H93V108H92ZM92 109H91V110H92ZM123 109H124V108H123ZM125 109H124V110H125ZM172 109H174V108H172ZM183 109H181V110H183ZM199 109H200V106H199ZM251 109H252V108H251ZM262 109H263V108H262ZM262 109H261V110H262ZM0 110H1V109H0ZM37 110H38V109H37ZM51 110H52V109H51ZM54 110H55V108H54ZM69 110L72 111V107H71V109H69ZM81 110H80V111H81ZM88 110L90 111V109H88ZM101 110H102V109H101ZM114 110H115V108H114ZM118 110H119V109H118ZM120 110H121V109H120ZM120 110H119V111H120ZM129 110H131V109H129ZM139 110H140V109H139ZM181 110H180L179 112H181ZM196 110H198V108H197ZM256 110H257V109H256ZM49 111H50V110H49ZM49 111H48V112H49ZM85 111H87V110H85ZM116 111H117V109H116ZM135 111H136V110H135ZM170 111H172V110L170 109ZM175 111H176V109H175ZM175 111H173V113H174ZM184 111H185V109H184ZM198 111H200V110H198ZM254 111H255V110H254ZM263 111H264V110H263ZM30 112H31V111H30ZM46 112H47V110H46ZM52 112H53V111H52ZM72 112H73V111H72ZM91 112H92V111H91ZM91 112H88V113H91ZM100 112L102 113V111H100ZM120 112H123V111L121 110ZM120 112H119V113H120ZM137 112H138V111H137ZM186 112H187V111H186ZM3 113H4V112H3ZM34 113H35V112H34ZM68 113H69V111H68ZM68 113H67V115H68ZM75 113H77V112H75ZM82 113H83V111H82ZM88 113H86V114H88ZM103 113H104V112H103ZM103 113H102V114H103ZM116 113H117V112H116ZM119 113H118V114H119ZM129 113H131V112H129ZM133 113H134V112H133ZM154 113H158V112H154ZM250 113H253V112H250ZM72 114H73V113H71V116H72ZM79 114H80V113H79ZM92 114H95V113L92 112ZM102 114H101V116H104V115H102ZM120 114H121V113H120ZM120 114H119V115H120ZM122 114H123V118H124V113H122ZM167 114H168V113H167ZM171 114H172V113H171ZM179 114H180V113H179ZM255 114H256V113H255ZM259 114H260V113H259ZM7 115H8V114H7ZM67 115H65V116H67ZM76 115L78 116V114H76ZM88 115H90V114H88ZM88 115H87V116H88ZM96 115H97V114H96ZM96 115H95V116H96ZM119 115H118V116H119ZM135 115H136V114H135ZM155 115H156V114H155ZM180 115H182V114H180ZM0 116H1V114H0ZM4 116H5V115H4ZM4 116H1L0 118H2V117H4ZM21 116H22V115H21ZM21 116H19V118H20ZM85 116H86V115H85ZM87 116H86V118H87ZM121 116H122V115H121ZM127 116H128V115H127ZM137 116H138V115H137ZM162 116H163V115H162ZM174 116H177V115L174 114L173 117H174ZM187 116H188V115H186V117H187ZM249 116H250V115H249ZM253 116H254V115H253ZM258 116H259V115H258ZM258 116H257V118H259L261 115H260L259 117H258ZM262 116H263V115H262ZM262 116H261V117H262ZM8 117H9V116H7V119H8V121H9L10 118H8ZM73 117H74V116H73ZM116 117H117V116H116ZM163 117H165V116H163ZM168 117H169V116H168ZM184 117H185V116H184ZM250 117H251V116H250ZM25 118H26V117H25ZM38 118H39V117H38ZM66 118H67V117H66ZM89 118H90V117H89ZM97 118L102 119V118H100V117H97ZM97 118H95V119H97ZM117 118H118V117H117ZM133 118H135V117H133ZM177 118L180 119L179 116H178ZM181 118L183 119V116H182ZM254 118L256 119V116H254ZM5 119H6V117H5ZM39 119H40V118H39ZM69 119H70V118H69ZM95 119H94L93 121H95ZM106 119H107V118H106ZM135 119H136V118H135ZM158 119H159V118H158ZM171 119H172V118H171ZM252 119H253V118H252ZM255 119H254V120H255ZM2 120H3V119H2ZM2 120H1V121H2ZM10 120H11V119H10ZM20 120H22V119H20ZM25 120H26V119H25ZM66 120L68 121V118H67ZM104 120H105V119H104ZM121 120H122V119H121ZM123 120H124V119H123ZM132 120H133V119H132ZM166 120H167V119H166ZM173 120H174V119H173ZM173 120H172V121H173ZM4 121H5V120H4ZM28 121H29V120H28ZM59 121H60V120H59ZM82 121H85V120H82ZM82 121H81V122H82ZM88 121H89V120H88ZM97 121H99V120H97ZM109 121H110V120H109ZM141 121H142V119H141ZM141 121H140V122H141ZM169 121H171V120H169ZM180 121H181V120H180ZM183 121H184V120H183ZM202 121H203V120H202ZM257 121H259V120L257 119ZM260 121H261V120H260ZM6 122H7V120H6ZM20 122H21V121H20ZM26 122H27V121H26ZM34 122H35V121H34ZM60 122H62V121H60ZM81 122H80V123H81ZM85 122H87V120H86ZM104 122H105V121H104ZM111 122H112V121H111ZM136 122H137V121H136ZM157 122H158V121H157ZM175 122H176V121H175ZM190 122H191V121H189V124H190ZM197 122H199V121H197ZM197 122L195 123L196 125L199 124V123H197ZM200 122H201V121H200ZM205 122H206V120H205ZM249 122H250V120H249ZM253 122H254V121H253ZM261 122H262V121H261ZM263 122H264V121H263ZM31 123H32V122H31ZM39 123H40V122H39ZM65 123H66V122H65ZM73 123H74V122H73ZM80 123H79V124H80ZM82 123H83V122H82ZM91 123H92V120H91ZM107 123H109V122H107ZM144 123H145V122H144ZM173 123H174V122H172V124H173ZM176 123H177V122H176ZM181 123H183V122L181 121ZM191 123H192V122H191ZM193 123H194V122H193ZM193 123H192V124H193ZM203 123H204V122H203ZM203 123H201V124H203ZM206 123H207V122H206ZM215 123H216V122H215ZM257 123H258V122H257ZM0 124H2V123H0ZM19 124H20V123H19ZM62 124H63V123H62ZM70 124H71V123H70ZM74 124H75V123H74ZM83 124L86 125L85 123H83ZM87 124H88V123H87ZM96 124H97V123H96ZM103 124H104V123H103ZM140 124H141V123H140ZM148 124H149V123H148ZM157 124H158V123H157ZM195 124H193V125H195ZM207 124H208V123H207ZM250 124H251V123H250ZM252 124H253V123H252ZM2 125H3V124H2ZM23 125L26 126V124H23ZM27 125H28V124H27ZM56 125H58V124H56ZM64 125H65V124H64ZM64 125H63V126H64ZM71 125H72V124H71ZM71 125H70V126H71ZM84 125H82V127H83ZM92 125H94V122L92 123ZM104 125H105V124H104ZM113 125H114V124H113ZM125 125H127V124H125ZM131 125H132V124H131ZM142 125H143V124H142ZM170 125H171V124H170ZM174 125H175V123H174ZM180 125H181V124H180ZM182 125H183V124H182ZM185 125H186V124H185ZM193 125H192V126H193ZM231 125H232V124H231ZM237 125H238V124H237ZM239 125H240V123H239ZM0 126H1V125H0ZM7 126H8V124H7ZM24 126H23V127H24ZM39 126H40V124H39ZM65 126H66V125H65ZM68 126H69V125H68ZM78 126H79V125H78ZM80 126H81V124H80ZM86 126H87V125H86ZM109 126H110V125H109ZM117 126H119V125H117ZM127 126H128V125H127ZM157 126H158V125H157ZM175 126H176V129H177V126H178V125H175ZM183 126H184V125H183ZM183 126H182L181 128H183ZM206 126H207V125H206ZM240 126H241V125H240ZM240 126H238V127H240ZM1 127H2V126H1ZM9 127H10V126H9ZM27 127H28V126H26V128H27ZM58 127H59V126H58ZM66 127H67V126H66ZM73 127H74V126H73ZM76 127H77V125H76ZM91 127H92V126L90 125L89 128L91 129ZM94 127H95V126H94ZM94 127H92V128H94ZM96 127H99V126L96 125ZM112 127H113V126H112ZM112 127H111V128H112ZM120 127L122 128L123 126H120ZM120 127H119V128H120ZM137 127H138V126H137ZM139 127H140V126H139ZM141 127H142V126H141ZM148 127H149V126H148ZM151 127H152V126H151ZM188 127H189V125H188ZM190 127H191V126H190ZM190 127H189L188 129H190ZM193 127H194V126H193ZM256 127H257V126H256ZM21 128H22V127H21ZM40 128H41V127H40ZM80 128H81V127H80ZM106 128H107V127H106ZM121 128H120V129H121ZM172 128H173V130L175 129V127H172ZM172 128H171V129H172ZM178 128H179V127H178ZM241 128H242V127H240L239 129H241ZM251 128H253V127H251ZM263 128H264V127H263ZM29 129H30V128H29ZM32 129H33V128H32ZM34 129H35V128H34ZM46 129H47V128H46ZM69 129H70V128H69ZM71 129L74 130L72 127H71ZM75 129H77V128H75ZM90 129H89V130H90ZM94 129H95V128H94ZM97 129H98V128H97ZM97 129H96V130H97ZM112 129H114V128H112ZM135 129H136V128H135ZM149 129H150V128H149ZM188 129H186V127H185V131H187ZM194 129H195V127H194ZM194 129H193V131H194ZM242 129H243V128H242ZM255 129H256V128H255ZM257 129H258V128H257ZM10 130H11V129H10ZM12 130H13V129H12ZM64 130H66V129H64ZM79 130H80V129H79ZM89 130L87 131L88 133H90ZM115 130H116V129H115ZM138 130H139V128H138ZM138 130H137V131H138ZM140 130H141V129H140ZM140 130H139V131H140ZM150 130H151V129H150ZM150 130H149V131H150ZM153 130H155V129H153ZM177 130L179 131L180 129H177ZM183 130H184V129H183ZM183 130H182V131H183ZM190 130H191V131H190ZM190 130H188V131L191 132V135H192V134H193V133H192V129H190ZM202 130H203V129H202ZM204 130H205V129H204ZM220 130H221V128H220ZM220 130H219V131H220ZM227 130H228V129H227ZM237 130H238V129H237ZM237 130H236V131H237ZM16 131H17V130H16ZM27 131H28V130H27ZM36 131H37V130H36ZM39 131H41V129H40ZM43 131H44V130H43ZM67 131H68V130H67ZM70 131H71V130H70ZM70 131H69V132H70ZM81 131H83V130L81 129ZM85 131H86V129H85ZM91 131H92V130H91ZM119 131H120V130H119ZM124 131H125V130H124ZM124 131H123L122 133H124ZM129 131H130V130H129ZM149 131H148V132H149ZM175 131H176V130H175ZM188 131H187V132H188ZM238 131H240V130H238ZM242 131H243V130H242ZM258 131H259V130H258ZM29 132H30V131H29ZM33 132H34V131H33ZM49 132H50V130H49ZM71 132H72V135H73V134H74L73 132H77V131L75 130V131H71ZM78 132H79V131H78ZM98 132H99V131H98ZM101 132H102V131H101ZM106 132H107V131H106ZM120 132H121V131H120ZM141 132H142V131H141ZM173 132H174V131H173ZM194 132H195V131H194ZM202 132H203V131H202ZM202 132H201V133H202ZM221 132H223V131H221ZM243 132H244V131H243ZM13 133H14V131H13ZM13 133H11V135H12ZM19 133H20V132H19ZM66 133H67V132H66ZM91 133H92V132H91ZM91 133H90V134H91ZM96 133H97V132H96ZM99 133H100V132H99ZM122 133H121V134H122ZM142 133H144V132H142ZM142 133H140V134H142ZM175 133H177V132H175ZM175 133H174V134H175ZM205 133H206V132H204V134H205ZM237 133H238V132H237ZM14 134H15V133H14ZM30 134H31V133H30ZM40 134H42V132H41ZM50 134H51V133H49V135H50ZM79 134H81V133H79ZM79 134H77V135L79 136ZM92 134H93V133H92ZM92 134H91V135H92ZM94 134H95V132H94ZM94 134H93V135H94ZM114 134H115V133H114ZM125 134H126V131H125ZM129 134L132 135V133H129ZM129 134H128V136H130V138H132L131 135H129ZM137 134H138V133H137ZM153 134H154V133H153ZM156 134H157V133H156ZM156 134H154V135H156ZM165 134H166V133H165ZM171 134H172V133H171ZM179 134H180V133H179ZM185 134H186V133H185ZM185 134H184V135H185ZM188 134H189V133H188ZM204 134L202 133L201 135H204ZM211 134H212V133H211ZM230 134H231V132H230ZM241 134H242V133H241ZM244 134H245V133H244ZM247 134H248V133H247ZM257 134H258V133H257ZM33 135H34V134H33ZM52 135H53V134H52ZM52 135H51V136H52ZM67 135H68V134H67ZM77 135H76V136H77ZM85 135H86V134H85ZM85 135H83V136H85ZM97 135H98V134H97ZM122 135H123V134H122ZM167 135H168V134H167ZM172 135H173V134H172ZM172 135H171V138H172ZM181 135H182V132H181ZM189 135H190V134H189ZM193 135H194V134H193ZM193 135H192V138H194ZM197 135H198V134H197ZM197 135H196V136H197ZM199 135H200V134H199ZM205 135H206V134H205ZM219 135H220V134H219ZM236 135H237V134H236ZM0 136H1V135H0ZM24 136H25V135H24ZM27 136H28V135H27ZM42 136H43V135H42ZM111 136H112V135H111ZM128 136H126V137H127V140H129V137H128ZM132 136H133V135H132ZM157 136H158V135H156V137H157ZM165 136H166V135H165ZM186 136H187V134H186ZM209 136H211V135H209ZM237 136H238V135H237ZM9 137H10L9 140H10V142H11V136H9ZM9 137H8V138H9ZM12 137H13V136H12ZM32 137H34V136H32ZM39 137H40V136H39ZM39 137H38V139H39ZM53 137H54V136H53ZM80 137H81V136H80ZM117 137H118V136H117ZM133 137H134V136H133ZM135 137H136V135H135ZM140 137H141V135H140ZM140 137H139V138H140ZM142 137H143V136H142ZM144 137H145V136H144ZM151 137H153V135H152ZM173 137H174V136H173ZM200 137H201V136H200ZM207 137H208V135H207ZM220 137H221V136H220ZM262 137H263V136H262ZM2 138H3V136H2ZM4 138H5V137H4ZM62 138H63V137H62ZM67 138H68V136H67ZM81 138H82V137H81ZM83 138H84V137H83ZM97 138H98V137H97ZM100 138H101V137H100ZM109 138H110V137H109ZM109 138H108V139H109ZM119 138H120V137H119ZM122 138H123V137H122ZM124 138H125V137H124ZM154 138H155V137H154ZM160 138H161V136H160ZM164 138H165V137H164ZM180 138H181V136H180ZM182 138H183V135H182ZM186 138H189V137L187 136ZM190 138H191V137H190ZM192 138H191V139H192ZM198 138H199V137H198ZM218 138H219V137H218ZM224 138H225V137H224ZM224 138H223V140H224ZM234 138H235V137H234ZM238 138H239V137H238ZM241 138H242V137H241ZM246 138H247V137H246ZM25 139H26V138H25ZM30 139H31V138H30ZM34 139H35V138H34ZM36 139H37V138H36ZM55 139H56V138H54V139L52 138L51 140H54V141H55ZM60 139H61V138H60ZM98 139H99V138H98ZM115 139H116V137H115ZM117 139H118V138H117ZM141 139H142V138H140V141H141ZM148 139H149V137H148ZM169 139H170V138H169ZM184 139H185V137H184ZM195 139H196V138H195ZM207 139H208V138H207ZM242 139L245 140L244 137H243ZM242 139H241V140H242ZM9 140H7V141H9ZM26 140H27V139H26ZM28 140H29V139H28ZM86 140H87V139H86ZM95 140H97V139H94L93 142H94ZM124 140H126V138H125ZM127 140H126V142H127ZM134 140H135V139H134ZM170 140H171V139H170ZM170 140H169V141H170ZM174 140H175V139H174ZM174 140H173V141H174ZM192 140H194V139H192ZM197 140H198V139H197ZM197 140H196V141H197ZM200 140H201V138H200ZM200 140H199V141H200ZM204 140H206V139L204 138ZM209 140H212V139L210 138ZM225 140H226V139H225ZM14 141H15V139H14ZM33 141H34V140H33ZM35 141H36V140H35ZM45 141H46V140H45ZM75 141H76V140H75ZM99 141H100V140H99ZM99 141H98V142H99ZM101 141H102V140H101ZM120 141H121V140H120ZM122 141H123V140H122ZM132 141H133V140H132ZM159 141H160V139H159ZM163 141H164V140H163ZM185 141H188V140L186 139ZM221 141H222V140H221ZM239 141H240V138H239ZM4 142H6V138H5ZM12 142H13V141H12ZM16 142H18V140H16ZM16 142H15V143H16ZM28 142H29V141H28ZM57 142H58V141H57ZM70 142H71V140H70ZM72 142H73V141H72ZM108 142H109V141H108ZM112 142H113V139H112ZM112 142H111V143H112ZM133 142H134V141H133ZM151 142H152V141H151ZM171 142H172V140H171ZM188 142H189V141H188ZM193 142H194V141H193ZM209 142H210V141H208L207 144H208ZM214 142H215V141H214ZM216 142L218 143V139H217ZM222 142H223V141H222ZM42 143H43V142H42ZM48 143H49V141H48ZM55 143H56V142H55ZM120 143H121V142H120ZM123 143H124V142H123ZM123 143H122V144H123ZM130 143H131V142L128 143V146H129V145L131 146V145H134V144H135V142H134V144H130ZM139 143H141V142H139ZM144 143H145V142H144ZM155 143H156V141H155ZM162 143H163V142H162ZM172 143H173V142H172ZM183 143H184V142H183ZM217 143H216V146H217ZM224 143H225V142H224ZM242 143H244V142H242ZM11 144H12V143H11ZM19 144L21 145L20 142H19ZM19 144H17V145H19ZM44 144H45V143H44ZM44 144H43V146H44ZM46 144H47V143H46ZM59 144H61V143H59ZM62 144H63V143H62ZM67 144H68V145H67ZM74 144H75V143H74ZM89 144H90V143H89ZM89 144H88V146L91 147V144H92V143H91L90 145H89ZM99 144H100V143H99ZM116 144L118 145L119 143L116 142ZM137 144H138V143H137ZM137 144H136V145H137ZM151 144H152V143H151ZM157 144H158V143H157ZM159 144H160V143H159ZM174 144H175V143H174ZM192 144L194 145V143H192ZM211 144H212V143H211ZM211 144H210V145H211ZM213 144H214V143H213ZM237 144H238V143H237ZM244 144H245V143H244ZM64 145H65V143H64ZM64 145H63V146L60 145L61 147L59 146V148H62V147H63V149H64V147H65ZM66 145L69 146V143L66 142ZM70 145H72V144L70 143ZM84 145H85V144H84ZM86 145H87V144H86ZM101 145H102V144H101ZM110 145H112V144H110ZM136 145H135V149H136ZM139 145H141L140 147H144V146H142V144H139ZM139 145H137L138 148H139ZM161 145H162V144H161ZM170 145H171V143H170ZM186 145H188V144L186 143V144H185V147H186ZM198 145H199V144H197V146H198ZM210 145H209V146H210ZM214 145H215V144H214ZM219 145H220V144H219ZM225 145H226V143H225ZM1 146H2V144H1ZM6 146H7V145H6ZM46 146H47V145H46ZM54 146H55V145H54ZM56 146L58 147L57 144H56ZM56 146H55V147H56ZM88 146H87V147H88ZM94 146H95V144H94ZM94 146H93V147H94ZM98 146H99V147H97V146H95V147H97V148L100 149L101 146H100V145H98ZM102 146H103V145H102ZM119 146L121 147V145H119ZM128 146H127V148H128ZM130 146H129V147H130ZM146 146H147V145H146ZM183 146H184V145H183ZM211 146H212V145H211ZM10 147H11V146H10ZM25 147H26V146H25ZM25 147H24V148H25ZM36 147H38V145H37ZM49 147H50V149H51V146H49ZM52 147H53V146H52ZM57 147H56V148H57ZM71 147H72V146H71ZM73 147H74V146H73ZM85 147H86V146H84V148H85ZM123 147H126V144H125V143H124V146H123ZM152 147H153V146H152ZM152 147H151V148H152ZM154 147H155V145H154ZM156 147H157V148H156ZM156 147H155L156 150L159 149L157 145H156ZM161 147H162V146H161ZM168 147H169V146H168ZM218 147H219V146H218ZM225 147H226V146H225ZM2 148H3V147H2ZM8 148H9V147H8ZM11 148L13 149V147H11ZM26 148H27V147H26ZM30 148H31V147H30ZM43 148H44V147H43ZM77 148H78V147H77ZM82 148H83V147H82ZM110 148H111V147H110ZM127 148H126V150H127ZM131 148H132V146H131ZM131 148H129V149H131ZM155 148H153V149L155 150ZM169 148H170V147H169ZM182 148H183V147H182ZM187 148H188V147H187ZM198 148H199V147H198ZM3 149H6V147L4 146ZM17 149H18V148H17ZM48 149H49V148H48ZM50 149H49V150H50ZM52 149H53V148H52ZM87 149H88V148H87ZM107 149H108V148H107ZM107 149H106V150H107ZM117 149H118V148H117ZM133 149H134V148H133ZM141 149H142V148H141ZM141 149H139V150H141ZM143 149H144V148H143ZM153 149H152V151H153ZM167 149H168V148H167ZM167 149H166V150H167ZM205 149H206V148H205ZM212 149H213V148H212ZM215 149H216V148H215ZM215 149L213 150L214 152H216ZM219 149H220V147H219ZM230 149H231V148H230ZM230 149H227V150H230ZM263 149H264V148H263ZM6 150H7V149H6ZM6 150H5V151H6ZM10 150H11V149H10ZM13 150H14V149H13ZM26 150H27V149H26ZM55 150H56V149H55ZM55 150H54V152H55ZM69 150H70V152L72 151L71 149H69ZM84 150H85V149H84ZM160 150H162V148H160ZM163 150H164V149H163ZM166 150H165V151H166ZM168 150H169V149H168ZM189 150H190V149H189ZM197 150H198V149H197ZM199 150H200V149H199ZM207 150H208V149H207ZM210 150H211V149H210ZM221 150H222V148H221ZM225 150H226V148H225ZM225 150H224V151H225ZM227 150H226V151H227ZM14 151H15V150H14ZM36 151H38V149H37ZM45 151L47 152V150H45ZM52 151H53V150H52ZM64 151H65V150H64ZM64 151H63V152H64ZM81 151H83V150H81ZM81 151H80V152H81ZM88 151H90V149H88ZM117 151H118V150H117ZM127 151H128V150H127ZM136 151H137V150H136ZM158 151H159V150H158ZM158 151H157V152H158ZM169 151H170V150H169ZM173 151H174V150H173ZM181 151H182V150H181ZM187 151H188V149H186V152H187ZM190 151H193V150H190ZM202 151H203V149H202ZM211 151H212V150H211ZM213 151H212V152H213ZM224 151H223V152H224ZM233 151H234V150H233ZM245 151H246V150H245ZM262 151H263V150H262ZM9 152H11V151H9ZM15 152H17V151H15ZM21 152H22V151H21ZM27 152H28V151H27ZM27 152L25 151V154H26ZM29 152H30V151H29ZM43 152H44V151H43ZM54 152H52V153H54ZM72 152H74V150H73ZM72 152H71V153H72ZM94 152H95V150H94ZM106 152H107V151H106ZM144 152H145V151H144ZM144 152L142 151V153H144ZM153 152H154V151H153ZM160 152H161V151H160ZM184 152H185V151H184ZM198 152H199V151H198ZM203 152H204V151H203ZM246 152H247V151H246ZM13 153H14V152H13ZM23 153H24V152H23ZM41 153H42V152H41ZM52 153H51V154H52ZM68 153H69V152H68ZM74 153H75V152H74ZM78 153H79V152H78ZM98 153H99V152H98ZM98 153H96V155H97ZM100 153H101V151H100ZM129 153H131V152H129ZM132 153H133V150H132ZM145 153H146V152H145ZM145 153H144V154H145ZM150 153H152V152H150ZM158 153H159V152H158ZM158 153H157V154H158ZM179 153H180V152H179ZM179 153H178V154H179ZM190 153H191V152H190ZM193 153H194V151H193ZM196 153H197V152H196ZM205 153H206V152H205ZM231 153H232V151H231ZM239 153H241V152H239ZM256 153H258V152H256ZM2 154H4V153H2ZM2 154H1V155H2ZM7 154H10V153H7ZM16 154H17V153H16ZM19 154H20V153H19ZM29 154H30V153H29ZM47 154L49 155V151H48ZM51 154H50V156L53 155V154H52V155H51ZM54 154H55V153H54ZM69 154H70V153H69ZM72 154H73V153H72ZM88 154H89V153H88ZM104 154H106V153L104 152ZM107 154H108V153H107ZM133 154H135V153H133ZM138 154H139V153H138ZM138 154H135V156H136V155L138 156ZM148 154H149V153H147V155H148ZM153 154L156 155V153H153ZM176 154H177V153H176ZM181 154H182V153H181ZM186 154L188 155V153H186ZM198 154H199V153H198ZM201 154H202V153H201ZM224 154H225V153H224ZM224 154H223V156H224ZM242 154H243V153H242ZM246 154H247V153H246ZM246 154H245V155H246ZM1 155H0V156H1ZM14 155H15V154H14ZM14 155H13V156H14ZM27 155H28V153H27ZM40 155H41V154H40ZM43 155H44V154H43ZM61 155H62V153H61ZM89 155H90V154H89ZM89 155H88V156H89ZM92 155H94V153H93ZM92 155H91V156H92ZM101 155H102V154H101ZM139 155H141V154H139ZM147 155H146V156H147ZM189 155H190V154H189ZM191 155H192V153H191ZM191 155H190V156H191ZM206 155H207V154H206ZM221 155H222V152H221ZM228 155H229V154H228ZM231 155H232V154H231ZM249 155H250V154H249ZM251 155H252V154H251ZM7 156H8V155H7ZM7 156L4 155V157H7ZM21 156H23V155H21ZM31 156H32V155H31ZM41 156H42V155H41ZM46 156H47V155H46ZM58 156H59V153H58ZM71 156H72V155H71ZM73 156H74V154H73ZM81 156H82V155H81ZM127 156H128V155H127ZM137 156H136V157H137ZM141 156H142V155H141ZM148 156H149V155H148ZM158 156H159V155H158ZM169 156H170V154H169ZM182 156H183V154H182ZM195 156H196V155H195ZM197 156H200V154L197 155ZM226 156H227V154H226ZM226 156H225V157H226ZM239 156H240V155H239ZM246 156H247V155H246ZM14 157H15V156H14ZM24 157H25V156H24ZM27 157H28V156H27ZM34 157H35V156H34ZM38 157H39V156H38ZM44 157H45V156H44ZM59 157H60V156H59ZM95 157H96V156H95ZM95 157H94V158H95ZM101 157H102V156H101ZM142 157H143V156H142ZM155 157H156V156H155ZM170 157H171V156H170ZM175 157L177 158V156H175ZM191 157H192V156H191ZM191 157H190V158H191ZM202 157H203V156H202ZM205 157H207V156H205ZM227 157H228V156H227ZM235 157H236V156H235ZM241 157H243V156L241 155ZM248 157H249V156H248ZM15 158H16V157H15ZM18 158H19V156H18ZM31 158L33 159V157H31ZM35 158H36V157H35ZM35 158H34V159H35ZM42 158H43V156H42ZM47 158H48V157H47ZM50 158H51V157H50ZM53 158H55V156L52 157V159H53ZM66 158H67V156H66ZM71 158H72V157H71ZM99 158H100V157H99ZM116 158H117V156L115 157V159H116ZM134 158H135V157H134ZM138 158H140V157L138 156ZM138 158H137V159H138ZM145 158H146V157H145ZM167 158H169V157H167ZM167 158H166V159H167ZM180 158H181V157H180ZM182 158H183V157H182ZM188 158H189V157H188ZM198 158H201V156H200V157H197V159H198ZM220 158H221V157H220ZM222 158H223V157H222ZM228 158H229V157H228ZM228 158H227V160H228ZM245 158H246V157H245ZM249 158H250V157H249ZM251 158H252V157H251ZM0 159H1V158H0ZM6 159H7V158H6ZM8 159H9V157H8ZM11 159H12V158H11ZM24 159H26V157H25ZM27 159L30 160V162H32L31 159H29V158H27ZM43 159H45V158H43ZM52 159H51V160H52ZM57 159H58V158H57ZM57 159H56V160L54 159V161H57ZM61 159H62V158H61ZM61 159H60V161H62ZM64 159H65V158H64ZM67 159H70V157H68ZM111 159H112V158H111ZM111 159H109V160L111 161ZM155 159H157V158H155ZM169 159H170V158H169ZM178 159H179V157H178ZM204 159H205V158H204ZM240 159H243V158H240ZM246 159H247V158H246ZM14 160H15V159H14ZM18 160H20V159H18ZM18 160L16 159V161H18ZM28 160H27V162H28ZM39 160H40V159H39ZM47 160H48V159H47ZM58 160H59V159H58ZM81 160H82V158H81ZM143 160H144V159H143ZM149 160H150V157H149V159H148L147 161H149ZM181 160L183 161L184 158H183V159H180L179 161L182 162ZM186 160L188 161V159H186ZM186 160H185V161H186ZM190 160H191V159H190ZM192 160H193V157H192ZM198 160H199V159H198ZM221 160H222V159H221ZM236 160H237V159H236ZM238 160H239V159H238ZM249 160H250V159H249ZM1 161H2V160H1ZM7 161H8V160H7ZM23 161H24V160H22V163H23ZM52 161H53V160H52ZM54 161H53V162H54ZM74 161H75V160H74ZM110 161H107V162L109 163ZM145 161H146V160H145ZM150 161H151V160H150ZM152 161H154V160H152ZM167 161H168V160H167ZM176 161H178V160H176ZM195 161H196V159H195ZM201 161H202V160L200 159V162H201ZM207 161H208V160H207ZM223 161H224V160H223ZM225 161H226V159H225ZM231 161H232V160H231ZM231 161L229 162V160H228L229 163H231ZM240 161H241V160H240ZM247 161H248V159H247ZM260 161H261V160H260ZM10 162H11V161H10ZM10 162H9V163H10ZM25 162H26V161H25ZM34 162H35V161H34ZM94 162H95V160H94ZM97 162L99 163V161H97ZM100 162H101V160H100ZM105 162H106V161H105ZM107 162H106V164H107ZM112 162H113V161H112ZM188 162H189V161H188ZM197 162H198V161H197ZM197 162H196V163H197ZM203 162H204V160H203ZM228 162H227V163H228ZM249 162H250V161H249ZM251 162H252V161H251ZM253 162H255V161H253ZM11 163H12V162H11ZM15 163H16V162H15ZM15 163H14V165H17V164H15ZM17 163H18V162H17ZM36 163H37V162H36ZM40 163H42V162H40ZM48 163H49V162H48ZM56 163H57V162H56ZM59 163H60V162H59ZM64 163H65V161H64ZM64 163H63V164H64ZM66 163H67V162H66ZM66 163H65V164H66ZM75 163H76V162H75ZM80 163H81V162H79V164H80ZM103 163H104V162H103ZM115 163H116V162H115ZM120 163H121V162H120ZM142 163H143V162H142ZM147 163H149V162H146V164H147ZM161 163H162V162H161ZM177 163H178V162H177ZM184 163H185V162H184ZM210 163H211V162H210ZM214 163H215V162H214ZM219 163H220V161H219ZM224 163H226V162H224ZM232 163H233V162H232ZM240 163H241V162H240ZM19 164H21V163H19ZM19 164H18V165H19ZM27 164H28V163H26V165H27ZM29 164H32V165H33V162H32V163H29ZM43 164H44V163H42V165H43ZM51 164H52V163H51ZM53 164H54V163H53ZM57 164H58V163H57ZM60 164H61V163H60ZM63 164H61V166H62ZM77 164H78V163H77ZM95 164H96V162H95ZM100 164H101V163H100ZM109 164H110V163H109ZM155 164H156V162L154 163V165H155ZM157 164H159V163L157 162ZM166 164H167V162H166ZM169 164H170V162H169ZM182 164H183V162H182ZM182 164H181V165H182ZM189 164H190V163H189ZM198 164H199V163H198ZM217 164H218V163H217ZM221 164H222V163H221ZM221 164H220V165H221ZM234 164H235V163H234ZM236 164H237V163H236ZM241 164H242V163H241ZM241 164H240V165H241ZM243 164H246V163H243ZM251 164H252V163H251ZM8 165H9V164H7L6 166H8ZM11 165H13V164H11ZM14 165H13V166H14ZM24 165H25V163H24ZM24 165H23V166H24ZM26 165H25V166H26ZM44 165H45V164H44ZM49 165H50V164H49ZM58 165H59V164H58ZM90 165H91V164H90ZM96 165H97V164H96ZM98 165H99V164H98ZM110 165H111V164H110ZM115 165H116V164H115ZM138 165H140V164H138ZM171 165H173V167H174L175 164H171ZM201 165H202V164H201ZM210 165H212V164H210ZM214 165H215V164H214ZM220 165H219V166H220ZM253 165H254V164H253ZM13 166H11V167L15 169V167H13ZM25 166H24V167H25ZM35 166H36V164H34V169L36 168ZM50 166H51V165H50ZM52 166L56 168V166H54V165H52ZM59 166H60V165H59ZM64 166H68V165H64ZM105 166H106V165H105ZM105 166H104V167H105ZM141 166H143V165H141ZM141 166H140V167H141ZM147 166H148V165H147ZM147 166H146V168H147ZM163 166H164V164H163ZM183 166H184V164H183ZM185 166L187 167L186 164H185ZM190 166H191V165H190ZM204 166H205V165H204ZM204 166H203V168H204ZM212 166H213V165H212ZM223 166H224V164H223ZM231 166H232V165H231ZM231 166H230V168H231ZM235 166H236V165H235ZM235 166H234V167H235ZM245 166H246V165H245ZM248 166H249V165L247 164L246 168H247ZM250 166H251V165H250ZM1 167L3 168L4 166H1ZM8 167H9V166H8ZM11 167H9V168L12 170ZM18 167L20 168V166H18ZM21 167H22V164H21ZM27 167H28V166H27ZM29 167H30V165H29ZM80 167H81V165H80ZM114 167H115V166H114ZM125 167H126V166H125ZM137 167H139V166H137ZM164 167H165V166H164ZM164 167H163V168H164ZM215 167H217V165H216ZM220 167H221V166H220ZM237 167H238V166H237ZM239 167H240V166H239ZM241 167H242V166H241ZM243 167H244V166H243ZM4 168H5V167H4ZM6 168H7V167H6ZM22 168H23V167H22ZM25 168H26V167H25ZM45 168H46V167H45ZM45 168H44V169H45ZM57 168L59 169L58 166H57ZM62 168H66V167H61V169H62ZM96 168H97V167H96ZM96 168H95V169H96ZM98 168H99V166H98ZM98 168H97V169H98ZM100 168H101V167H100ZM100 168H99V169H100ZM120 168H121V167H120ZM144 168H145V167H144ZM144 168H143V169H144ZM149 168H151V167L149 166ZM154 168H155V167H154ZM156 168H158V167H156ZM160 168H162V167L160 166ZM184 168H185V167H184ZM209 168H211V166H210ZM212 168H213V167H212ZM31 169H32V168H31ZM61 169H60L59 172H61ZM70 169H71V168H70ZM99 169H98V170H99ZM103 169H104V168H103ZM105 169H106V168H105ZM110 169H112V168H110ZM122 169H127V168H123V166H122ZM143 169H142V170H143ZM182 169H183V168H182ZM7 170H8V168H7ZM11 170H10V172L8 173L9 175L11 174ZM16 170H17V169H16ZM19 170H20V169H19ZM19 170H17L16 172L18 173ZM22 170H24V169H22ZM26 170H27V169H26ZM26 170H25V171H26ZM36 170H37V168H36ZM38 170H39V169H38ZM41 170H42V169H41ZM56 170H57V169H56ZM68 170H69V168H68ZM84 170H85V169H84ZM108 170H109V167H108ZM144 170L147 171V169H144ZM150 170H151V169H150ZM160 170H161V169H160ZM185 170H187V169H185ZM202 170H203V169H202ZM205 170H206V171H205V173H206L208 169L205 168ZM210 170H211V169H209V171H210ZM219 170H220V169H219ZM222 170H223V168H222ZM224 170H226V169H224ZM231 170H232V168H231ZM240 170H241V168H240ZM0 171H2V169H0ZM4 171H5V170H4ZM13 171H15V170H13ZM27 171H28V170H27ZM32 171H33V169H32ZM44 171H46V170H44ZM69 171H71V170H69ZM100 171H102V170H100ZM103 171H104V170H103ZM122 171H123V170H122ZM122 171H120V172H122ZM188 171H189V170H188ZM196 171H197V170H196ZM209 171H208V172H209ZM233 171H235V170H233ZM233 171H230V172L233 173ZM253 171H254V170H253ZM20 172H22V171L20 170ZM20 172H19V173H20ZM35 172H36V171H35ZM53 172H54V171H53ZM56 172H57V171H56ZM56 172H55V173H56ZM71 172H72V171H71ZM71 172H69V173H71ZM93 172H94V171H93ZM105 172H106V171H105ZM115 172H116V169H115ZM125 172H126V171H125ZM189 172H190V171H189ZM210 172H211V171H210ZM210 172H209V173H210ZM220 172H221V171H220ZM220 172H219V173H220ZM227 172H229V168H228ZM235 172H236V171H235ZM237 172H239V171H237ZM240 172H242V171H240ZM246 172H247V171H246ZM246 172H244V173H245V174H248V176H247L248 178H249L250 176L254 175V174L249 175V173H248V172L246 173ZM257 172H258V171H257ZM2 173L4 174V172H2ZM6 173H7V172H6ZM22 173H24V172H22ZM57 173H58V172H57ZM99 173H100V172H99ZM118 173H119V172H117V174H118ZM137 173H139V172L137 171ZM185 173H186V172H185ZM197 173H198V172H197ZM212 173H213V172H212ZM212 173H211V174H212ZM0 174H1V173H0ZM12 174H14L15 177H16V175H18V174L15 175V173H12ZM27 174H28V173H27ZM29 174H31V170H30ZM29 174H28V176H29ZM36 174H37V173H36ZM61 174H62V173H60V175H61ZM111 174H112V173H110V175H111ZM115 174H116V173H115ZM117 174H116V178H117ZM120 174H121V173H119V176H121ZM123 174H124V173H123ZM126 174H128V173H126ZM139 174H141V173H139ZM142 174H144V172H143ZM154 174H155V173H154ZM168 174H169V173H168ZM183 174H184V173H183ZM201 174H202V173H201ZM211 174H209V175L211 176ZM220 174H222V173H220ZM225 174H226V173H225ZM228 174H229V173H228ZM233 174H235V173H233ZM241 174H242V173H241ZM255 174H258V173H255ZM21 175H22V174H21ZM31 175H32V174H31ZM107 175H108V174H107ZM113 175H114V173H113ZM113 175H111L110 177H112ZM137 175H138V174H137ZM151 175H152V173H151ZM151 175H149V176H151ZM157 175H158V174H157ZM179 175H180V174H179ZM192 175H193V174H192ZM215 175H216V173H215ZM217 175H218V174H217ZM4 176H5V175H4ZM14 176H13V177H14ZM19 176H20V174H19ZM32 176H33V175H32ZM38 176H39V175H38ZM68 176H69V175H68ZM70 176H71V175H70ZM76 176H77V175H76ZM114 176H115V175H114ZM125 176H126V175H125ZM130 176H132L131 172H130L129 177H130ZM134 176H136V175H134ZM134 176H132V178H133ZM141 176H142V175H141ZM141 176H140V178H141ZM146 176H147V175H146ZM153 176H154V175H153ZM153 176H152V177H153ZM155 176H156V175H155ZM155 176H154V177H155ZM158 176H159V175H158ZM158 176H157V177H158ZM160 176H161V175H160ZM162 176H163V175H162ZM189 176H190V175H189ZM189 176H188V177H189ZM193 176H194V175H193ZM195 176H197V175H196V172H195ZM198 176H199V175H198ZM203 176H204V175L202 174V177H203ZM232 176H233V175H232ZM232 176H231V177H232ZM235 176L237 177V173H236ZM235 176H234V177H235ZM241 176H243V175H240V177H241ZM6 177H7V176H6ZM10 177H11V175H10ZM36 177H37V175H36ZM44 177H45V176H44ZM71 177H72V176H71ZM137 177H138V179H139V176H137ZM137 177H136V179H137ZM157 177H155V178H157ZM215 177H216V176H215ZM218 177H219V176H217V181H218ZM247 177H246V178H247ZM252 177H253V176H252ZM3 178H5V177H3ZM8 178H9V176H8ZM21 178H22V176H21ZM28 178H29V177H28ZM112 178H113V177H112ZM119 178L121 179V177H118V179H119ZM122 178H123V176H122ZM125 178H126V177H125ZM162 178H164V177H162ZM166 178H167V176H166ZM168 178H170V177H168ZM168 178H167V180H168ZM172 178H173V177H172ZM178 178H179V177H178ZM186 178H187V177H186ZM186 178H185V179H186ZM197 178H198V177H197ZM200 178H201V176H200ZM213 178H214V177H213ZM219 178H220V177H219ZM243 178H244V177H243ZM248 178H247V179H248ZM250 178H251V177H250ZM1 179H2V178H1ZM13 179H14V178H13ZM69 179H70V178H69ZM103 179H104V178H103ZM108 179H109V178H108ZM113 179H115V178H113ZM118 179H116V180H118ZM164 179H165V178H164ZM176 179H177V178H176ZM209 179H210L209 181H211V178H209ZM223 179H224V178H222L221 180H223ZM226 179H227V178H226ZM226 179H225V181L228 183V181H227L228 179H227V180H226ZM229 179H230V178H229ZM234 179H235V178H233V180H234ZM3 180H4V179H3ZM7 180H8V179H7ZM7 180H6V181H7ZM15 180H16V179H15ZM19 180H20V179H19ZM19 180H18V181H19ZM31 180H32V179H31ZM106 180H107V178H106ZM110 180H112V179H110ZM125 180H126V179H125ZM139 180H141V179H139ZM142 180H144V179H142ZM151 180H152V179H151ZM156 180H157V179H156ZM167 180H164V181L169 182V180H172V179H169L168 181H167ZM174 180H175V179H174ZM188 180H189V179H188ZM190 180H191V179H190ZM204 180H205V179H204ZM215 180H216V179H215ZM219 180H220V179H219ZM233 180H231L232 183H233ZM4 181H5V180H4ZM11 181H12V180H11ZM11 181H10V183H11ZM21 181H22V180H21ZM26 181H29V179L26 180ZM61 181H62V180H61ZM61 181H60V182H61ZM79 181H80V180H79ZM101 181H102V180H101ZM107 181H108V180H107ZM113 181H114V180H113ZM127 181H128V180H127ZM129 181H130V180H129ZM132 181H133V179H132ZM149 181H150V180H149ZM154 181H155V180H154ZM159 181H160V180H159ZM162 181H163V179L161 180V184H162ZM164 181H163V182H164ZM212 181H213V180H212ZM238 181H240V180H238ZM246 181H247V180H246ZM248 181H249V180H248ZM259 181H260V180H259ZM19 182H20V181H19ZM22 182H23V181H22ZM31 182H32V181H31ZM33 182H34V181H33ZM93 182H94V181H93ZM93 182H92V183H93ZM102 182H103V181H102ZM104 182H105V181H104ZM108 182H110V181H108ZM111 182H112V181H111ZM117 182H118V181H117ZM123 182H124V181H123ZM134 182H135V179H134ZM166 182H165V183H166ZM170 182L172 183L173 181H170ZM170 182H169V183H170ZM174 182H175V181H174ZM174 182H173V183H174ZM177 182H178V180H177ZM179 182H180V181H179ZM205 182H206V181H205ZM221 182H222V181H221ZM241 182H242V181H241ZM244 182H245V181H244ZM12 183H13V182H12ZM12 183H11V184H12ZM15 183H16V182H15ZM15 183H14V184H15ZM20 183H21V182H20ZM27 183H28V182H27ZM27 183H25V184H27ZM61 183H62V182H61ZM63 183H64V182H63ZM112 183H113V182H112ZM112 183L110 184V186L112 185ZM125 183H126V182H125ZM127 183H128V182H127ZM130 183H131V182H130ZM132 183H133V182H132ZM136 183H137V182H136ZM139 183H140V181H139ZM149 183H150V182H149ZM157 183H158V182H157ZM169 183H168V184H169ZM171 183H170V184H171ZM173 183H172V184H173ZM180 183H181V182H180ZM183 183L185 184V182H183ZM183 183H182V184H183ZM213 183H214V182H213ZM215 183H216V182H215ZM215 183H214V184H215ZM223 183H225V182H223ZM229 183H230V180H229ZM235 183H237V182H235ZM261 183H262V180H261ZM0 184H1V183H0ZM2 184L4 185V183H2ZM14 184H13V185H14ZM16 184H17V183H16ZM25 184H23V186H26ZM31 184H33V183H31ZM31 184H30V185H31ZM105 184H106V182H105ZM133 184H134V183H133ZM133 184H132V185H133ZM150 184H151V183H150ZM161 184H159V185H161ZM214 184H213V185H214ZM219 184H220V183H219ZM219 184H218V186H219ZM225 184H226V183H225ZM3 185H1V186H3ZM27 185H29V184H27ZM34 185H35V184H34ZM45 185H46V184H45ZM94 185H95V183H94ZM102 185H103V184H102ZM123 185H124V184H123ZM130 185H131V184H130ZM134 185H135V184H134ZM134 185H133V186H134ZM140 185H141V184H140ZM152 185H153V184H152ZM159 185H158V186H159ZM165 185H167V184H165ZM180 185H181V184H180ZM200 185H201V184H200ZM221 185H222V184H221ZM231 185H232V184H231ZM231 185H230V186H231ZM31 186H32V185H31ZM35 186H36V185H35ZM35 186H33V187H35ZM95 186H96V185H95ZM107 186L109 187V185H107ZM125 186H127V185H125ZM125 186H123V187H125ZM156 186H157V185H155V187H156ZM172 186H173V185H172ZM175 186H176V185H175ZM198 186H199V185H198ZM227 186H228V184H227ZM64 187H65V186H64ZM91 187L93 188L94 186L91 185ZM96 187H97V186H96ZM96 187H95V188H96ZM100 187H101V186H100ZM100 187H98V188H100ZM117 187H118V186H117ZM119 187H122V186H119ZM131 187H132V186H131ZM137 187H138V186H137ZM152 187H154V185H153ZM161 187H163V186H161ZM164 187H165V186H164ZM181 187H182V186H181ZM190 187H191V185H190ZM200 187H201V186H200ZM216 187H217V185H216ZM220 187H221V186H219L218 189H219ZM225 187H226V186H225ZM225 187H224V188H225ZM249 187H250V186H249ZM255 187H256V186H255ZM0 188H1V187H0ZM24 188H26V187H24ZM31 188H32V187H31ZM36 188H37V186H36ZM74 188H75V187H74ZM89 188H90V187H89ZM101 188H102V187H101ZM101 188H100V189H101ZM112 188H113V187H112ZM127 188H129V186H127ZM140 188H141V187H140ZM140 188H139V189H140ZM176 188H177V186H176ZM191 188H192V187H191ZM2 189L4 190V186H3ZM6 189H7V187H6ZM17 189H18V187H17ZM17 189H16V190H17ZM21 189H23V188H21ZM102 189H103V191H104V189H105L104 186H103ZM107 189H108V188H107ZM114 189H115V188H114ZM119 189H120V188H119ZM129 189H130V188H129ZM135 189H136V187H134V191H135L134 193H137L138 188H137V190H135ZM142 189H143V188H142ZM149 189H150V187H149ZM149 189H148V190H149ZM152 189H153V188H152ZM159 189H161V188H159ZM180 189H181V188H180ZM185 189H186V188H185ZM195 189H196V188H194V190H195ZM209 189H211V188H209ZM247 189H248V187H247ZM12 190H13V189H12ZM23 190H24V189H23ZM27 190H28V187H27ZM29 190H31V189H29ZM29 190H28V191H29ZM35 190H36V189H35ZM105 190H106V189H105ZM122 190L125 191L124 189H122ZM132 190H133V189H132ZM132 190H130L129 192H132ZM155 190H156V189H155ZM163 190H164V189H163ZM163 190H162V191H163ZM168 190H170V189H168ZM168 190H165V191L168 192ZM173 190H174V189H173ZM173 190L170 191L171 193H170V192H169V193L172 194V193H173ZM189 190H190V189H189ZM191 190H192V189H191ZM194 190H193V191H194ZM197 190H199V189H197ZM221 190H222V188H221ZM5 191H6V190H5ZM10 191H11V190H10ZM18 191H20V189H19ZM94 191H96V190L94 189ZM99 191H100V190H99ZM106 191H107V190H106ZM106 191H105V192H106ZM108 191H109V190H108ZM111 191H113V190H111ZM123 191H122V193H120L119 191H118V192H119V194H123ZM139 191H141V190H139ZM150 191H151V190H150ZM156 191H157V190H156ZM158 191H159V190H158ZM165 191H164V192H165ZM175 191H176V190H175ZM183 191H184V190H183ZM232 191H233V190H232ZM232 191H231V192H232ZM243 191H245V190H243ZM248 191H249V190H248ZM258 191H259V190H258ZM0 192H2V190H1ZM16 192H17V191H16ZM25 192H26V191H25ZM33 192L35 193V191H33ZM54 192H55V191H54ZM68 192H69V191H68ZM72 192H73V191H72ZM72 192H71V193H72ZM77 192H78V191H77ZM105 192H104V193H105ZM144 192H145V191H144ZM151 192H152V191H151ZM189 192H191V191H189ZM195 192H196V191H195ZM195 192H194V193H191V194H197V193H195ZM231 192H230V193H231ZM259 192H261V191H259ZM21 193H22V192H21ZM21 193H20V194H21ZM28 193L30 194L31 192H28ZM36 193H37V190H36ZM65 193H66V192H65ZM90 193H91V192H90ZM90 193H89V194H90ZM107 193H108V192H107ZM113 193H114V192H113ZM116 193H117V192H116ZM126 193H127V189H126ZM134 193H133V194H134ZM147 193H148V192H147ZM157 193H159V192H157ZM157 193H156V194H157ZM160 193H161V190H160ZM175 193L177 194V191H176ZM183 193H186V191L183 192ZM215 193H216V192H215ZM217 193H218V192H217ZM230 193H228V196H229ZM232 193H233V192H232ZM234 193H235V192H234ZM240 193H241V192H240ZM245 193H246V192H245ZM245 193L243 192L242 194L245 195ZM11 194H12V193H11ZM20 194H19V195H20ZM23 194H24V193H23ZM29 194H27V195H29ZM54 194H55V193H54ZM54 194H53V195H54ZM74 194H75V193H74ZM87 194H88V193H87ZM87 194H86V195H87ZM95 194H96V192H95ZM100 194H101V193H100ZM114 194H115V193H114ZM130 194H131V196H134L132 193H130ZM138 194H139V193H138ZM138 194H136V198H137V195H138ZM143 194H144V193H143ZM156 194H155V192H154V195H156ZM167 194H168V193H167ZM176 194H175V195H176ZM187 194L190 196V194H189L188 192H187ZM187 194H184V195H187ZM237 194H238V191H237ZM242 194H241V195H242ZM250 194H251V193H250ZM254 194H255V193H254ZM256 194H257V193H256ZM9 195H10V194H9ZM13 195H14V194H13ZM21 195H22V194H21ZM24 195H26V194H24ZM30 195L32 196V194H30ZM55 195H56V194H55ZM55 195H54V196H55ZM78 195H79V193H78ZM91 195H93V194H91ZM91 195H90V196H91ZM97 195H98V194H97ZM103 195H104V194L102 193V196H103ZM105 195H106V194H105ZM108 195H109V196H105V198H102V196H101L100 198H102V199H104V200H106L108 197L110 198V195H112L111 192H110V194H108ZM115 195H116V194H115ZM126 195H127V194H126ZM145 195H148V194H145ZM161 195H162V193H161ZM164 195H165V194H164ZM200 195H201V192H200ZM219 195H221V194L219 193ZM231 195H232V194H231ZM231 195H230V196H231ZM234 195H235V194H233V196H234ZM238 195H239V194H238ZM252 195H253V193H252L250 196H252ZM260 195H262V193H261ZM260 195H259V196L256 195L257 198H258V197L260 198V197H261ZM263 195H264V194H263ZM14 196H15V195H14ZM42 196H43V195H42ZM56 196H57V195H56ZM90 196H89V197H90ZM119 196H120V195H119ZM124 196H125V194H124ZM127 196H128V195H127ZM139 196H140V194H139ZM150 196H151V195H150ZM150 196L148 195V197H150ZM158 196H160V195L157 194V198H160V197H158ZM168 196H170V195H168ZM171 196H172V195H171ZM177 196H180V195L178 194ZM196 196H197V195H196ZM216 196H217V195H216ZM216 196H215V198H216ZM223 196H225V194H223ZM246 196H247V195H246ZM248 196H249V195H248ZM1 197H2V196H1ZM19 197H21V196H19ZM26 197H28V196H26ZM34 197H35V196H34ZM72 197H73V196H72ZM89 197H88V198H89ZM93 197H95V200H96V196H93ZM97 197H98V196H97ZM117 197H118V194H117L116 198H115V197L113 198V196H112L111 198H113L114 200H116ZM122 197H123V196H122ZM140 197H141V196H140ZM142 197H143V195H142ZM144 197H145V196H144ZM151 197H152V196H151ZM186 197H187V196H186ZM186 197H185V198H186ZM191 197H192V196H191ZM193 197H194V196H193ZM239 197H240V196H239ZM239 197H238V198H239ZM262 197H264V196H262ZM14 198H16V197H14ZM37 198H38V197H37ZM41 198H42V197H41ZM85 198H86V197H85ZM88 198H86V199H88ZM98 198H99V197H98ZM124 198H125V197H123V198L120 197V199H122V200H124ZM127 198H130V197H127ZM127 198H125V200H127ZM132 198H133V197H132ZM132 198H131V199H132ZM134 198H135V197H134ZM134 198H133V199H134ZM145 198H147V197H145ZM155 198H156V197H155ZM166 198H168V197H166ZM176 198H177V197H176ZM176 198H175V199H176ZM183 198H184V197H183ZM187 198H188V197H187ZM206 198H207V197H206ZM206 198H203V199H206ZM210 198H211V196H210ZM215 198H213V199H215ZM225 198H226V197H225ZM238 198H237V199H238ZM240 198H241V197H240ZM247 198H248V197H247ZM21 199H22V198H21ZM35 199H36V198H35ZM46 199H47V198H46ZM73 199H74V198H73ZM102 199H101V200H102ZM113 199H111V201H112ZM131 199H130V200H131ZM133 199H132V200H133ZM149 199H150V198H148V200H149ZM161 199H162V198H161ZM163 199H164V198H163ZM173 199H174V197L172 198V200H173ZM190 199H191V198H190ZM203 199H202V200H203ZM207 199H208V198H207ZM218 199H219V198H218ZM222 199H223V198H222ZM222 199H221V201H222ZM227 199H229V197H228ZM233 199H236L235 196L233 197ZM253 199L255 200V198H253ZM261 199H262V198H261ZM14 200H16V199H14ZM24 200H26V199H24ZM28 200H29V199H28ZM47 200H48V199H47ZM53 200H54V199H53ZM67 200H68V199H67ZM95 200H89V201H94V202H93V204H94V203H95ZM104 200H103V201H104ZM118 200H119V199H118ZM137 200H138V198H137ZM142 200H143V199H142ZM150 200H151V199H150ZM150 200H149V201H150ZM157 200H159V199H157ZM157 200H156V201H157ZM167 200H168V199H167ZM177 200H178V199H177ZM180 200H181V199H180ZM182 200H183V199H182ZM184 200H185V199H184ZM184 200H183V202H184ZM199 200H200V199H199ZM242 200H243V199H242ZM254 200H252V201H254ZM34 201H35V200H34ZM55 201H56V203H58V202H57V201H58L57 199H56ZM75 201H76V200H75ZM79 201H80V200H79ZM87 201H88V200H87ZM87 201L84 200L83 203H84V202H87ZM98 201H99V200H98ZM106 201H107V202H106ZM106 201H104V202L108 203V199H107ZM111 201L109 202L110 204H111ZM119 201H120V200H119ZM159 201H160V202H158V203L160 204V203H161V200H159ZM203 201H204V200H203ZM205 201H208V200H205ZM205 201H204V202H205ZM217 201H218V200H217ZM225 201H226V200H225ZM228 201H229V200H228ZM230 201H231V199H230ZM234 201H235V200H234ZM234 201H232V202H234ZM25 202H27V200H26ZM29 202H31V201H29ZM29 202L27 203V205L29 204ZM41 202H42V201H41ZM52 202H53V201H52ZM77 202H78V200H77ZM100 202H101V201H100ZM100 202H97V200H96V203H99V204H100ZM113 202H114V201H113ZM117 202H118V201H117ZM122 202L124 203L125 201H122ZM139 202H140V201H139ZM146 202H147V201H146ZM150 202H151V201H150ZM172 202H173V201H172ZM172 202H171V199H170V202H167V203H172ZM177 202H178V201H177ZM197 202H198V201H197ZM200 202H202V201H200ZM209 202H210V201H209ZM213 202H214V204L217 203V202H215V201H213ZM222 202H223V201H222ZM222 202H221V203H222ZM232 202H231V203H232ZM250 202H251V201H250ZM250 202H249V204H250ZM262 202H263V201H262ZM53 203H54V202H53ZM75 203H76V202H75ZM78 203H79V202H78ZM115 203H116V202H115ZM133 203H134V202H133ZM151 203H152V202H151ZM178 203H179V202H178ZM194 203H195V202H194ZM224 203H225V202H223V204H224ZM226 203H227V202H226ZM235 203H236V205H237V203H239V202L237 201V202H234V204H235ZM244 203H245V202H244ZM251 203H252V202H251ZM256 203H257V202H256ZM256 203H255V204H256ZM258 203H259V202H258ZM37 204H38V203H36V205H37ZM50 204H51V203H50ZM60 204H61V202H60ZM62 204H63V203H62ZM71 204H72V203H71ZM88 204H89V203H88ZM90 204H92V203L90 202ZM90 204H89V205H90ZM121 204H122V203H121ZM135 204H136V202H135ZM139 204H141V203H139ZM139 204H138V205H139ZM144 204H145V203H144ZM152 204H153V203H152ZM159 204H158V206H159ZM181 204H182V203H181ZM191 204H193V203H191ZM198 204H199V203H197V204L195 203L194 205H198ZM200 204H201V203H200ZM218 204H219V203H218ZM228 204H229V203H228ZM228 204H226V206H228ZM234 204H233V205H234ZM240 204H241V203H240ZM245 204H247V202H246ZM245 204H244V206H246ZM263 204H264V203H263ZM20 205H21V204H20ZM55 205H56V204H55ZM55 205H54V206H55ZM68 205H69V204H68ZM72 205H73V204H72ZM97 205H98V204H97ZM97 205H96V206H97ZM114 205H115V204H114ZM118 205H120V203H119ZM123 205H124V204H123ZM125 205H126V203H125ZM129 205H130V208H131V205H133V204H129ZM146 205H150V204H147V203H146ZM154 205H155V204H154ZM160 205H161V204H160ZM164 205L167 206V204H165V201H164ZM168 205H169V204H168ZM174 205H176V204H174ZM174 205H172V206H174ZM178 205L180 206V204H178ZM211 205H213V204H211ZM215 205L218 206L217 204H215ZM259 205H260V204H259ZM261 205H262V204H261ZM28 206H29V205H28ZM37 206H38V205H37ZM60 206H61V205H60ZM69 206H70V205H69ZM84 206H85V204L83 205V207H84ZM86 206H87V205H86ZM94 206H95V204H94ZM98 206H99V205H98ZM101 206H103V205H101ZM104 206H105V205H104ZM107 206H109V205L107 204ZM107 206H105V207L107 208ZM121 206H122V205H121ZM126 206H127V205H126ZM135 206L137 207V205H134L133 207H135ZM140 206H141V205H140ZM140 206H139V207H140ZM144 206H145V205H144ZM156 206H157V205H156ZM169 206H170V205H169ZM182 206H183V205H182ZM182 206H180L179 208H183ZM184 206H185V205H184ZM189 206H190V204H189ZM191 206H192V205H191ZM198 206H199V205H198ZM208 206H209V203H208ZM216 206H214V207L216 208ZM240 206H241V205H240ZM244 206H243V207H244ZM256 206H257V205H256ZM48 207H49V206H48ZM70 207H71L70 210H73V211H74V208L72 209V206H70ZM77 207H78V206H77ZM99 207H100V206H99ZM112 207H113V206H112ZM116 207L119 208V206H115L114 208H116ZM123 207L126 209L125 206H123ZM127 207H129V206H127ZM136 207H135V208H136ZM139 207H137V208H138V210L140 211L141 208L139 209ZM141 207H142V206H141ZM146 207H148V206H146ZM187 207H188V206H187ZM193 207H194V206H193ZM199 207H200V206H199ZM214 207H213V208H214ZM230 207H231V206H230ZM247 207H248V205H247ZM260 207H261V206H260ZM263 207H264V206H263ZM2 208H3V207H2ZM32 208H33V207H32ZM32 208H31V209H32ZM34 208H35V207H34ZM38 208H39V206H38ZM90 208H92V207H90ZM110 208H111V207H109L108 209H110ZM124 208H123V209H124ZM137 208H136V210H137ZM143 208H144V207H143ZM156 208H158V207H156ZM156 208H154V209H156ZM175 208H176V206H175ZM195 208H196V207H195ZM207 208H208V207H207ZM207 208H205V209H207ZM225 208H226V207H225ZM228 208H229V206H228ZM228 208H227V209H228ZM231 208H232V207H231ZM231 208H230V209H231ZM235 208H237V207H235ZM250 208H252V204H251V207H250ZM250 208H249V209H250ZM29 209H30V207H29ZM31 209H30V210H31ZM47 209H48V208H47ZM49 209H50V208H49ZM60 209H61V208H60ZM76 209H77V208L75 207V210H76ZM80 209H81V208H80ZM102 209H103V208H102ZM104 209H105V208H104ZM104 209H103V210H104ZM112 209H113V208H112ZM154 209H153V210H154ZM161 209H162V208L160 207L159 210H161ZM165 209H167V208H165ZM169 209L171 210V208H169ZM169 209H168V210H169ZM183 209H184V208H183ZM188 209H189V207H188ZM188 209H187V211H189ZM190 209H191V208H190ZM197 209H198V208H197ZM205 209H204V213H206V212H205ZM208 209H210V208H208ZM208 209H207V210H208ZM221 209H222V208H221ZM223 209H224V208H223ZM233 209H234V208H233ZM240 209H241V208H240ZM240 209H239V210L236 209V210H238V212H239V211H241ZM245 209H246V208H244V210H245ZM252 209H253V208H252ZM256 209H257V208H256ZM260 209H262V208H260ZM263 209H264V208H263ZM4 210L6 211L5 208H4ZM36 210H37V209H36ZM38 210H39V212H40V209H38ZM38 210H37V211H38ZM41 210H43V209H41ZM84 210H86V208H85ZM90 210H91V209H90ZM93 210H94V208H93ZM97 210H99V209L97 208ZM113 210L115 211V209H113ZM113 210H112V211H113ZM121 210H122V208H121ZM127 210H128V209H127ZM133 210H134V209H133ZM133 210H132V213H133L134 211H136V210H134V211H133ZM146 210H147V208H146ZM150 210H152V209H150ZM159 210H157V211H159ZM207 210H206V211H207ZM210 210H211V209H210ZM213 210H214V209H213ZM225 210H226V209H225ZM244 210H243V211H244ZM9 211H10V210H9ZM34 211H35V210H34ZM34 211H33V212H34ZM46 211H47V210H46ZM53 211H54V209H53ZM58 211H59V210H58ZM67 211H69V210H67ZM67 211H66V212H67ZM78 211L80 212L79 209H78ZM78 211H77V213H78ZM88 211H89V210H88ZM114 211H113L112 213H114ZM128 211H130V210H128ZM154 211L156 212V210H154ZM162 211H163V210H162ZM175 211H176V210H175ZM202 211H203V210H202ZM218 211L221 212L222 210H218ZM223 211H224V210H223ZM250 211H252V210L250 209ZM258 211H259V210H258ZM261 211H262V210H261ZM11 212H12V209H11ZM35 212H36V211H35ZM55 212H57V211H55ZM55 212H54V213H55ZM60 212H61V211H60ZM63 212H64V211H63ZM91 212H92V211H91ZM95 212H96V213L98 212V211H96V208H95V210H94V213H95ZM100 212H101V214L104 216L103 211L100 210ZM109 212H110V211H108L107 213H109ZM136 212H138V211H136ZM143 212H144V210H143ZM150 212H151V211H150ZM160 212H161V211H160ZM172 212H174L173 209H172ZM179 212H180V211H179ZM193 212H194V211H193ZM210 212H211V211H210ZM212 212L214 213V211H212ZM236 212H237V211H236ZM236 212H233V216H234V213H236ZM263 212H264V211H263ZM263 212H261V213H262L261 215H264ZM9 213H10V212H9ZM13 213H14V212H13ZM31 213H32V212H31ZM37 213H38V212H37ZM52 213H53V212H52ZM52 213H51V214H52ZM68 213H69V212H68ZM84 213H85V212H84ZM96 213H95V214H96ZM119 213H121V212H119ZM123 213H124V210H123ZM126 213H128V212H126ZM151 213L153 214V212H151ZM163 213H164V211H163ZM180 213H181V212H180ZM188 213H189V212H188ZM216 213H217V212H215V215H216ZM222 213H223V212H222ZM242 213H243V212H242ZM11 214H12V213H11ZM28 214H29V213H28ZM69 214L71 215V213H69ZM69 214H68V215H69ZM73 214H74V213H73ZM86 214H87V213H86ZM95 214H94V215H95ZM114 214H116V213H114ZM130 214H131V212H130ZM133 214H134V213H133ZM156 214H157V213H156ZM168 214L170 215V211H169L167 214L165 213L166 217H168V216H167ZM174 214H176V212H175ZM174 214H173V215H174ZM189 214H190V213H189ZM206 214H207V213H206ZM218 214H219V213H218ZM225 214H226V213H225ZM230 214L232 215V211H231ZM247 214H248V213H247ZM257 214H258V212H257ZM259 214H260V212H259ZM259 214H258V216H259ZM39 215H40V214H39ZM39 215H38V216H39ZM49 215H50V214H49ZM52 215H53V214H52ZM55 215H57V214H55ZM64 215H66V214H64ZM88 215H89V212H88ZM88 215H87V217H88ZM90 215H91V218H93V216H92L93 214H90ZM99 215H100V214H99ZM111 215H113V214H111V213H110V215L108 214V216H111ZM117 215L119 216V214H117ZM125 215H127V214H125ZM125 215H124V216H125ZM136 215H138V214H136ZM159 215H160V214H159ZM171 215H172V214H171ZM171 215H170V216H171ZM180 215H181V214H180ZM180 215H179V216H180ZM203 215H204V214H203ZM210 215L213 216L214 214H213V215L210 214ZM215 215H214V217H215ZM236 215H238V213H236L235 216H236ZM240 215H241V212H240ZM242 215H244V213H243ZM261 215H260V217H261ZM46 216H47V215H46ZM79 216H80V215L78 214V217H79ZM95 216H96L95 218L98 217L97 214H96ZM105 216H107V215H105ZM105 216H104V219H105ZM127 216H128V221H129V218H130L129 216H130V215H127ZM127 216H126V218H127ZM208 216H209V215H208ZM218 216H219V215H218ZM225 216H226V215L222 216V218L225 219ZM228 216H229V215H228ZM253 216H254V215H253ZM253 216H250L251 219H252ZM255 216H256V215H255ZM9 217H10V216H9ZM13 217H14V214H13ZM15 217H17V215H15ZM19 217H20V216H19ZM53 217H54V215L52 216V218H53ZM57 217H58V216H57ZM57 217H56L55 221H56L57 219H60V215H59V218H57ZM69 217H71V216H69ZM69 217H68V218H69ZM83 217H86V215H85V216L83 215ZM114 217H115V215H114ZM121 217H122V214H121ZM132 217H133V216H132ZM134 217H135V216H134ZM139 217H140V214H139ZM151 217H152V216H151ZM161 217H162V216H161ZM161 217H160V219H161ZM174 217L177 219L176 215H175ZM196 217H197V216H196ZM219 217L221 218V216H219ZM237 217H238V216H237ZM237 217H235V218L237 219ZM239 217H240V216H239ZM245 217H246V216H245ZM250 217H249V218H250ZM262 217H263V216H262ZM1 218H2V217H1ZM39 218H40V217H39ZM64 218H66V217H64ZM74 218H75V217H74ZM74 218H73V219H74ZM80 218H82V215H81ZM100 218H102V217H100ZM118 218H119V217H118ZM124 218H125V217H124ZM158 218H159V217H158ZM179 218H183V219H184L183 216H181V217H179ZM187 218H188V217H187ZM200 218H202V216H201ZM222 218H221V221H222ZM227 218H228V217H227ZM229 218H230V217H229ZM235 218L233 217V220H234ZM246 218H247V217H246ZM246 218H245V220H246ZM253 218L256 219V218H258V217H253ZM6 219H7V218H6ZM8 219H9V218H8ZM10 219H12V217H10ZM10 219H9V221H10ZM13 219H14V218H13ZM15 219H16V218H15ZM18 219H19V218H18ZM40 219H41V218H40ZM45 219H46V217H45ZM47 219H48V218H47ZM53 219H54V218H53ZM61 219H62V221H65V219H64V220H63V218H61ZM61 219H60V220H61ZM73 219H71V220H73ZM84 219H85V218H84ZM86 219H87V218H86ZM106 219H107V218H106ZM110 219H111V218H109V220H110ZM115 219H116V218H115ZM115 219H114V220H115ZM119 219H120V218H119ZM150 219H151V218H150ZM160 219H159V221H160ZM164 219H165V218H164ZM171 219H172V217H171ZM171 219H170V221H171ZM189 219H190V218H189ZM204 219H205V218H204ZM206 219H207V218H206ZM209 219H211V218H209ZM240 219H241V217H240ZM240 219H238V220H240ZM251 219H250V220L247 219V220H249V221L251 222ZM263 219H264V218H263ZM0 220L3 221V220H5V219L3 218V219H0ZM24 220H25V219H24ZM48 220H50V217H49ZM48 220H47V223H48ZM60 220H57V221H60ZM74 220H75V219H74ZM76 220H77V219H76ZM107 220H108V219H107ZM120 220H121V219H120ZM124 220H125V219H124ZM126 220H127V219H126ZM162 220H163V219H162ZM177 220H178V219H177ZM190 220H192V219H190ZM193 220H194V219H193ZM193 220H192V222H193ZM215 220H217V219H215ZM219 220H220V219H219ZM226 220H227V219H225V221H226ZM238 220H237V221H238ZM252 220H254V219H252ZM259 220H260V219H259ZM259 220H258V222H259ZM45 221H46V220H45ZM50 221H51V220H50ZM57 221H56V222H57ZM66 221H67V218H66ZM81 221H82V220H81ZM85 221H86V220H85ZM91 221H94V220H91ZM103 221H104V220H103ZM103 221L101 220L102 223H100V225H99L100 228H101V225L103 224ZM110 221L113 222V220H110ZM116 221H117V219H116ZM118 221H119V220H118ZM130 221L132 222V218H131ZM157 221H158V219H157ZM159 221H158L157 223H155V224H160ZM167 221H168V220H167ZM167 221H166V222H167ZM185 221H186V220H185ZM196 221H197V220H196ZM198 221H199V220H198ZM207 221H208V220H207ZM209 221H210V220H209ZM217 221H218V220H217ZM230 221H232V220H230ZM230 221H228V222H230ZM256 221H257V220H256ZM7 222H8V221H7ZM10 222H12V220H11ZM10 222H8V223H10ZM14 222H15V221H14ZM22 222L25 223V221H22ZM52 222H54V221H52ZM79 222H80V221H79ZM94 222L96 223V221H94ZM97 222L99 223V221H97ZM105 222H106V220H105ZM123 222H124V221H123ZM123 222H122V224H123ZM164 222H165V221H164ZM164 222H162V226L160 225L161 228L163 227ZM200 222H201V220H200ZM242 222H243V221H242ZM244 222H245V221H244ZM258 222H256V223H258ZM1 223H2V222H1ZM15 223H16V224H17V223H20V224H18V225H21V226H22V227H19V226H18V229H19V228H21V229L23 228V225H22V224H24V223L21 224V220H19V222L16 220ZM32 223H33V222H32ZM32 223H31V224H32ZM34 223H36V224H34ZM34 223H33V224H34L35 226H36L37 224H39V223H37V222H35V221H34ZM58 223H59V222H58ZM61 223H62V222H61ZM71 223H72V222H71ZM71 223L69 224L70 226H71ZM73 223H75V221H74ZM73 223H72V224H73ZM82 223H83V222H82ZM85 223H86V222H85ZM95 223H94V224H95ZM108 223H109V221H108ZM108 223L106 224L107 227L105 226V224H103V225H104L106 228H108V226L110 225L111 222H110L109 224H108ZM114 223H115V222H114ZM116 223H117V222H116ZM116 223H115V224H116ZM119 223H121V222H119ZM214 223H216V221H215ZM239 223H240V222H239ZM245 223H246V222H245ZM252 223H253V222H252ZM260 223H261V222H260ZM2 224H3V223H2ZM5 224H6V222H5ZM10 224H11V223H10ZM33 224H32V225H33ZM48 224H49V223H48ZM50 224H51V223H50ZM52 224H53V223H52ZM54 224H55V223H54ZM66 224H67V222L65 223V225H66ZM115 224H114V225H115ZM129 224H130V223H129ZM129 224H128V225H129ZM166 224H167V223H166ZM187 224H188V223H187ZM190 224H192V223H190ZM194 224H195V223H194ZM196 224H197V222H196ZM199 224H200V223H199ZM203 224H205V223H203ZM209 224H210V223H209ZM226 224H227V223H226ZM228 224H229V223H228ZM228 224H227V225H228ZM232 224H235V223L232 222ZM236 224H237V222H236ZM247 224H249L248 221H247ZM24 225H25V224H24ZM56 225H57V223L54 225L55 228H56ZM63 225H64V224H63ZM77 225L79 226V223H78ZM80 225H81V224H80ZM82 225H84V224H82ZM90 225H92V224L90 223ZM90 225H89V226H90ZM111 225H112V224H111ZM146 225H147V224H146ZM146 225H145V226L143 225V226L145 227L146 230H147V228L149 229V228L151 227V226H150V227H149V226L146 227ZM150 225H151V224H150ZM172 225H175V224H172ZM180 225H181V224H180ZM188 225H189V224H188ZM201 225H202V223H201ZM201 225H200V226H201ZM238 225H239V224H238ZM238 225H236V226H238ZM241 225H242V224H241ZM254 225H257V224H254ZM258 225H259V224H258ZM13 226H14V224L12 223V227H11V228H13ZM35 226H34V227H35ZM50 226H51V225H49V232L51 233L52 229H50V228H52L53 225H52L51 227H50ZM59 226H60V225H59ZM59 226H58V229L61 228V227L59 228ZM70 226H69V227H70ZM72 226H73V225H72ZM74 226H75V225H74ZM74 226H73V227H74ZM89 226H88V227L85 226L86 229H89ZM99 226H98V228H99ZM104 226H102V227H104ZM116 226H117V225H116ZM126 226H127V224H126ZM141 226H142V225H141ZM143 226H142V227H143ZM152 226H153V225H152ZM170 226H171V225H170ZM185 226H186V225H185ZM190 226H191V225H190ZM190 226H189V227H190ZM193 226H194V225H193ZM206 226L208 227V224H206ZM229 226H230V224H229ZM229 226H228V227H229ZM245 226H246V225H245ZM248 226H249V225H248ZM14 227H15V226H14ZM25 227H26V226H25ZM25 227H24V228H25ZM34 227H33V228H34ZM39 227H40V226H39ZM39 227L36 226V228H39ZM75 227H77V226H75ZM80 227H82V226H80ZM85 227H83L84 230H85ZM94 227H95V226H94ZM112 227H113V225H112ZM119 227H120V226H119ZM124 227H125V224H124ZM142 227H140V228H141L140 230L143 229ZM156 227H157V225H156ZM158 227H159V226H158ZM164 227H165V226H164ZM168 227H169V226H168ZM172 227H173V226H172ZM176 227H177V226H176ZM186 227H188V226H186ZM186 227H183V228H186ZM191 227H192V226H191ZM191 227H190V228H191ZM197 227H198V226H197ZM197 227H196V228H197ZM202 227H203V226H202ZM222 227H223V226H222ZM232 227H233V226H232ZM240 227H241V226H240ZM250 227H252V226L250 225ZM254 227H255V226H254ZM256 227H257V226H256ZM256 227H255V228H256ZM261 227H262V226H261ZM29 228H31V227H29ZM29 228H28V229H29ZM36 228H35V230H36V233H37V229H36ZM47 228H48V227H47ZM62 228H63V227H62ZM64 228H65V227H64ZM64 228H63V230H64ZM67 228H68V227H67ZM90 228H91V227H90ZM96 228H97V227H96ZM106 228H105V229H106ZM110 228H111V227H110ZM110 228H109V229H110ZM113 228H114V227H113ZM115 228H116V227H115ZM166 228H167V227H166ZM174 228H175V227H174ZM183 228H182V229H183ZM219 228H220V227H219ZM233 228H234V227H233ZM243 228H244V226H243ZM246 228H247V226H246ZM246 228H244V229H246ZM248 228H249V227H248ZM255 228L252 227L251 231H253ZM257 228L260 229V227H257ZM257 228H256V229H257ZM4 229H5V228H4ZM16 229H17V227H16ZM16 229H14V231H15ZM40 229H41V228H40ZM40 229H38V230L40 231ZM53 229H54V227H53ZM71 229H72V228H71ZM76 229H77V228H76ZM78 229L80 230V228H78ZM91 229H92V228H91ZM102 229H103V228H101V230H102ZM105 229H104V230H105ZM111 229H112V228H111ZM111 229H110V230H111ZM127 229H128V228H126V232H128ZM132 229H133V228H132ZM135 229H136V228H135ZM150 229H151V228H150ZM153 229H155V227L152 228V230H149V234H146V235H150V233H151L150 231H153ZM177 229H178V228H177ZM182 229H181L180 231H182L183 234H184V233H185V234L188 233V232H184L185 229H184V230H182ZM204 229H205V228H204ZM225 229H228V228L225 226ZM230 229H231V227H230ZM234 229H235V228H234ZM236 229H237V227H236ZM236 229H235V230H236ZM256 229H255V230H256ZM261 229H262V228H261ZM261 229H260V230H261ZM23 230H24V229H23ZM41 230H42V229H41ZM60 230H61V229H60ZM65 230H66V229H65ZM81 230H82V228H81ZM81 230H80V232H81ZM94 230H95V228H94ZM101 230L98 229V231H100V232L103 233L104 230H103V231H101ZM120 230H122V229H120ZM155 230H157V229H155ZM158 230H159V228H158ZM160 230H162V229H160ZM168 230H170V229H168ZM187 230H188V228H187ZM190 230H191V229H190ZM195 230H196V229H195ZM199 230H200V229H199ZM202 230H203V229H202ZM213 230H214V229H213ZM228 230H229V229H228ZM237 230H239V229H237ZM237 230H236V231H237ZM240 230H241V229H240ZM255 230H254V231H255ZM17 231H19V230H17ZM24 231L26 232V230H24ZM28 231H29V230H28ZM32 231H33V230H32ZM57 231H59V230H57ZM92 231H93V230H92ZM105 231H107V230H105ZM111 231H112V230H111ZM111 231H110V232H111ZM117 231H118V230H117ZM124 231H125V230H124ZM135 231H136V230H135ZM135 231H134V232H135ZM147 231H148V230H147ZM191 231H192V230H191ZM206 231H207V230H206ZM242 231H243V230H242ZM244 231H246V230H244ZM244 231H243V232H244ZM251 231H250V232H251ZM0 232H1V231H0ZM2 232H3V231H2ZM2 232H1V234H2ZM21 232L24 233L23 231H21ZM30 232H31V231H30ZM49 232H48V233H49ZM59 232H60V231H59ZM59 232H58V234H59ZM63 232H65V231H63ZM72 232H73V231H72ZM88 232H89V231H88ZM122 232H123V231H122ZM126 232H125V233H126ZM129 232H130V231H129ZM157 232H158V231H157ZM161 232H163V231H161ZM161 232H159V234H160ZM166 232H167V230H166ZM178 232H179V231H178ZM204 232H205V231H204ZM210 232H211V231H210ZM220 232H221V231H220ZM222 232H223V231H222ZM222 232H221V233H222ZM225 232L228 233L227 230H225ZM229 232H231V231H229ZM240 232H241V231H240ZM258 232L261 233L260 231H258ZM3 233H4V232H3ZM8 233H10V232H8ZM8 233H7V234H8ZM15 233H16V232H15ZM33 233H35V231H34ZM33 233H32V234H33ZM38 233H39V232H38ZM41 233H42V232H41ZM41 233H39V234H41ZM48 233H46V234H48ZM50 233H49V234H50ZM53 233H54V232H53ZM56 233H57V232H56ZM78 233H79V231H77V234H78ZM86 233H87V231H86ZM90 233H91V232H90ZM102 233H101V234H102ZM107 233H108V232H107ZM141 233H142V232H141ZM145 233H147V232H145ZM153 233H154V232H152V234H153ZM179 233H180V232H179ZM179 233H178V234H179ZM189 233H190V232H189ZM198 233H199V232H198ZM215 233H216V235H217V232H215ZM231 233H232V232H231ZM234 233H235V232H234ZM248 233H249V230H248ZM252 233H253V232H252ZM256 233H257V230H256V232L254 233V236H255ZM259 233L257 234V237H258ZM262 233H263V231H262ZM5 234H6V233H5ZM24 234H25V233H24ZM24 234L21 235L22 238L24 237V236H23ZM67 234H68V233H67ZM73 234H76V232H75V233L73 232ZM79 234H80V233H79ZM87 234H88V233H87ZM93 234H95V233L93 232ZM96 234H97V232H96ZM103 234H104V233H103ZM119 234H121V233H119ZM119 234H118V236H119ZM135 234L137 235V233H135ZM143 234H144V233H143ZM159 234H157V235H159ZM163 234H164V232H163ZM172 234H173V233H172ZM176 234H177V231H176ZM183 234H182V235H183ZM210 234H211V233H210ZM219 234H220V233H219ZM224 234H225V233H223V235H224ZM239 234H240V235H239ZM239 234H237V232H236V235H239V236L241 237V233H239ZM263 234H264V233H263ZM263 234H262V236H263ZM8 235H9V234H8ZM18 235L20 236V234H18ZM37 235H38V234H37ZM37 235H36V236H37ZM51 235H52V234H51ZM55 235H56V234L54 233V236H55ZM81 235H83V234H81ZM84 235H85V234H84ZM123 235H125V234L123 233ZM123 235H122V236H123ZM133 235H134V233L131 234L132 237H133ZM138 235H139V234H138ZM138 235H137V236H138ZM154 235H155V234H154ZM154 235H153V236H154ZM157 235H155V236H157ZM160 235H162V234H160ZM170 235H171V234H170ZM186 235H187V234H186ZM188 235H189V234H188ZM197 235H198V234H197ZM204 235H205V233H204ZM204 235H203V236H204ZM207 235H208V233H207ZM211 235H214V234H211ZM221 235H222V234H221ZM226 235H227V234H226ZM228 235H229V234H228ZM232 235H233V234H232ZM236 235H235V236H236ZM245 235H246V234H245ZM10 236H11V235H10ZM49 236H50V235H49ZM54 236H53V237H54ZM56 236H57V235H56ZM56 236H55V238H57ZM76 236H77V235H76ZM78 236H80V235H78ZM89 236H91V235H89ZM105 236H106V234H105ZM122 236H121V237L119 236V237L122 238ZM131 236H130V238H132ZM142 236H143V235H142ZM142 236H141V237H142ZM155 236H154V237H155ZM174 236H175V234H174ZM178 236H179V235H178ZM205 236H206V235H205ZM229 236H230V235H229ZM235 236H234V238L237 237V236H236V237H235ZM251 236H252V235H251ZM260 236H261V235H260ZM3 237H4V235H3ZM11 237H12V236H11ZM33 237H35V235H34ZM33 237H32V238H33ZM37 237H38V236H37ZM40 237H41V236H40ZM40 237L36 238V240H37V241H40V240H38V239H40ZM42 237H43V236H42ZM58 237H59V236H58ZM69 237H71V236H69ZM72 237L74 238V236H72ZM72 237H71V238H72ZM82 237H83V236H82ZM85 237H87V236L85 235ZM92 237H93V236H92ZM94 237H95V236H94ZM108 237H111V236L109 235ZM119 237H118V238H119ZM138 237H139V236H138ZM147 237H148V236H147ZM149 237L151 238L152 236H149ZM154 237H153L152 239H150V240H151V242L156 243L157 241H156V242H155V241H152V240H154V239L156 240V237H155V238H154ZM158 237H159V236H158ZM158 237H157V238H158ZM168 237H169V236H167V238H168ZM183 237H185V236H183ZM183 237H182V238H183ZM209 237H210V236H209ZM212 237H213V236H212ZM212 237H211V238H212ZM218 237H219V235H218ZM231 237H232V236H231ZM244 237H245V236H244ZM248 237H249V235H248ZM248 237H247V239H248ZM255 237H256V236H255ZM257 237H256V238H257ZM20 238H21V237H20ZM46 238H48V240H49V237H48V236H47ZM59 238H60V237H59ZM59 238H58V239H59ZM65 238H66V237H65ZM71 238H70V239H71ZM73 238H72V239H73ZM83 238H84V237H83ZM103 238H105V237H103ZM115 238H117V233H116V237H115ZM115 238H114V239L111 238V239L116 240ZM136 238H137V237H135L134 240H136ZM139 238H140V237H139ZM143 238H144V237H143ZM145 238H146V237H145ZM185 238H186V237H185ZM187 238H188V237H187ZM211 238H210V239H211ZM224 238H225V237H224ZM234 238H233V239L231 238V239L234 241V240H236V239H234ZM253 238H254V237H253ZM253 238H251V240H252ZM3 239H4V238H3ZM3 239H2V241H3ZM7 239H8V238H7ZM7 239H5V241H6ZM70 239H68V241H69ZM72 239H71V240H72ZM76 239H77V238H76ZM81 239H82V238H81ZM85 239H86V238H85ZM105 239H106V238H105ZM122 239H123V238H122ZM122 239H119L118 241L121 242ZM137 239H138V238H137ZM161 239H162V238H161ZM168 239H169V238H168ZM168 239H165V241L168 240ZM191 239H193V238H191ZM203 239H204V238H203ZM217 239H218V238H217ZM220 239H221V238H220ZM238 239H239V238H238ZM245 239H246V238H245ZM254 239H255V238H254ZM19 240H20V239H19ZM36 240H35V242H36ZM71 240H70V241H71ZM79 240H80V239H79ZM83 240H84V239H83ZM107 240H108V239H107ZM109 240H110V239H109ZM126 240H127V238H126ZM139 240H140V239H139ZM157 240H158V239H157ZM159 240H160V239H159ZM212 240H213V238H212ZM240 240H241V239H240ZM249 240H250V239H249ZM257 240H258V239H257ZM257 240L254 241V242H257ZM0 241H1V240H0ZM7 241H8V240H7ZM10 241H11V239H10ZM10 241H9V242H10ZM13 241H14V240H13ZM22 241H23V240H22ZM51 241H52V240H51ZM53 241H54V240H53ZM55 241H56V240H55ZM55 241H54V242H55ZM59 241H60V240H58V242H59ZM89 241H90V240H89ZM128 241H129V240H128ZM128 241H127V242H128ZM137 241H138V240H137ZM143 241H144V240H143ZM160 241H161V240H160ZM163 241H164V240H162V244L164 243ZM168 241H170V240H168ZM168 241H166V242H168ZM172 241H173V240H172ZM179 241H181V240H179ZM185 241H186V240H185ZM192 241H193V240H192ZM192 241H191V242H192ZM194 241H195V239H194ZM204 241H205V240H203V241H201V242H204ZM225 241H226V240H225ZM229 241H230V240H229ZM229 241H228V243H229ZM259 241H260V240H258L257 243H259ZM15 242H16V241H15ZM31 242L34 243V241H32V240H31ZM48 242H50V241H48ZM72 242H75V240L73 239V241H71V243H72ZM77 242H78V241H77ZM77 242H76V243H77ZM79 242H80V241H79ZM79 242H78V243H79ZM83 242L85 243V240H84ZM92 242H93V241H92ZM112 242H113V241H112ZM112 242H111V243H112ZM135 242H136V241H135ZM138 242H139V241H138ZM140 242H141V240H140ZM147 242H148V241H147ZM181 242H183V241H181ZM186 242H187V241H186ZM188 242H189V241H188ZM201 242H199V244H201ZM205 242H206V241H205ZM205 242H204V243H205ZM207 242H209V241L207 240ZM207 242H206V243H207ZM231 242H232V241H231ZM237 242H238V241H237ZM243 242H244V241H243ZM248 242H249V241H248ZM250 242H252V241H250ZM10 243H11V242H10ZM20 243H21V242H20ZM36 243H37V242H36ZM39 243L41 244L42 242H39ZM56 243H57V241H56L54 244L57 245ZM68 243H69V242H68ZM80 243H82V242H80ZM80 243H79V244H80ZM90 243H91V242H90ZM90 243H89V244H90ZM103 243H105V242H103ZM106 243H107V242H106ZM113 243H114V242H113ZM142 243H143V242H142ZM170 243H171V242H170ZM172 243H173V246H172V247H174V242H172ZM179 243H180V242H179ZM189 243H190V242H189ZM189 243H188V244H189ZM204 243H203V244H204ZM206 243H205L204 245H206ZM209 243H211V241H210ZM238 243H239V242H238ZM238 243H237V244H238ZM257 243L255 244V246H257ZM49 244H50V243H49ZM58 244H59V243H58ZM72 244H73V243H72ZM93 244H94V243H93ZM97 244H98V243H97ZM122 244H123V242H122ZM124 244H127V243L125 242V240H124ZM128 244H130V243H128ZM135 244H136V243H134V245H135ZM137 244H138V243H137ZM145 244H147L146 241H145ZM145 244H144V247H143V248H145ZM185 244H186V243H185ZM243 244H244V243H243ZM243 244L241 243V245H243ZM245 244H246V241H245ZM251 244H252V243H251ZM251 244H249V245H251ZM259 244H261V242H260ZM263 244H264V243H263ZM14 245H15V244H14ZM16 245H17V244H16ZM18 245H19V244H18ZM31 245H32V244H31ZM37 245H39V244H37ZM42 245H43V244H41V246H42ZM66 245H67V243H66ZM68 245H70V244H68ZM86 245H88V244L86 243ZM107 245H108V244H107ZM107 245L105 244V246H103V247H107ZM118 245H119V244H118ZM138 245H140V244H138ZM167 245H170V246H171V244H167ZM175 245H176V244H175ZM178 245H179V244H178ZM181 245H182V244H181ZM195 245H196V243H195ZM207 245H208V244H207ZM228 245L230 246V244H228ZM228 245H227V247H228ZM231 245H232V244H231ZM235 245H236V243L234 244V247H233V248L237 247V246H235ZM246 245H247V247L249 246L248 244H246ZM253 245H254V244H253ZM19 246H20V245H19ZM19 246H18V248H19ZM35 246H36V245H35ZM39 246H40V245H39ZM41 246H40V247H41ZM57 246H58V245H57ZM71 246H72V245H71ZM80 246H81V245H80ZM91 246H92V244H91ZM97 246H99V245H97ZM108 246H111V245L109 244ZM113 246H114V245H113ZM113 246H112V247H113ZM132 246H133V245H132ZM156 246H157V245H156ZM163 246L166 247V244L163 245ZM163 246H162V248L165 249ZM170 246H169V247H170ZM190 246H192V245H190ZM190 246L188 245V247H187V246L185 245V246H184V249L186 250L185 247H187V248L190 249ZM200 246H201V245H200ZM200 246H199V247H200ZM202 246H203V245H202ZM202 246H201V248H202ZM217 246H219V244H218ZM232 246H233V245H232ZM238 246L240 247V244H238ZM255 246H253V247H255ZM0 247H3V246H0ZM13 247H14V246H13ZM27 247H28V246H27ZM43 247H44V246H43ZM52 247H53V245H52ZM68 247H69V246H68ZM72 247H74L75 250L77 249V248H76L77 246L75 247V245H73ZM78 247H79V246H78ZM81 247H82V246H81ZM86 247H87V246H86ZM86 247H85V248H86ZM95 247H96V245H95ZM101 247H102V244H101ZM101 247H99V248H101ZM112 247H110V248L112 249ZM126 247H127V246H126ZM136 247H137V249H138V246H136ZM141 247H142V246H141ZM159 247H160V246H159ZM159 247H158V248H159ZM169 247H167V248H169ZM177 247H178V246H177ZM181 247H182V246H181ZM193 247H194V246H193ZM193 247H192V248H193ZM196 247H197V246H196ZM209 247H210V245L208 246V248H209ZM211 247H213V246H211ZM211 247H210V248H211ZM239 247H238V248H239ZM243 247H244V246H243ZM250 247H252V246H250ZM250 247H248V248H250ZM258 247H259V245H258ZM262 247H263V246H262ZM28 248H29V247H28ZM50 248H51V247H50ZM53 248H54V247H53ZM53 248H52V249H53ZM85 248H84V249H85ZM88 248L90 249V247H88ZM118 248H120V246H119ZM118 248H117V249H118ZM121 248H122V247H121ZM123 248H124V247H123ZM123 248H122V250H123ZM127 248H128V247H127ZM156 248H157V247H156ZM167 248H166V249H167ZM192 248H191V250H193V249H194V250H195V249L197 250V249H198V248H193V249H192ZM201 248H200V249H201ZM203 248H204V247H203ZM214 248H215V246H214ZM214 248H213L212 250H214ZM228 248H230V247H228ZM228 248H227V249H228ZM248 248H247V249H248ZM256 248H257V247H256ZM2 249H3V248H2ZM2 249H1V250H2ZM16 249H17V248H16ZM20 249H22V247H20ZM26 249H27V248H26ZM62 249H63V248H62ZM66 249L68 250V249H70V247H69V248L66 247ZM101 249H102V248H101ZM101 249H100V251H101ZM106 249H107V248H106ZM111 249H110V250H111ZM113 249H114V248H113ZM159 249H161V248H159ZM169 249H170V248H169ZM171 249H172V248H171ZM175 249H176V247H175ZM184 249H183V250H184ZM189 249H188V250H189ZM204 249H205V248H204ZM224 249H225V248H224ZM3 250H4V249H3ZM18 250H19V249H18ZM22 250H23V249H22ZM43 250H44V248H43ZM50 250H51V249H50ZM54 250H55V249H54ZM70 250H71V249H70ZM70 250H69V251H70ZM79 250H80V249H79ZM87 250H88V249H87ZM92 250H93V248L91 249V251H92ZM129 250H130V249H128V253L131 251V250H130V251H129ZM140 250H141V249H140ZM154 250H155V249H154ZM167 250H168V249H167ZM173 250H174V249H173ZM176 250H177V249H176ZM176 250H174V251H176ZM180 250H181V249H180ZM183 250H182V252H183ZM185 250H184V251H185ZM194 250H193V251H194ZM198 250H199V249H198ZM202 250H203V249H202ZM207 250L209 251V249H207ZM230 250H231V249H230ZM234 250H235V249H234ZM240 250H242V248H241ZM243 250H244V249H243ZM243 250H242V254L246 252V251L243 252ZM251 250L254 251V249H251ZM251 250H250V251H251ZM260 250H261V249H260ZM260 250H259V251H260ZM262 250H264V249L262 248ZM262 250H261V251H262ZM7 251H8V249H7ZM10 251H11V250H10ZM10 251H9V253H10ZM23 251H24V250H23ZM29 251H31V253H32V252H33V249L31 248V250H29ZM65 251H66V250H65ZM89 251H90V250H89ZM118 251H119V250H118ZM134 251H136V250L134 249ZM138 251H139V250H138ZM145 251H146V250H145ZM161 251H163V250H161ZM164 251H166V250H164ZM168 251H169V250H168ZM168 251H167V252H168ZM170 251H171V250H170ZM174 251H173V252H174ZM177 251H178V250H177ZM208 251H206V252H208ZM221 251H222V250H221ZM221 251H220V252H221ZM227 251H229V250H227ZM232 251H233V250H231V252H232ZM236 251H238V250H236ZM236 251H235V252H236ZM248 251H249V250H248ZM250 251H249V252H250ZM259 251H258V252H259ZM14 252H15V250H14ZM20 252H21V251H20ZM24 252H26V251H24ZM34 252H35V251H34ZM44 252H45V251H44ZM102 252H103V251H102ZM104 252H105V251H104ZM110 252H111V251H110ZM110 252H108V253L110 254ZM120 252H123V251H120ZM124 252H125V250H124ZM126 252H127V251H126ZM126 252H125V253H126ZM139 252H140V251H139ZM146 252H148V251H146ZM156 252H157V251H156ZM182 252H180V253H182ZM185 252H186V251H185ZM185 252H184V253H185ZM190 252H191V251H190ZM194 252H195V251H194ZM198 252H200V254H201V251H200V250H199ZM202 252H203V251H202ZM215 252H216V251H215ZM224 252H225V251H224ZM238 252H239V251H238ZM256 252H257V249H256ZM3 253H4V252H3ZM5 253H6V252H5ZM5 253H4V254H5ZM12 253H13V252H12ZM16 253L19 254V256H20V253H18L17 251H16ZM16 253H15V254H16ZM40 253H42V252H40ZM51 253H52V252H51ZM108 253H107L106 255H108ZM111 253L113 254V252H111ZM125 253H124V254H125ZM128 253H127V256H128ZM148 253H149V252H148ZM148 253H146V254L148 255ZM160 253H162V252H160ZM160 253H158V254H160ZM164 253H165V252H164ZM168 253H170V252H168ZM175 253H176V252H175ZM178 253H179V252H178ZM178 253H177V254H178ZM209 253H211V252H209ZM222 253H223V252H222ZM226 253H227V252H226ZM228 253H230V252H228ZM228 253H227V254H228ZM246 253H247V252H246ZM246 253H245V254H246ZM251 253H253V252H250V254H251ZM4 254H3V255H4ZM15 254H14V255H15ZM32 254H33V253H32ZM35 254H36V253H34V256H36ZM44 254H45V253H44ZM53 254H54V253H53ZM78 254H79V253H78ZM150 254H151V253H149V255H150ZM177 254H176V256L178 257ZM186 254H187V253H186ZM186 254H184V255H186ZM196 254H197V253H196ZM200 254H199V255H200ZM205 254H207V253H205ZM211 254H212V253H211ZM214 254H215V253H214ZM214 254H212V255H214ZM232 254H233V255H232V257H233V256H234V253L232 252ZM239 254H240V253H239ZM242 254H240V255L242 256ZM1 255H2V253H1ZM1 255H0V256H1ZM8 255H9V254H8ZM14 255H12V256H14ZM27 255H28V254H27ZM29 255H30V254H29ZM29 255H28V256H29ZM125 255H126V254H125ZM135 255H136V254H135ZM137 255H138V252H137ZM139 255H140V253H139ZM151 255H152V254H151ZM161 255H162V254H161ZM164 255H165V254H164ZM168 255H169V254H168ZM168 255H167V253H166V256H168ZM170 255H171V254H170ZM174 255H175V254H174ZM184 255H183V256H184ZM215 255H216L217 257L221 256V255L218 256L217 253H216ZM224 255H225V254H224ZM228 255H229V254H228ZM240 255H239V256H240ZM246 255H248V253H247ZM23 256H24V258H25V254L22 255V257H23ZM72 256H73V255H72ZM75 256H76V255H75ZM120 256H121V254H120ZM144 256H146V255L144 254ZM144 256H143V257H144ZM155 256H157V255H155ZM172 256H173V254H172ZM201 256H202V255H201ZM201 256H200V257H201ZM263 256H264V255H263ZM1 257H2V256H1ZM10 257H11V256H10ZM10 257H8V258H10ZM15 257H17V255H16ZM15 257H14V259H15ZM31 257H33V256L31 255ZM41 257H42V256H41ZM52 257H53V256H52ZM55 257H56V256H55ZM55 257H54V258H55ZM121 257H122V256H121ZM140 257H141V256H140ZM158 257H160V256H158ZM161 257H162V256H161ZM168 257H169V256H168ZM170 257H171V256H170ZM197 257H199V256L197 255ZM208 257H210V256H208ZM226 257H227V255H226ZM226 257H225V259H226ZM230 257H231V256H230ZM230 257H229V259H230ZM5 258H6V257H5ZM8 258H6V260H7ZM29 258H30V257H28L27 259H29ZM44 258H45V257H44ZM59 258H60V257H59ZM124 258H125V257H124ZM152 258H153V255H152ZM163 258H164V257H163ZM163 258H161V260H165V258H164V259H163ZM173 258L175 259V257H173ZM173 258H172V259H173ZM194 258H195V257H194ZM204 258H205V256H204ZM204 258H203V259L200 258V261H201V260L204 261ZM210 258H212L211 260L213 261V257L211 256ZM237 258L239 259L238 255H237ZM237 258H235V259H237ZM241 258H242V257H241ZM251 258H252V257H251ZM3 259H4V258H3ZM11 259H12V257H11ZM19 259H20V258H19ZM33 259H34V258H33ZM42 259H43V258H42ZM75 259H76V258H75ZM86 259H87V258H86ZM138 259H139V257L137 258V260H138ZM141 259H142V258H140V260H141ZM147 259H148V258H147ZM159 259H160V258H159ZM167 259H168V258H167ZM169 259H170V258H169ZM196 259H197V258L194 259V262H195ZM225 259H224V260H225ZM235 259H234V260H235ZM242 259H243V258H242ZM253 259H254V258H253ZM1 260H2V259H1ZM38 260H40V259L37 258L36 261H38ZM73 260H74V259H73ZM140 260H138V261H140ZM170 260H171V259H170ZM191 260H192V258H191ZM205 260L207 261V259H205ZM209 260H210V259H209ZM209 260H208V261H209ZM216 260H217V259H216ZM231 260H232V258H231ZM246 260H247V259H246ZM250 260H251V259H250ZM262 260H263V259H262ZM30 261H33V262H34V260H30ZM59 261H60V260H59ZM61 261H62V260H61ZM74 261H75V260H74ZM81 261H82V260H81ZM122 261L124 262V264H125V263L127 264L126 261H124V260H122ZM138 261L135 262V263H138ZM151 261H152V260H151ZM197 261H198V259H197ZM208 261H207V262H208ZM228 261H229V260H228ZM237 261H238V260H237ZM243 261H244V259H243ZM0 262L2 263V261H0ZM3 262H4V261H3ZM6 262H8V261H6ZM12 262H13V261H12ZM18 262H19V261H18ZM24 262H25V260H24ZM24 262H23V263H24ZM33 262H32V263H33ZM48 262H49V261H48ZM123 262H122V263H123ZM140 262H143V263L145 264V263L148 262V260H146V262H144V261H140ZM140 262H139V263H140ZM163 262H164V261H163ZM163 262L160 263V264H163ZM165 262H166V261H165ZM169 262H170V261H169ZM174 262H175V261H174ZM185 262H186V260H185ZM185 262H184V264H185ZM204 262H205V261H204ZM217 262H218V260H217ZM240 262H242V261H240ZM247 262H248V261H247ZM254 262H255V260H253V263H254ZM1 263H0V264H1ZM34 263H35V262H34ZM34 263H33V264H34ZM36 263H37V262H36ZM39 263H40V262H39ZM74 263H75V262H74ZM81 263H82V262H81ZM118 263H119V262H118ZM143 263H141V264H143ZM149 263H150V261H149ZM172 263H173V261H172ZM172 263H171V264H172ZM181 263H183V262H181ZM198 263H199V262H198ZM209 263H210V261L208 262V264H209ZM213 263H214V262H213ZM213 263H210V264H213ZM215 263H216V261H215ZM215 263H214V264H215ZM218 263H219V262H218ZM228 263H229V262H228ZM228 263H227V264H228ZM236 263H237V262H236ZM244 263H245V262H244ZM244 263H243V264H244ZM253 263H251V264H253ZM263 263H264V262H263ZM263 263H261V264H263ZM2 264H3V263H2ZM83 264H84V262H83ZM151 264H153V263H151ZM194 264H195V263H194ZM247 264H250V263L248 262ZM257 264H258V262H257Z\"/></svg>",
	"mask_w": 264,
	"mask_h": 264
}]
</instances>
